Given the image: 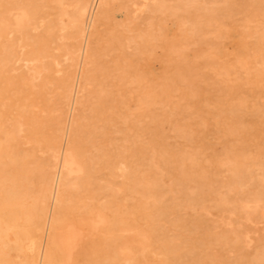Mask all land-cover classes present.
I'll list each match as a JSON object with an SVG mask.
<instances>
[{
    "label": "rangeland",
    "instance_id": "rangeland-1",
    "mask_svg": "<svg viewBox=\"0 0 264 264\" xmlns=\"http://www.w3.org/2000/svg\"><path fill=\"white\" fill-rule=\"evenodd\" d=\"M2 1V2H1ZM53 1L54 0H0V16H1V14H2V16L0 17V34H2V35H0V93H1V91H3L2 93H1V95H0V120L3 118V117H5V118H3V121H0V130H4L3 132L2 131H0V135L4 138V139H2L1 138V136H0V142L2 141V143H0V153L2 152V151H4L3 153H1L0 155H1V157H0V167L2 168V171H0V189L2 188L3 189V194L1 193L2 191V189L0 190V194H2V198H1V195H0V198H1V200H0V216H1V218H0V235H1V237H0V240L1 241H3V244H4V246H3V244H2V246H1V249H3L4 250V252H5V250H6V256L7 255H9L10 257L8 258V256L6 257V256H4V252H2L3 250H1L0 249V254L2 255V256H4V257H6V258H4V260H2V257L0 256V264H1V262L3 263V264H41V260L43 261L42 263H44V261H45V259H43V257L42 256H45V253H46V247H47V244L45 243V240L44 239H46V241H48V239H49V237L48 236H46V235H49V228H50V222L54 219L53 218V215H54V217H55V214H56V210L58 211L57 212V214H56V216H59V214H60V218L62 219V220H66L65 222H70V221H74L77 225H82L83 227H85L84 229H85V232H84V236H83V239L79 242V244H78V246H77V248L74 250V253H73V256H72V258L68 261L67 260V256L63 253V251L61 250H59V259L56 261V262H58L59 260H62V262H58L57 264H76V263H78V264H85L86 262H88V264H145V262L147 263H149V264H264V208H263V206H264V177L263 178H256L255 179V175L254 174H256L257 172H258V169L257 168H255V167H252L251 168V170H247V174L245 173V175H244V178L243 179H245L246 181H243L242 180V183L244 184H242V183H239L240 184V186L241 187H238L239 186V184L236 186V187H234V188H230L229 186H228V180H229V178H228V173L226 172V171H223V173L222 172H216L215 173V171H213L211 168H210V166H211V160H210V158H209V156H207V155H209V153H217V155H219V154H222V153H220L221 152V150L223 151V149H221L222 148V146H224V143H225V140L228 138V137H231L230 135H228V131H230L231 130V125H232V130L234 131L235 129L238 131L239 129H237L238 128V124H235L236 122H235V120H234V118L236 119L237 117H235V115H237V113L241 116V115H243V116H245L246 117V115H247V117H246V119H250V120H253L252 118L256 115V114H263L264 113V97H263V95H264V78H262V77H264V68H263V66H264V64H263V66L261 65L262 64V62H264V51L262 52L261 51V53L259 52V53H252V52H254L252 49H251V53L253 54L252 55V58H251V53H250V51L248 52V54L246 55V54H242L241 55V50H239V54L238 53H236V52H238V49H241L242 48V46L244 45V44H247V41H248V44H247V47H249V48H251L252 47V45H251V42H252V35H254V34H257V32L256 31H258L259 29V31H258V34L259 33H261V32H263V21H264V0H242V1H244V2H240L239 0H235V1H233L232 0V3H231V5L232 4H234V5H236V7H234L233 5L232 6H230L229 7V9L227 10V13H228V11H229V13L233 16H231L230 14H228L227 15V13H223V11H221V10H218L216 7L219 5L218 3H215L214 4V0H206V1H204V0H194V2H192L191 4H188V6H187V4H184L185 2V0L183 1V0H181V2L183 3V4H181L180 3V0H172V1H170V0H154L150 5H149V8H150V6H153V7H155V8H153L152 9V7L148 10V7L146 6L145 7V5H140L141 4V0H139L137 3L136 2H134V0H124V3H123V1L122 0H102V2H101V0H88L87 1V3H88V5L86 6V9H85V11L83 12V14L80 16L81 18H80V22H76L74 19H75V14L76 13H78V11H79V6H80V4H79V0H61V1H63V2H61L60 0H55V4L53 3ZM60 2L59 4H57L56 2ZM94 1H96V2H98V3H96V2H94ZM105 1V2H104ZM126 1H127V3H126ZM147 1V0H146ZM161 1V2H160ZM164 1V2H163ZM178 1V2H177ZM213 1V2H212ZM218 0H216V2H217ZM250 1V2H249ZM10 2V3H9ZM14 2H16L15 3V5L13 4ZM23 3V5H22V3ZM73 2V3H72ZM100 2H101V4H100ZM158 2V3H157ZM160 2V3H159ZM163 2V3H162ZM170 2H172V3H170ZM173 2H175L176 4H174ZM200 2V3H199ZM237 2V3H236ZM249 2V3H248ZM54 5H53V4ZM67 3L69 4V5H67ZM90 3H91V5H90ZM126 3V4H125ZM132 3V4H131ZM134 3V4H133ZM179 3V4H178ZM198 5H197V4ZM256 3V4H255ZM258 3V4H257ZM262 4V6H260L261 4ZM73 4V5H72ZM77 4H78V6H77ZM97 4V5H96ZM103 4V5H102ZM131 6H130V5ZM181 4V6L183 5V7L185 8V9H183L181 6V8L178 6V5H180ZM203 4H205V5H203ZM207 4V5H206ZM51 5V6H50ZM58 5L59 6H61V7H59V8H62V9H59L58 10ZM64 5V6H63ZM97 7H95V6ZM127 5H129L128 6V8L126 7ZM157 7H156V6ZM165 7H164V6ZM167 5V6H166ZM174 5H176V6H174ZM195 5H196V7H195ZM208 5H209V7H208ZM213 5V6H212ZM217 5V6H216ZM254 5H256V7L254 8ZM17 6H18V8H17ZM20 6V7H19ZM22 6V7H21ZM29 6V8H27ZM36 6H38V7H36ZM47 6H48V8H47ZM69 8V10H68V8ZM69 6H72V7H69ZM94 6V7H93ZM170 6H172V7H175V8H172V7H170ZM179 7V8H176V7ZM212 6V7H211ZM242 6V7H241ZM253 6V7H252ZM16 7V8H15ZM44 7V8H43ZM78 7V8H77ZM87 7L90 9H87ZM137 7V8H136ZM144 7V8H143ZM206 7V8H205ZM250 9H249V8ZM10 8V9H9ZM74 8H76V9H74ZM127 8V9H126ZM130 8H132L134 11H136V12H133L132 11V9H130ZM159 8V11L157 10ZM160 8H161V10H160ZM168 8V9H167ZM193 8H195V9H193ZM204 8V9H203ZM208 8V9H207ZM209 8H213V9H210V15L212 16V14H213V17H211L208 13H206V11H205V9H207V12L209 11ZM240 8V9H239ZM252 8H254L253 10H254V13H253V11H252ZM262 9V11L261 10H259V9ZM21 9V10H20ZM26 9V10H25ZM46 9H48V11L46 10ZM72 9V10H71ZM96 9H97V15H96ZM136 9V10H135ZM142 9H144V10H142ZM158 11H156V10ZM173 9L175 10V11H173ZM235 9V10H234ZM245 9H247V11H245ZM255 9H257V10H255ZM12 10H13V13H12ZM20 10V11H19ZM37 10V11H36ZM55 12H54V11ZM71 10V11H70ZM89 10V11H88ZM99 10V11H98ZM127 10V11H126ZM129 10V11H128ZM147 10V11H146ZM150 10H151V12L153 13H150ZM187 10H189V11H187ZM191 10V11H190ZM232 10V12H230ZM250 10H251V12H250ZM260 12H259V11ZM3 11H6V12H3ZM10 11V12H9ZM53 11V12H52ZM63 11V12H62ZM123 11H126V12H124L123 13ZM138 11H140L139 13H138ZM176 11H177V13H176ZM179 11V12H178ZM193 11V12H192ZM196 11V12H195ZM200 11V12H199ZM211 11H216V12H218L219 13V15L217 16L214 12L212 13ZM221 11V12H220ZM246 13H245V12ZM256 11V12H255ZM258 11V12H257ZM51 12V13H50ZM58 12L60 13V15L58 14ZM71 14H74V15H70V13ZM89 12H94V13H92L93 15H91V18H90V15H89ZM121 12V13H120ZM128 12V13H127ZM131 12V14H129ZM145 12H147V14H149L148 16H147V14L145 13ZM172 12V13H171ZM181 12V13H180ZM188 12V13H187ZM195 12V13H194ZM224 12H226V11H224ZM250 12V13H249ZM9 13V14H8ZM25 13L27 14V15H25ZM69 13V14H68ZM90 13V14H91ZM120 15V16H118V14ZM137 13V14H136ZM164 15H163V14ZM168 13H170L169 15H168ZM174 13V14H173ZM185 13V14H184ZM186 13L188 14L187 16H188V18L186 17ZM199 13V14H198ZM203 13H205V14H203ZM212 13V14H211ZM221 13H222V15H226V16H223V17H220V16H222L221 15ZM237 15H236V14ZM247 13H248V18H246L247 17ZM255 13H257V14H259V16L261 17H259V16H257ZM7 14V15H6ZM14 14V15H13ZM17 14H19V15H17ZM39 14V15H38ZM52 14H53V16H52ZM57 14V15H56ZM68 14V15H67ZM122 14H124V15H122ZM127 14H129V15H127ZM133 14L135 15L134 17H133ZM146 14V15H145ZM157 14V16H155ZM173 14V15H172ZM178 14V15H177ZM214 14H215V16L216 17H218V19L220 20H218V19H215L216 17L214 16ZM249 14H250V17H249ZM256 15L257 16V18H256V16H253V15ZM263 14V15H262ZM13 15V16H12ZM30 15V16H29ZM56 15V16H55ZM87 15H89V16H87ZM94 15H95V17H94ZM117 15V16H116ZM139 15V16H138ZM146 16L145 18H146V20H145V18H144V16ZM153 15V16H152ZM181 15L183 16V17H181ZM185 15V16H184ZM191 15V16H190ZM196 15V16H195ZM197 15H199V16H197ZM205 15V16H204ZM207 15V16H206ZM210 17H209V16ZM235 15H236V17H235ZM18 16V17H17ZM46 16H47V18H46ZM51 16H52V18H51ZM61 16V17H60ZM87 16V17H86ZM93 16V17H92ZM128 16V17H127ZM137 16V17H136ZM201 16V17H200ZM241 16H243L242 17V19H241V22H240V20H238V18L240 19L241 18ZM251 16H253V17H251ZM11 17V18H10ZM31 17V18H30ZM73 17V18H72ZM117 17H119V20H118V18ZM126 17V18H125ZM139 17V18H138ZM149 17H151V19L149 18ZM156 17V18H155ZM160 17H162V18H160ZM195 17V18H194ZM205 17L207 18L206 19V21H204L205 20ZM215 17V18H214ZM229 19H228V18ZM231 17V18H230ZM55 18H56V20H55ZM84 18V19H83ZM159 18H160V20H159ZM180 18H182V19H180ZM187 18V19H186ZM191 18V19H190ZM203 18V19H202ZM210 20H209V19ZM211 18H213V20L214 21H212V22H210L212 19ZM224 20H222V19ZM226 18H227V20H226ZM244 18H246L244 21H242ZM249 18H250V20H249ZM253 18H256V19H253ZM7 20V23L4 21V20ZM14 19V20H13ZM27 19V20H26ZM32 19H33V21H32ZM44 19H46V20H44ZM51 19H52V21H51ZM66 19V20H65ZM72 19V20H71ZM89 19H90V21H89ZM133 19V20H132ZM138 19H140V21L141 22H143V25L144 24H147V27L148 26H150L151 27V23H153L152 24V27L150 28V27H148L147 28V31H146V28H145V26L143 27V25L141 24V22L140 21H138V23H137V20ZM142 19V20H141ZM151 21H150V20ZM152 19H154V21L152 20ZM156 19H157V21H158V23L161 25V27H160V25L157 23V21H156ZM166 19V20H165ZM171 19H176L175 21L174 20H171ZM185 19H186V21H185ZM189 19H190V21H189ZM234 19V20H233ZM249 20V22H247L248 20ZM60 20V21H59ZM92 20V21H91ZM132 20V21H131ZM136 20V21H135ZM144 20V21H143ZM148 20V21H147ZM171 20V21H170ZM187 20L191 23H187L186 24V22H187ZM199 20V21H198ZM209 20V21H208ZM221 20L223 21V24L224 25H221L222 24V22H221ZM236 20H238V22L236 21ZM261 20H263L262 22H261ZM43 21V22H42ZM55 21H57V22H55ZM69 21H71V22H69ZM89 21V22H88ZM134 21V22H133ZM150 21V25H148L149 22ZM156 21V22H155ZM163 21H165V22H163ZM172 21H173V23H172ZM181 21V22H180ZM202 22L203 21V24H199L198 22ZM226 21V22H225ZM233 21V22H232ZM258 21H259V23H258ZM39 22H41V23H39ZM44 22H46V24L44 23ZM49 22H52V23H50L49 24ZM55 22V23H54ZM68 22H69V24H68ZM73 22V23H72ZM74 22H75V24H74ZM83 22H84V25H83ZM92 22V23H91ZM119 22H121V23H119ZM124 24H123V23ZM135 22H136V24H135ZM146 22V23H145ZM183 22V23H182ZM205 22L206 23H208V25L207 24H205ZM210 22V23H209ZM214 22H215V24H214ZM241 24H243V26L244 27H246L245 29L247 30L246 32L244 31L245 29L243 28V26L242 25H240V23ZM243 22V23H242ZM247 22V23H246ZM251 22H257V23H255V26H254V24L252 23L251 24ZM3 23V24H2ZM44 23V24H43ZM58 23V24H57ZM60 23H62L61 25H59ZM68 25H67V24ZM80 23H82L81 24V26H80ZM90 23V24H89ZM118 23V24H117ZM133 23H134V25H133ZM140 23V24H139ZM167 23H169V24H167ZM171 23V24H170ZM197 23V24H196ZM232 23V24H231ZM237 23H238V25H237ZM246 23V24H245ZM250 23V24H249ZM260 23H262V24H260ZM10 24V25H9ZM15 24V25H14ZM52 24H54V25H52ZM76 24H78V25H76ZM88 24V25H87ZM131 24L135 27H132L131 26ZM159 26H158V25ZM163 24V25H162ZM166 24V27H168V26H170L169 27V29H171V30H169L168 28H165V25ZM178 24H180V25H178ZM190 24V25H189ZM195 24V25H194ZM216 24H218V26L216 25ZM235 24V25H234ZM247 24H248V26H251L250 28L252 29V30H250V29H248L249 27L247 26ZM22 25V26H21ZM29 25V26H28ZM39 25V26H38ZM42 25V26H41ZM63 25V26H62ZM77 27H76V26ZM90 25V26H89ZM101 25V26H100ZM119 25V26H118ZM123 25V26H122ZM136 25V26H135ZM141 25V26H140ZM172 25H174V26H172ZM188 25L190 26V27H188ZM192 25V26H191ZM201 28H199L198 26ZM203 25V26H202ZM221 25V26H220ZM226 25V26H225ZM260 26V27H258V26ZM9 26H11V27H9ZM31 26V27H30ZM34 26V28L36 29V31H35V29L33 28L32 29V27ZM41 26V27H40ZM44 26V28H42ZM48 26V27H47ZM53 26V27H52ZM65 26V27H64ZM66 26H68V28L71 30H69L68 28L67 29H65L66 28ZM85 26V27H84ZM91 28H89V27ZM129 26V27H128ZM140 26V27H139ZM157 26V27H156ZM172 26V27H171ZM182 26V27H181ZM196 27L195 28V31H193V29L194 28H192V27ZM202 26V27H201ZM204 26H206V27H204ZM212 26H215V27H212ZM229 26V27H228ZM230 26H231V30H230ZM234 28H233V27ZM239 26V27H238ZM17 27V28H16ZM49 27H51L50 29H49ZM59 27H60V29H61V27L63 28V29H59ZM74 27H75V29L76 30H74ZM79 27H80V29H79ZM87 27H88V29H89V31H88V29H87ZM139 27V28H138ZM143 27V28H142ZM153 27H155V28H153ZM175 27V29H172V28H174ZM180 27V28H179ZM256 27H258V28H256ZM263 27V28H262ZM48 28V29H47ZM54 28V30H52ZM82 28V29H81ZM130 28V29H129ZM136 28H138V29H136ZM142 29V30H139V29ZM152 28H153V30H152ZM158 28H160V30L158 29ZM213 28V29H212ZM229 28V30H230V32L228 31V33H230L228 36H226L228 33H227V29ZM253 28L254 29H256V31H254L253 30ZM31 29H32V31H31ZM39 31H38V30ZM65 29V30H64ZM84 29V30H83ZM131 29H133L137 34L135 35L134 33H133V30H131ZM157 30V34H156V30ZM165 29V30H164ZM181 29V30H180ZM182 29H183V31H182ZM189 29H191V30H189ZM199 30V32L200 33H202V34H200L197 30ZM208 30V31H206V30ZM217 29H220V30H215ZM223 29V30H222ZM225 29V30H224ZM238 30L237 32H235V33H232L233 31H235V30ZM240 29V30H239ZM12 30V31H11ZM68 30V31H67ZM90 30H91V32H90ZM189 30V31H188ZM222 30V31H221ZM241 30L243 31V35L240 33L241 32ZM22 31V32H21ZM24 31V32H23ZM35 31V32H34ZM54 31V32H53ZM58 31V32H57ZM65 31V32H64ZM124 31H126V32H124ZM140 31V32H139ZM163 31V32H162ZM191 31V32H190ZM226 33H225V32ZM21 32V33H20ZM35 34H34V33ZM37 32V33H36ZM88 32H90V33H88ZM142 32H144V33H142ZM163 33V35H161V33ZM193 32H195V33H193ZM196 32H198V33H196ZM207 32V33H206ZM254 32V33H253ZM256 32V33H255ZM4 33L6 34V35H4ZM60 33L62 34L61 35V37H60ZM80 33V34H79ZM82 33V34H81ZM131 33V34H130ZM138 33H139V35H138ZM147 33V34H146ZM149 33V34H148ZM154 33V34H153ZM189 33H191V34H189ZM192 33H193V35H192ZM231 33H232V39L230 38V36H231ZM239 34L240 36L242 35L243 37H239V35H237V34ZM248 33V34H247ZM9 34V35H8ZM43 34H45V35H43ZM47 34H49V36L47 35ZM52 34V35H51ZM133 34V35H132ZM144 34L145 35H147V36H144ZM156 34V35H155ZM158 34H160V38H159V36H157ZM197 34V35H196ZM201 35V38H203V39H201V38H199V36ZM209 34V35H208ZM218 34H219V36H218ZM4 35V36H3ZM87 35V36H86ZM189 35V36H188ZM203 35V36H202ZM208 35V36H207ZM211 35V36H210ZM235 35H237L240 39H242V40H240L239 39V41H238V43L236 42L237 40V38L238 37H236ZM247 35V36H246ZM4 38H3V37ZM32 36H33V38H32ZM36 36H39L38 38H39V40H38V38H36ZM64 38H63V37ZM68 36V37H67ZM82 38H81V37ZM89 36V37H88ZM91 36V37H90ZM132 36H134V37H132ZM137 38H139V36H144V38L142 37V38H139V39H137ZM164 37V39H163V37ZM182 36V37H181ZM191 36L194 38V37H198V39H196V44H198V46L196 47V44L194 43L195 41V39H193V38H191ZM207 36V37H206ZM210 36V37H209ZM215 38H214V37ZM223 38H222V37ZM234 36H235V38H234ZM250 36V37H249ZM7 37V38H6ZM125 37H126V39H125ZM148 37V38H147ZM155 37V38H154ZM168 37H170V39L168 38ZM184 37H188V39L187 38H184ZM205 37H206V39H205ZM218 37H219V39H220V37H221V39L219 40L218 39ZM229 38L230 40H234V42L233 41H230L229 42V39L228 40H225L224 38ZM3 40H2V39ZM29 38V39H28ZM44 38V39H43ZM48 38H49V40H48ZM50 38H52V39H50ZM58 38V39H57ZM63 40H62V39ZM66 38V39H65ZM74 38V39H73ZM81 38V39H80ZM131 38V39H130ZM137 39V41H136V39ZM175 38V40L173 41V39ZM182 38H184V39H182ZM192 40H190V39ZM210 38V39H209ZM65 39V40H64ZM71 39H73V40H71ZM76 39V40H75ZM78 39V40H77ZM133 39H134V41H133ZM142 39V43H144V47L143 46H141L142 45V43L140 42V40ZM143 39H146V40H151V42H150V40H149V42L148 41H143ZM153 39H156V40H158V41H160V42H158L159 44L157 45V42H155V40L153 41ZM160 39H163V40H160ZM181 39H182V41H181ZM217 39V40H216ZM223 39V40H222ZM244 39V40H243ZM248 39V40H247ZM252 39V40H251ZM30 42H29V41ZM48 40V41H47ZM75 40V41H74ZM87 40V41H86ZM110 40V41H109ZM126 40V41H125ZM130 40H131V42H130ZM187 40V41H186ZM208 40H210V41H208ZM219 40V41H218ZM226 41V44H225V42L224 43H222L223 41ZM236 40V41H235ZM245 40H247V41H245ZM33 41V42H32ZM39 41V42H38ZM44 41H47V43L46 42H44ZM72 41V42H71ZM96 41V42H95ZM161 41H163V42H161ZM181 41V42H180ZM197 41L199 42V41H205V43L203 44V42H201V43H197ZM206 41H208V42H206ZM214 41H215V43H214ZM216 41H218V42H216ZM222 41V42H221ZM28 42H29V44L30 45H32V46H30L29 44H28ZM34 42H37V44L36 43H34ZM50 42H51V44H50ZM135 42V43H134ZM136 42L137 43H139V44H136ZM146 42V43H145ZM189 44H188V43ZM235 42H236V44H235ZM32 43V44H31ZM39 43H41L40 45H41V47H40V45H38ZM43 43V44H42ZM96 43H98V46H97V44ZM108 43H109V45H108ZM129 43V44H128ZM140 43H141V45H140ZM148 43V44H147ZM162 45H161V44ZM166 43H169V44H166ZM210 43H211V45H210ZM213 43V44H212ZM216 43H217V45H216ZM220 43L221 44H223V46L221 47V45H220ZM228 43H229V45H228ZM33 44H36V46H33ZM84 44H86V45H84ZM101 44V46H99ZM126 44V45H125ZM132 44V45H131ZM135 46H134V45ZM165 44V45H164ZM175 44V45H174ZM177 44V45H176ZM199 44L200 45H202V46H200L199 47ZM233 45V46H231V45ZM235 44V45H234ZM242 44V45H241ZM25 45L27 46V45H29L30 47H32V48H30L29 46H28V48L26 47V48H24L25 47ZM45 45V46H44ZM51 45V46H50ZM75 45V46H74ZM83 45V46H82ZM130 45V46H129ZM162 47H164L165 49L166 48H168L167 46H170V45H172V48L170 49V48H168L167 50L168 51H164L163 49L164 48H162ZM167 45V46H166ZM174 45V46H173ZM190 45L193 47H190ZM219 45V46H218ZM239 45H240V47H239ZM251 47H250V46ZM47 46V47H46ZM49 46H50V48H49ZM58 46H59V48H58ZM61 46V47H60ZM65 46V47H64ZM108 46V47H107ZM146 46V47H145ZM147 46H149V47H147ZM151 46V47H150ZM157 46H158V50H156L157 49ZM160 46V47H159ZM216 48H215V47ZM2 47H3V50H2ZM6 47V48H5ZM36 47L37 48H39V49H36ZM46 47V50L44 49ZM63 47V48H62ZM82 47V48H81ZM100 47H101V49H100ZM120 47V48H119ZM131 47H133V48H131ZM135 47V48H134ZM136 47H138V48H140V49H138V48H136ZM152 47L154 48V50L152 51V53H151V51H149V49L148 48H150V49H152ZM182 47H183V49H182ZM186 47H188L189 49L187 50V48ZM202 47V48H201ZM205 49H207L208 48V53L206 52L207 50H205ZM231 48V50H229L230 48ZM235 47V48H234ZM41 48V49H40ZM66 48V49H65ZM129 48V49H128ZM161 48H162V50H161ZM195 48H196V50H195ZM212 48V49H211ZM221 48V49H220ZM225 48V49H224ZM32 49H35V50H32ZM48 49V50H47ZM49 49H51V50H49ZM72 49V50H71ZM83 49H84V51H83ZM86 49V50H85ZM126 49V50H125ZM135 51H134V50ZM137 49V50H136ZM143 50V53L142 54H140L141 52H142V50ZM170 49V50H169ZM174 49H176L175 51H174ZM200 49V50H199ZM213 49L215 50V51H213ZM226 49H228L227 51H226ZM31 50H32V52H31ZM129 50V51H128ZM132 50V51H131ZM139 50H141V51H139ZM173 52H172V51ZM181 50H183V51H181ZM189 50H191V51H189ZM195 50V51H194ZM204 50H205V52H204ZM234 50V52L232 53V51ZM4 51V52H3ZM35 51V52H34ZM39 52V54H38V59L36 58V52ZM41 51V52H40ZM74 51V52H73ZM89 51V52H88ZM118 51H119V53L121 54H119L118 53ZM162 51V52H161ZM164 51V52H163ZM196 51H197V53H196ZM202 51H203V53H202ZM224 51V52H223ZM25 52L27 53V55H25ZM28 52H30L29 54H28ZM43 52H45V54L43 53ZM48 52H50L49 54H48ZM72 53V54H74V55H72V54H70V53ZM83 52V53H82ZM85 52H86V54H85ZM115 52V53H114ZM124 52H125V54H124ZM126 52H129V53H131L130 55H128L129 53H126ZM134 52H136V53H134ZM144 52L146 53V52H148V53H146V55L144 54ZM150 52V53H149ZM160 52V53H159ZM169 52V53H168ZM185 52V53H184ZM191 52V53H190ZM212 52V53H211ZM214 52V53H213ZM219 52H222V54H219ZM226 52V53H225ZM231 54H230V53ZM43 53V58H42V55H40V54H42ZM112 53V54H111ZM134 53V54H133ZM154 53H155V55H154ZM161 53H162V55H161ZM168 53V54H172V55H166V54ZM186 53H188V54H186ZM202 53L203 55H204V57H203V55L200 54ZM218 55H217V54ZM70 54V55H69ZM109 54V55H108ZM123 54V55H122ZM138 54V55H137ZM149 54H151V55H149ZM156 54H157V58H156ZM165 54V55H164ZM177 57V60H176V58L174 59V55ZM190 54V55H189ZM205 54H206V56H207V54L209 55L210 54V56L208 57H206L205 58ZM224 54V55H223ZM226 54H229V56H227ZM259 54H260V57H259ZM34 55V56H33ZM76 55V56H75ZM107 55H108V57H107ZM117 55H119V56H117ZM126 55V56H125ZM135 55H136V57H135ZM142 55H144V56H142ZM159 55V56H158ZM161 55V56H160ZM184 55V56H183ZM189 55V56H188ZM194 55V56H193ZM196 55V56H195ZM216 55V56H215ZM221 55V56H220ZM235 55V56H234ZM237 55V56H236ZM239 55V56H238ZM244 55V57L242 58L241 56H243ZM257 55V56H256ZM6 56H8V57H6ZM20 56V57H19ZM74 56V57H73ZM112 56V57H111ZM117 56V57H116ZM126 57V59H124L125 57ZM130 56V57H129ZM133 56V57H132ZM150 56V57H149ZM163 56H166L165 57V59H163V60H165V61H163L162 60V62H161V60H159V58L161 59V58H164ZM173 58H172V57ZM188 56V57H187ZM215 56V57H214ZM225 56H227L228 58H226ZM233 56V57H232ZM245 56H247V57H245ZM4 59H3V58ZM29 57V58H28ZM39 57H41V58H39ZM72 57V58H71ZM80 57H81V59H80ZM124 57V58H123ZM127 57H129L128 59H127ZM144 58L143 60L141 59V58ZM148 57V58H147ZM153 57V58H152ZM170 59H169V58ZM185 57V58H184ZM192 57H193V59H192ZM199 57H200V59H199ZM229 57H231V58H229ZM241 57V58H240ZM249 57V58H248ZM257 59V61H255L256 59ZM5 58L7 59V60H5ZM84 58V59H83ZM107 59V60H105V59ZM111 58H112V60H111ZM113 58H114V60H113ZM135 58V60L137 61H135V60H133ZM152 58V59H151ZM156 58V60L154 61V59ZM166 58H167V60H166ZM189 58V60L190 61H188L187 59ZM195 58V59H194ZM209 58H212V59H209ZM218 60H217V59ZM224 58V59H223ZM225 58H226V60L228 61V64H227V61L225 60ZM236 58V59H235ZM240 58V59H239ZM251 58V59H250ZM258 58H260L261 60L263 59V61H261L260 59H258ZM34 59V60H33ZM110 59V60H109ZM141 59V62L142 63H140V61L139 60ZM184 59V60H183ZM201 60L202 61V63L199 61V63L201 64H198V61L196 62V60ZM206 61H205V60ZM234 59H235V61L237 60V61H239L240 62V64H242L243 65V67L246 69V70H244V68L242 67V65H241V67H240V65L237 63V62H235L234 61ZM243 59V60H242ZM246 59H249L248 61L246 60ZM253 59V60H252ZM4 60V61H3ZM9 60V61H8ZM73 60V61H72ZM127 62H126V61ZM133 60V61H132ZM145 60V61H144ZM158 60H159V64H154V62H157L158 63ZM173 61L174 62V64H173V62H171V61ZM223 60V61H222ZM7 61V62H6ZM124 61V62H123ZM148 63H147V62ZM179 61V62H178ZM186 61H187V63H186ZM220 61V62H219ZM226 61V63H223V62H225ZM229 61H230V64H229ZM243 61H244V64H243ZM246 61V62H245ZM257 63H259V61H260V66L258 65L257 66V64L255 65V62ZM14 62V63H13ZM71 62V63H70ZM84 62V63H83ZM86 62V63H85ZM136 62V63H135ZM165 62V63H164ZM213 62H215V63H213ZM231 62H234V65H232L233 63H231ZM126 65H125V64ZM131 63V64H130ZM133 63V64H132ZM135 63V64H134ZM139 63H140V65L142 64L143 65V63H144V66L142 67V65L140 66L139 65ZM150 63H151V66H150ZM155 65H153V64ZM160 63H161V65H162V63H164V64H166V65H162V66H160ZM171 65H170V64ZM189 63H191V66L189 65ZM194 63H197V64H195V67H196V65H197V67H200V66H203L202 68H201V70L203 71H201L200 70V68H197L196 67V69L194 70ZM208 63H209V65H208ZM220 63H222V65L220 64ZM72 64V65H71ZM85 64H87V65H85ZM148 64V65H147ZM223 64H225V66H223ZM248 64V65H247ZM254 64V65H253ZM5 66V67H3V66ZM70 65V66H69ZM74 65V66H73ZM129 65H131V66H129ZM133 65V66H132ZM168 65V66H167ZM172 65H173V68H172ZM185 66V67H187V69H189V70H187L185 67H182V66ZM193 65V66H192ZM199 65V66H198ZM208 65V66H207ZM226 65H227V68H226ZM2 66V67H1ZM110 66V67H109ZM147 66H150L149 67V69H148V67L146 68ZM158 66H160V67H158ZM166 66V67H165ZM181 66V67H180ZM205 66H207V67H205ZM220 66H223V68L222 67H220ZM238 66V67H237ZM251 66V67H250ZM11 67V68H10ZM73 67V68H72ZM130 67H131V69H130ZM135 67L136 68H139V70L137 69V72H134V70L133 69H135ZM143 69H142V68ZM144 67H145V69H144ZM192 67H193V69H192ZM214 67H217V68H214ZM220 67V68H219ZM232 67L234 68V69H232ZM239 67H240V69H239ZM246 67H248V68H246ZM259 70H255L256 68ZM72 68V69H71ZM81 68V69H80ZM160 68H162V70H160ZM163 68H166V73L167 74H165L164 72V70H163ZM168 68V69H167ZM179 68H181V69H179ZM261 68H262V73H261ZM5 69H6V71H5ZM75 69V70H74ZM118 69H120L119 71H118ZM128 71H127V70ZM161 71H159V70ZM170 69V70H169ZM186 69V70H185ZM206 69V70H205ZM223 71H222V70ZM229 69V70H228ZM237 69V70H236ZM4 70V71H3ZM78 70V71H77ZM79 70H80V74H79ZM83 70V71H82ZM132 70L133 71V75H132V71H131V73H129L130 71ZM136 70V69H135ZM141 70V72H138V71H140ZM147 70V71H146ZM151 70V71H150ZM192 70V71H191ZM198 70V71H197ZM233 70V71H232ZM248 70V71H247ZM251 70H252V72L254 71V74L251 72ZM73 71V72H72ZM76 71V72H75ZM157 71V72H156ZM169 71H170V73H172L171 71H174L171 75H173V76H171L170 77V73H169ZM188 71V72H187ZM195 71V72H194ZM230 71H232L233 72V74H232V72H230ZM241 73H240V72ZM243 71V72H242ZM248 73H247V72ZM258 71V72H257ZM118 72V73H117ZM147 72L148 73V79L147 80H149L150 78V80L148 81L149 83V85L150 86H152V87H147L148 86V84H147V80H146V78H147V76H145L144 74ZM153 72H154V74H153ZM180 72H181V74H183V75H180ZM183 72H185V73H183ZM205 72H207V73H205ZM213 72H215V73H213ZM256 72V73H255ZM5 73V74H4ZM120 73H121V75H120ZM124 73V74H123ZM126 73V74H125ZM138 73L140 74V75H138ZM143 73V74H142ZM147 73H146V75H147ZM152 73V74H151ZM159 73H161V75L163 76V77H161L160 75H159ZM174 73H175V75H174ZM187 73H193V74H191L192 75V77H190L191 75H189V74H187ZM197 73H199L200 75H198ZM203 73V74H202ZM220 73V74H219ZM226 73V76L225 75H223V74H225ZM228 73H229V75H228ZM235 73V74H234ZM243 73V74H242ZM247 73V74H246ZM252 73V74H251ZM257 73H259L258 75L260 76H258L257 75ZM66 74V75H65ZM70 75V77H73V79L72 78H70L69 77V75ZM130 74V75H129ZM184 74H185V76H184ZM195 74V75H194ZM201 74H202V76H201ZM215 74V76H213ZM218 74V75H217ZM230 74H232V76L233 77H231V75ZM248 74H250V76L251 77H255L256 79H258V80H253V78H252V80L253 81H251V84H249V80H251V78H250V76L248 75ZM263 74V75H262ZM8 77H7V76ZM78 75L80 76V77H78ZM122 75H124V77L121 79V77H122ZM127 75L129 76V78H130V82L132 83V81L133 82H135L134 83V85H133V83H132V86H131V83L129 82V79H128V77H127ZM139 77H142V76H144V77H142V78H144L145 79V81L141 78L140 80H142V81H144V84H143V82L142 81H140L139 82V79L137 78V76ZM142 75V76H141ZM149 75H151L152 77H150ZM156 75V78L157 77H159V78H155L154 76ZM195 77H194V76ZM209 75V76H208ZM223 75V76H222ZM240 75H241V77H242V79H241V77H240ZM249 77H248V76ZM255 75H257L258 77H256ZM125 76H126V78H125ZM132 78H131V77ZM133 76H134V78H133ZM166 76H167V78H166ZM169 76V77H168ZM185 78H184V77ZM189 77L190 79H188L187 77ZM199 77V79L197 78V77ZM202 78H201V77ZM211 76H213V77H215L214 79H215V81H214V79H213V77H211ZM238 76V77H237ZM5 77V78H4ZM63 77H65L64 79H63ZM113 77V78H112ZM116 77V78H115ZM118 77V78H117ZM139 77V78H140ZM146 77V78H145ZM221 77V78H220ZM223 77H227L226 78V80H223ZM231 77V78H230ZM75 78H78V80H80V81H78L77 79L75 80ZM125 78V82H124V79ZM159 82H157L155 79ZM162 78L164 79L165 78V80H167L166 82L165 81H163L162 80ZM205 79V81H203L204 79ZM216 78H217V80H218V78H219V82H221L220 84H221V88H224V89H221L219 86H218V84L219 83H217L216 82ZM231 80L232 78L234 79H232L231 81L229 80V79ZM235 78H238V79H236L235 80ZM248 78V79H247ZM53 79V80H52ZM67 79H69V80H67ZM71 79V80H70ZM117 79V80H116ZM118 79H120V80H122L121 82H119L118 81ZM135 79H137L136 81H135ZM159 79H161L163 82L161 83V80H159ZM185 79H187V80H185ZM196 79H198L197 81H199L198 83L195 81ZM212 79V80H211ZM241 79V80H240ZM244 79H246V82H245V80ZM64 80V82L68 85H64L63 83H62V81ZM116 80V81H115ZM152 80H155V81H152ZM169 80H170V82H169ZM206 80H207V82H206ZM229 82H228V81ZM238 80V81H237ZM260 80H262V81H260ZM23 81V82H22ZM30 81L32 82V84L30 83ZM67 81V82H66ZM77 83H79V84H77ZM84 81H86L85 83H84ZM174 81V82H173ZM179 83H178V82ZM200 81H202V82H200ZM225 81H227V83L225 82ZM232 81H237V83H240V82H242V84L240 83V84H238V85H240V86H237V84L236 83H234V84H231V83H233ZM256 81V83H255V85H254V83L253 82H255ZM258 81H260V83L258 82ZM47 82H49V83H47ZM70 82H71V84H70ZM82 82V83H81ZM87 82H88V85H87ZM117 82V83H116ZM122 82H124V83H122ZM129 82V83H128ZM137 82H139V83H137ZM150 82H151V84H150ZM152 82H154V83H152ZM177 82V84H175ZM245 82V86H244V83ZM262 82V83H261ZM99 83H100V85H99ZM107 83V84H106ZM116 83V84H115ZM120 83H122V86H123V88L124 89H122L121 87L122 86H120V85H117V84H120ZM142 85H141V84ZM163 83H164V87H163ZM181 83V84H180ZM192 83V84H191ZM199 83H202V84H199ZM206 83H208V84H206ZM104 84V85H103ZM113 84H114V86L115 85H117L118 86V88H117V86H115L117 89H121V90H118L117 91V89L115 88V89H113L114 87H112L113 86ZM124 84V85H123ZM125 84H128L129 86H127V85H125ZM159 84V85H158ZM161 84V85H160ZM168 84V88L166 87V85ZM173 84V86H171ZM175 84V85H174ZM182 84H184L183 85V87L181 86ZM203 84H205V85H203ZM215 84V85H214ZM246 84L248 85L249 84V86H247L246 87ZM259 84H260V86H259ZM59 85H60V87L62 88L63 87V90L65 89V91H63L60 87H59ZM70 85V86H69ZM73 85V86H72ZM75 85V86H74ZM76 85H78V86H76ZM84 85V86H83ZM85 85H86V88H85ZM157 85V86H156ZM177 85V87H175ZM192 85V86H191ZM200 85V86H199ZM203 85V86H202ZM207 85V86H206ZM250 85H251V87H255L256 85H257V87H255L254 89L253 88H250ZM9 86V87H8ZM57 86L59 87V89L57 88ZM68 88H67V87ZM96 86H98V88L101 86V88H102V86H103V88L101 89L100 88V91H98L97 89V87ZM131 86V87H130ZM139 86V87H138ZM189 86V87H188ZM196 86H198V87H196ZM202 86V87H201ZM204 86H205V88H204ZM214 86V87H213ZM216 86H217V88H216ZM227 86V87H226ZM231 87V89H230V87ZM243 86V87H242ZM12 87H13V89H12ZM75 87H76V89H75ZM84 87V88H83ZM107 87V88H106ZM109 87V88H108ZM112 87V88H111ZM125 87H128L127 89L125 88ZM135 87H137V88H135ZM142 87V88H141ZM154 87H156V88H154ZM161 87H163L164 89H162ZM174 89H173V88ZM181 87V88H180ZM212 87V88H211ZM229 87V88H228ZM236 87V88H235ZM239 87V88H238ZM248 88V90L246 89V88ZM260 87V88H259ZM104 88H105V93H104ZM129 88H134L132 91L130 90L129 91ZM139 88V89H138ZM145 88H147V89H145ZM158 88H159V90H158ZM178 88V89H177ZM185 88V89H184ZM214 88H216V89H214ZM232 88H233V92H232ZM234 88H235V90H234ZM263 89V91H262V89ZM78 89V90H77ZM82 89V90H81ZM94 89V90H93ZM107 89V90H106ZM110 89V90H109ZM126 89V90H125ZM136 89V90H135ZM161 89V90H160ZM165 89H168V90H165ZM170 89H172L171 91L174 93H170ZM180 89H181V91H180ZM188 89H190V90H188ZM192 89H193V91H195V92H193L192 91ZM206 90V92L204 91V90ZM211 89V90H210ZM218 89H221V90H218ZM228 89V90H227ZM243 89V90H242ZM253 89V90H252ZM261 89V90H260ZM9 90V91H8ZM61 90V91H60ZM75 90V91H74ZM103 92H102V91ZM114 90V92L115 93H113L114 94V96H112V94L110 95V91H111V93H112V91ZM123 90V91H122ZM128 90V92H125V91H127ZM154 91V93H152V91ZM177 90V91H176ZM201 90V91H200ZM209 92H208V91ZM217 90V91H216ZM224 90H225V92H224ZM240 90V91H239ZM245 90V91H244ZM247 90V91H246ZM256 90V91H255ZM98 91V92H97ZM106 91H108L109 92V94H108V92H106ZM138 91V92H137ZM157 91V92H156ZM158 91L160 92V93H158ZM168 91V92H167ZM174 91H176V92H174ZM187 91H188V93H187ZM198 91V92H197ZM235 91V92H234ZM239 91V92H238ZM259 91V92H258ZM4 92H6V93H4ZM67 92H69V93H67ZM73 92L74 93H76V95L74 94L73 95ZM81 92H82V94H81ZM84 92V93H83ZM96 92V93H95ZM99 92H101V93H99ZM119 92V93H118ZM124 92H125V94L126 93H128V94H130V95H128V94H124ZM133 92V93H132ZM158 94V95H156V93ZM169 93V94H167V93ZM211 92V93H210ZM215 92V94H213ZM219 92V93H218ZM241 92V94H238V93H240ZM242 92H244V93H242ZM4 93V94H3ZM8 93V94H7ZM58 95H57V94ZM67 95H66V94ZM107 94V95H102V97H103V100H105L106 99V96H108L109 95V98H108V100H105V102L102 100V97L100 96L101 94ZM119 95H118V94ZM148 93H149V95H148ZM162 93H163V95H162ZM165 93V94H164ZM180 93V94H179ZM203 93V94H202ZM209 95H208V94ZM228 94L227 96H226V94ZM246 93H247V95H246ZM251 93V95H252V97L254 98H252L251 97V95H248V94H250ZM80 96H79V95ZM89 94H90V96H89ZM93 94V95H92ZM100 94V95H99ZM118 96H117V95ZM131 94H132V96H131ZM134 94H135V96H134ZM153 94V95H152ZM167 94V95H166ZM180 95V96H178L177 97V95ZM187 94H189V95H187ZM198 94V97L196 96ZM213 94V95H212ZM219 94V95H218ZM223 94L225 95V96H223ZM231 94V95H230ZM235 94V95H234ZM238 94V95H237ZM258 94V95H257ZM75 96L74 98H71V97H73V96ZM82 95V96H81ZM95 95L97 96V97H95ZM123 97V98H121V96ZM154 95H156V97L154 96ZM163 97H162V96ZM164 95H166V96H164ZM173 95L175 96V97H173ZM183 95V96H182ZM204 95V96H203ZM221 95H222V97H221ZM233 95H234V97H233ZM255 95V96H254ZM67 96H69V97H67ZM115 96L117 97V98H115ZM126 96V98H124ZM127 96H129L128 98H127ZM134 96V97H133ZM136 96H137V98H138V100H139V102H138V100L136 99ZM138 96H140V98L138 97ZM153 96V98H151ZM159 96H161V97H159ZM173 97V100H171L170 98L171 97ZM182 96V97H181ZM193 96V97H192ZM216 96V97H215ZM220 96V97H219ZM257 96V97H256ZM64 97V98H63ZM77 97V98H76ZM93 97V98H92ZM110 97H112V98H110ZM130 97H133L131 100V102H130ZM168 97V98H167ZM177 97V98H176ZM192 97V98H191ZM197 97V98H196ZM204 97V98H203ZM209 97V98H208ZM232 97V98H231ZM238 97V98H237ZM247 99H246V98ZM249 97H250V100H249ZM255 97H256V101H255ZM92 98V99H91ZM96 98V99H95ZM98 98V99H97ZM101 98V99H100ZM154 98H156L155 100H154ZM189 98V99H188ZM193 99V100H191V99ZM205 98L207 99L206 100V102H205ZM221 98V99H220ZM224 98V99H223ZM243 98V99H242ZM244 98H245V100H244ZM252 98V99H251ZM260 98V99H259ZM69 99V100H68ZM73 99H76L75 101L73 100ZM117 101H116V100ZM124 99V100H123ZM167 99V100H166ZM175 99H176V101L177 102H175ZM196 99H198L197 100V105H195L194 106V101L196 102ZM201 99V100H200ZM208 99H209V101H208ZM230 99V100H229ZM5 100V101H4ZM8 100H10V101H8ZM40 100V101H39ZM46 100V101H45ZM62 100H64V101H62ZM71 100H72V102H71ZM93 100L95 101L94 103H93ZM129 100V101H128ZM161 100V101H160ZM166 100V101H165ZM170 100V101H169ZM180 100V102H178ZM187 100V101H186ZM193 101V103H191V105H188L190 102L189 101ZM218 100V101H217ZM223 100V101H222ZM225 100H226V102L227 103H225ZM233 102H232V101ZM236 100V101H235ZM237 100H238V103H237ZM241 102H240V101ZM244 100V101H243ZM251 100H253L254 101V103L255 104H257V106H258V104L260 105V106H258V107H254V104L252 105V109H250L251 108V104L253 103V101H251ZM263 100V101H262ZM3 101V102H2ZM70 101V102H69ZM74 101V102H73ZM97 101V102H96ZM99 101H101L100 102V105H99ZM108 101V102H107ZM116 103H115V102ZM121 101H123V102H121ZM135 102V105H134V102ZM167 101H169V103L167 102ZM172 101V102H171ZM203 101V102H202ZM231 101V102H230ZM249 102V104H248V102ZM262 101V102H261ZM2 102V103H1ZM5 102V103H4ZM52 102V103H51ZM66 102H67V104H66ZM69 102V103H68ZM104 104H103V103ZM111 102L112 103H115V104H111ZM125 102H128V103H126V105L124 106V104H125ZM133 102V103H132ZM137 102V103H136ZM150 102V103H149ZM162 104H161V103ZM186 102V103H185ZM189 102V103H188ZM200 102H201V104H203V105H201L200 104ZM222 102V103H221ZM235 102H236V104H235ZM23 103V104H22ZM45 103V104H44ZM50 103V104H49ZM57 103V104H56ZM63 103H65V104H63ZM95 103H97V104H95ZM108 103V104H107ZM117 103L119 104V105H117ZM123 103V104H122ZM153 103V104H152ZM160 103V104H159ZM166 103V104H165ZM168 103V104H167ZM173 104V106H172V104ZM178 103V105L180 104V106H179V108H184V109H182V110H184V112L186 113V111H190L194 116H192L191 115V113L190 112H187L186 114H188L187 116V120H190L189 121V123H191V125L189 126V123H188V121L186 120L184 123H183V126H182V122L184 121V120H182L183 118H185L186 117V115L184 114L183 115V113H182V111L178 108V105H176ZM183 103V104H182ZM240 103V104H239ZM5 104V106L3 107V106H1V105H4ZM72 104H75V105H72ZM101 104H103V106L101 105ZM121 104H122V106L123 107H119V106H121ZM129 104L131 105V107H127V106H129ZM164 104H165V107H164ZM169 104H171V105H169ZM209 104V105H208ZM225 106H224V105ZM227 104V105H226ZM232 106H231V105ZM248 107V109H247V107H245V105ZM261 104H262V106H261ZM66 105V106H65ZM72 106V108L71 107H69V106ZM99 105V106H98ZM106 105V106H105ZM111 107H110V106ZM114 105V106H113ZM139 105V106H138ZM162 105H163V107L165 108H162ZM166 105H168L167 107H166ZM211 105V106H210ZM241 105H243L244 107H240ZM68 106V107H67ZM98 106V107H97ZM107 106H108V108H107ZM113 106V107H112ZM134 106V107H133ZM172 106V107H171ZM177 106V108H175V107ZM198 106L200 107V108H198ZM202 106H203V108H205V109H203L202 108ZM210 106V107H209ZM223 106V107H222ZM229 106H230V109L232 108L233 109V111H232V109L231 110H229ZM239 106V107H238ZM256 106V105H255ZM67 107V108H66ZM78 107V108H77ZM99 107L101 108V109H99ZM114 107H116V108H114ZM134 108V110L132 111V113L131 112H129V111H131L132 109L131 108ZM149 107H151L152 109H150ZM162 109H161V108ZM168 107H169V109H171V110H173V109H175V111H179L178 113V118H179V120H180V122H178L179 124H181V127H182V130L181 131H183V132H181L182 133V137L180 136L181 134L178 132H176V131H174L173 130V128L171 127V125H172V123H170V124H168L169 122H171V120L170 119H165V120H163V123H162V129L164 130L163 132H164V134H167L166 135V137L169 139V137H171V139H169V141L171 140V142L172 143H169V141H167V138L165 139V141H164V144L162 145L163 147H154L153 146V144H152V141L150 140L151 138H150V136H151V132L154 130V122L153 121H150L152 118V116L151 115H155V114H157V113H160L161 111L163 112V109H164V111L165 110H168ZM209 107V108H208ZM234 107V108H233ZM255 109H254V108ZM3 108H6V109H3ZM55 108H57V109H55ZM63 108V109H62ZM93 108H95L96 109V111L97 112H95L94 113V111L95 110H92ZM97 108H98V110H97ZM102 108H103V110H102ZM105 108V109H104ZM107 108V109H106ZM111 108H113V109H111ZM124 108V109H123ZM128 109V112H127V109ZM144 108V109H143ZM146 108V109H145ZM147 108H149V109H147ZM154 108V109H153ZM202 108V109H201ZM206 108H207V110H206ZM215 108V109H214ZM261 108V109H260ZM3 109V110H2ZM9 109V110H8ZM16 109H18V110H16ZM25 109V110H24ZM40 111H38V110ZM60 109H62V110H60ZM66 109H68V110H66ZM70 109V110H69ZM77 109V110H76ZM108 109H110L109 111H108ZM114 109H115V111H114ZM122 109H123V111H122ZM136 109V110H135ZM139 109V110H138ZM193 109H195L194 111L195 112H192L193 111ZM201 109V110H200ZM228 109V110H227ZM240 109V111H237V112H235L234 110H239ZM241 109L244 111V109H245V115H244V112H241ZM250 109V110H249ZM22 110V111H21ZM61 113H59L58 111ZM117 110V111H116ZM120 110V111H119ZM137 110L139 111V112H137ZM151 110H152V112H151ZM157 110H159V111H157ZM192 110V111H191ZM203 110H205V111H207V112H203ZM211 111L212 112V114L214 115L215 113V116L216 117H218L217 119L220 121V126H213V124L212 123H210V125L208 124V123H206V121H207V119H208V117L210 116V114H208V111ZM216 110V111H215ZM218 110V111H217ZM221 110V111H220ZM227 110V111H226ZM248 112H247V111ZM252 110V111H251ZM4 111H6V112H8L9 113V115L6 113V112H4ZM13 111H15V112H18V113H15V112H13ZM43 111H45L46 112V114H43V113H45V112H43ZM68 111H70L69 113H71L70 115H69V113H67ZM101 111V113H102V111L103 112H107V114L106 113H102V114H100L99 112ZM122 111V112H121ZM230 111V112H229ZM260 111V112H259ZM262 111H263V113H262ZM91 114H89V113ZM112 112V113H111ZM127 114H126V113ZM136 112V113H135ZM147 112V113H146ZM150 112L152 113V114H150ZM227 112V113H226ZM234 112V113H233ZM251 113V115L252 116H250V113ZM254 112H255V114H254ZM6 113V114H5ZM21 113V114H20ZM24 113V114H23ZM58 113V114H57ZM78 113V114H77ZM93 113V114H92ZM98 113V114H97ZM119 113V114H118ZM182 113V114H181ZM189 113H190V116H189ZM200 113V114H199ZM203 113H206L207 115H208V117H207V115L205 116L207 119H205V118H203L202 116H204V114ZM223 113H225V115L223 114ZM228 113H232V116L230 115V114H228ZM242 113V114H241ZM253 113V114H252ZM4 114V115H3ZM14 114V115H13ZM60 114V115H59ZM97 114V116H95ZM112 115V117H111V115ZM121 114H122V116H121ZM149 114H150V117H149ZM196 114V115H195ZM67 115V116H66ZM95 117H94V116ZM104 115H106L105 117H107V118H105L104 117ZM108 115L110 116V118H108ZM118 117H117V116ZM126 115V116H125ZM141 115V116H140ZM148 115V116H147ZM181 115H182V117H181ZM230 115V116H229ZM234 115V116H233ZM264 115V114H263ZM3 116V117H2ZM8 118H7V117ZM19 116V117H18ZM84 116H86V117H84ZM90 116V117H89ZM99 116V117H98ZM120 116V117H119ZM148 118H147V117ZM184 116V117H183ZM194 117V118H192V117ZM250 116V117H249ZM13 118L12 120H11V118ZM23 117V118H22ZM36 117V118H35ZM69 117V118H68ZM100 117H101V119H102V117H103V119L105 120L106 119V121H104V122H107V124H105L102 120V122L104 123H101V121L99 122V119H100ZM114 117V118H113ZM143 118L142 120H140L141 118ZM145 117V118H144ZM199 117V118H198ZM223 117V118H222ZM226 117V118H225ZM231 117H233L232 118V120L230 119ZM17 120H16V119ZM60 118V119H59ZM85 118V119H84ZM91 118H92V120H91ZM95 118V119H94ZM112 118H113V120H112ZM135 118V119H134ZM140 118V119H139ZM150 118V119H149ZM189 118V119H188ZM192 120H194V121H192ZM196 118H198V119H196ZM5 119V120H4ZM8 119H10V122L11 123H8V122H6V121H9ZM67 119L68 120H70L69 122L67 121ZM89 119V120H88ZM129 119V120H128ZM146 119V120H145ZM201 119V120H200ZM202 119H204V120H206V121H202ZM15 120V121H14ZM19 120H20V122H19ZM66 120V121H65ZM88 120V121H87ZM96 120V121H95ZM131 120V121H130ZM139 120H140V122H139ZM146 121V122H148L147 120H149L151 123H153L152 125H151V123L150 122H148V123H146V122H144V121ZM166 120H169V122H167ZM178 120V121H179ZM182 120V121H181ZM197 120H199V121H197ZM249 120V121H250ZM128 122V127L127 126H125V124ZM144 122V124H143V122ZM166 121V122H165ZM201 121V122H200ZM233 123H232V122ZM248 121V122H249ZM3 122V123H2ZM17 124H16V123ZM69 123V125L67 124V123ZM74 122V123H73ZM85 122V123H84ZM126 122V123H125ZM136 122V123H135ZM192 122L195 124H192ZM198 122V123H197ZM205 122L206 124H203V123ZM13 123V124H12ZM66 123V124H65ZM79 123V124H78ZM111 124V126L109 127V125ZM119 123V124H118ZM187 123H188V126H187ZM202 123V124H201ZM228 123V125H226ZM19 124V125H18ZM89 124V125H88ZM92 124H93V126H92ZM98 124H100L99 126H98ZM102 124V125H101ZM133 126H132V125ZM139 124H141V125H139ZM143 124V125H142ZM148 124V125H147ZM200 124V125H199ZM231 124V125H230ZM6 125V126H5ZM13 125V126H12ZM23 125V126H22ZM25 125V126H24ZM67 126V127H64V126ZM77 125H79V127L80 128H82V129H80V130H78L79 129V127L77 126ZM85 125V126H84ZM90 125L92 126V127H94V129H96V132L94 131V130H92L93 128L92 127H90ZM105 125V126H104ZM106 125H107V127H106ZM135 125H138V127L137 126H135ZM150 125V126H149ZM169 125H170V127L172 128H170L169 127ZM186 125V126H185ZM203 125H204V127H203ZM205 125H206V128H205ZM229 125H230V128H228L229 127ZM10 126V127H9ZM71 128H70V127ZM74 126V127H73ZM85 128H84V127ZM97 126V128H95ZM102 126V127H101ZM148 126V127H147ZM193 126H194V128H193ZM202 128H201V127ZM212 126V127H211ZM6 127V128H5ZM9 127V128H8ZM77 127V128H76ZM89 127H90V129H89ZM106 129H105V128ZM137 127V128H136ZM141 127V128H140ZM151 128V129H148V128ZM184 127V128H183ZM185 127H186V129L188 130H186L185 129ZM188 127V128H187ZM191 127V128H190ZM200 127V129H198L197 130V128H199ZM236 127V128H235ZM12 128V130L11 131H9L10 129ZM16 128V129H15ZM52 130H51V129ZM65 128H67V131H65L66 129ZM86 128H87V131H86ZM92 128V129H91ZM100 128H102V131H103V133H102V131L100 130ZM109 128V129H108ZM153 128V129H152ZM190 128V129H189ZM193 128V129H192ZM196 128V129H195ZM204 128V129H203ZM235 128V129H234ZM6 129V130H5ZM9 129V130H8ZM22 129V130H21ZM44 129V130H43ZM64 129V130H63ZM84 129V130H83ZM89 129V130H88ZM104 129V130H103ZM108 129V130H107ZM120 129V130H119ZM133 129V130H132ZM169 129H171V130H173L172 131V133H173V135H170L171 133H170V131L171 130H169ZM184 129V130H183ZM203 131H202V130ZM209 129V130H208ZM30 130H32V131H30ZM49 130H50V132H49ZM61 130H63V131H61ZM78 130V131H77ZM90 130H92L91 132H90ZM99 130V131H98ZM145 130V131H144ZM166 130L169 132H167L166 133ZM199 130H200V132H199ZM206 130V131H205ZM208 130V131H207ZM234 131V132H236L237 133V131ZM5 131H7V133L5 132ZM16 131V132H15ZM23 131V132H22ZM39 131V132H38ZM55 131V132H54ZM57 131H59V132H57ZM70 131V132H69ZM79 131H85V132H88V134L87 133H81V132H79ZM100 132V134L101 135H99V136H97L99 133L98 132ZM104 131H105V133H104ZM110 131H111V133H110ZM125 131V132H124ZM135 131V132H134ZM187 133H186V132ZM9 132V133H8ZM13 132V133H12ZM21 132V133H20ZM33 133V134H35L36 136L34 137L33 135H30L31 133ZM63 132H64V135H63ZM67 132V133H66ZM95 132V133H94ZM118 132H120L119 134L116 133ZM141 132H144V133H141ZM176 132V134H174ZM190 132V133H189ZM194 132V133H193ZM199 132V133H198ZM203 132V133H202ZM208 132H209V134H208ZM13 135H12V134ZM30 133V134H29ZM37 133H40V134H37ZM59 133L61 134L60 136H59ZM66 133V134H65ZM71 133V134H70ZM81 133V134H80ZM92 133H93V135H92ZM124 133V134H123ZM125 133H127L128 135L126 136V134ZM184 133V134H183ZM189 133V134H188ZM198 135H197V134ZM10 134L12 135V136H10ZM67 134H68V136H67ZM83 134V136H81ZM89 134H91L92 135V137H91V135H89ZM103 134H104V136H103ZM109 135L110 134V136H106V135ZM115 134V135H114ZM142 134V135H141ZM185 134H187V136H185ZM195 134V135H194ZM203 134H205V135H203ZM239 133H237V135H238ZM8 135H9V137H8ZM30 135V136H29ZM40 135H42V136H40ZM48 135V136H47ZM63 135V136H62ZM85 135H87L86 136V138L84 137ZM130 135V136H129ZM138 135V136H137ZM146 136V137H148V139L150 140V143L148 142L147 143V138H145L144 136ZM179 136L177 139H180L181 140V138L182 139H184V142H183V140H177V139H175L176 137L175 136ZM210 135V136H209ZM5 136H7L6 138H5ZM15 136V137H14ZM58 136V137H57ZM98 137L97 139L98 140H103L102 141V143L100 142V141H98L97 139H96V137ZM106 136V137H105ZM113 136V137H112ZM142 136V137H141ZM200 136H202L201 137V139H199L200 138ZM209 136V137H208ZM222 136V137H221ZM225 136V137H224ZM233 136H234V134H233ZM18 137V138H17ZM21 137V138H20ZM64 137H66V138H64ZM89 137H91L90 138V140H89ZM101 137V138H100ZM105 137V138H104ZM108 137V138H107ZM109 137H112L111 138V140L109 141L108 139H109ZM135 137H136V139H135ZM173 137V138H172ZM188 137V138H187ZM197 137V139H193V138H196ZM203 137H205V138H203ZM238 137H239V135H238ZM13 138V139H12ZM16 138L18 139L17 141H16ZM20 138V139H19ZM43 138H45V139H43ZM95 138V139H94ZM102 138H104V139H102ZM124 138H126V139H124ZM133 138V139H132ZM191 140H190V139ZM206 138H207V140H206ZM225 138V139H224ZM2 139V140H1ZM8 139H11V140H9L8 141ZM21 139H22V141H21ZM43 139V140H42ZM63 139H65V140H63ZM71 141H70V140ZM81 139H82V141L83 142H81L80 143V141H81ZM138 139V140H137ZM173 139H175V140H173ZM199 139V140H198ZM204 139V140H203ZM232 139V138H231ZM258 139V141L256 140V139H252L251 141H257L256 143L257 144H255L254 142H251L250 141V145H249V150L250 151H255V149H257V147H262L263 148V153H264V134L262 135V137H260V138H257ZM3 140H4V142H3ZM5 140H6V143H5ZM34 140H36L35 141V143H34ZM37 140L39 141V142H37ZM69 140V141H68ZM73 140V141H72ZM107 140V141H106ZM177 140V141H176ZM188 142H190L191 144L190 145H192L193 147H195V148H193V147H191L192 148V151H190V149H187V148H189L190 147V145H188L189 143H186L187 141ZM190 140V141H189ZM196 140H198V141H196ZM201 140V141H200ZM45 141H46V143L48 144V146H46V144H45ZM64 141V142H63ZM87 141H88V143H87ZM97 143H96V142ZM117 141H118V143H117ZM125 141V142H124ZM129 141V142H128ZM132 141H134V142H132ZM145 141H146V143H145ZM174 141V142H173ZM54 142V143H53ZM58 142V143H57ZM66 142V143H65ZM106 142V143H105ZM131 142V143H130ZM166 142L168 143V144H166ZM193 142V143H192ZM194 142H198V144L196 145ZM200 142H203V143H201L200 144ZM259 142H263L262 143V145H260V143ZM6 144V146H5V144ZM8 143V144H7ZM18 143V144H17ZM21 143V144H20ZM62 143H65V144H62ZM72 143V144H71ZM74 143V144H73ZM77 143H78V145H79V147H78V145H77ZM86 143V144H85ZM106 145H104V144ZM108 143V144H107ZM112 145H111V144ZM129 144V145H127V144ZM174 143H176V145L174 144ZM182 143V144H181ZM205 143V144H204ZM210 143L212 144V145H210ZM252 143V144H251ZM253 143L257 146H255L254 145V148L255 149H253L252 150V145H253ZM24 144V145H23ZM54 144H55V146H54ZM58 144H59V146H58ZM68 144V147L67 146H64V145H67ZM116 144V145H115ZM125 144V145H124ZM179 144V146L181 145V148L182 147H184L185 146V144H186V146L184 147L185 148V150L183 149H179L178 147H177V145ZM184 144V145H183ZM195 146H194V145ZM203 144H204V146H203ZM222 144V145H221ZM32 145V146H31ZM40 145V146H39ZM44 147H42V146ZM75 145H77V146H75ZM81 145H83V146H81ZM92 145V146H91ZM101 145V146H100ZM110 145V146H109ZM115 145V146H114ZM118 145V146H117ZM121 145V146H120ZM127 145V146H126ZM172 145V146H171ZM205 145H210V146H205ZM23 146V147H22ZM71 146H73L74 147V149L71 147ZM89 146H90V148H89ZM105 146V147H104ZM124 147V148H121V147ZM135 146V147H134ZM146 146V147H145ZM168 146H169V148H168ZM175 146V147H174ZM200 146H202V149H205L206 148V150H202V152L200 151ZM214 148H213V147ZM48 147V148H47ZM52 147V148H51ZM60 147V148H59ZM64 147H67V148H65V149H63ZM71 147V148H70ZM77 147L79 148V149H81V150H77L76 151V149H77ZM98 147H100V148H102L103 149V151L99 148V150H98ZM108 147H112V148H108ZM115 147H117V148H115ZM143 147V148H142ZM145 147V148H144ZM172 147V148H171ZM199 147V148H198ZM211 147V148H210ZM4 148V149H3ZM18 148V149H17ZM33 148V149H32ZM36 148H37V150H39V148H41V149H45V150H40V151H37L36 150ZM51 148V149H50ZM95 148V149H94ZM135 148V149H134ZM173 148H175V149H173ZM176 148H178L177 150H179V151H177L176 150ZM213 148V151L211 150ZM3 149V150H2ZM27 149V150H26ZM54 149V150H53ZM117 149V150H116ZM119 149V150H118ZM120 149H124V150H120ZM127 149V150H126ZM130 149H133V151L131 150L130 151ZM195 149V150H194ZM215 149L217 150V151H215ZM63 150H64V152H63ZM85 150L88 152V153H86L85 152ZM91 150H97L96 152H94V151H91ZM101 150V151H100ZM105 150H107V151H105ZM129 150V151H128ZM142 150V151H141ZM153 151V152H150V151ZM210 150V151H209ZM220 152H219V151ZM15 151H17V152H15ZM20 151V152H19ZM28 152V153H26V152ZM35 151L37 152V153H35ZM45 151V152H44ZM61 151V152H60ZM68 151V152H67ZM76 151V152H75ZM100 153H99V152ZM118 151H122V152H118ZM185 151H187V153L185 152ZM200 151V152H199ZM13 152H15V153H13ZM35 153V156L33 157L32 155V153ZM50 154V156L48 155V153ZM67 152V153H66ZM79 152V153H78ZM113 152H114V154H117L118 156H117V159H118V157H119V159H120V161H118V160H116V155H115V157H114V154H113ZM115 152H117V153H115ZM127 152H128V154H127ZM130 152V153H129ZM134 152V153H133ZM143 152V153H142ZM184 152V153H183ZM207 152H209L208 154H207ZM17 153V154H16ZM42 153V154H41ZM47 153V154H46ZM61 153V154H60ZM62 153L64 154V155H62ZM78 153V154H77ZM81 153V154H80ZM91 153L94 155L93 157L91 156ZM98 153V154H97ZM123 153V156L125 157V159H123V156H121V154ZM180 153H181V159L179 158V155H180ZM192 153V154H191ZM201 153V154H200ZM207 155H206V154ZM219 153V154H218ZM261 154V156L259 157L260 158V160H261V162L262 163H264V154ZM25 154V155H24ZM39 154H41V155H39ZM44 154V155H43ZM68 154H71V155H73V156H75V154H76V157H77V159L81 162L82 161V163L84 164V167H85V172L84 171H82V172H79V173H74L73 175L71 174H68L67 172H66V170L62 167V161L61 160H63V158L65 157V156H67ZM89 154V156H86V155H88ZM96 154V155H95ZM113 154V155H112ZM120 154V155H119ZM135 155V157H133L134 155ZM138 154H140L141 155V157H140V155L138 156ZM142 154H144L143 156H142ZM177 154H179V155H177ZM194 154V155H193ZM200 154V155H199ZM3 155H6V156H3ZM23 155V156H22ZM26 155H28V156H26ZM31 155V156H30ZM47 155H48V158H47ZM60 155H62L63 156V158L60 156ZM98 155V156H97ZM133 155V156H132ZM136 155L138 156V157H136ZM147 155V156H146ZM151 155V156H150ZM186 155V156H185ZM197 155H199V156H197ZM203 155H205V156H203ZM22 156V157H21ZM80 156V157H79ZM97 156V159H95L94 157H96ZM129 156V157H128ZM146 156V157H145ZM178 156V159H176V157ZM189 156V157H188ZM196 156V157H195ZM203 156V157H202ZM40 157V158H39ZM43 157V158H42ZM79 157V158H78ZM91 157L93 158V159H91ZM99 157V158H98ZM110 159H109V158ZM112 157V158H111ZM132 157L134 158V160L136 161V163H138L137 165H140V166H137L136 165V163H135V161L134 160H132ZM140 157V158H139ZM186 157H188V158H186ZM193 157V158H192ZM198 157H199V159H198ZM200 157H202V158H200ZM38 158V159H37ZM51 158V159H50ZM57 158V159H56ZM89 158V159H88ZM108 158V159H107ZM138 158H139V160H138ZM186 158V160H184ZM3 159V160H2ZM60 159V160H59ZM88 159V160H87ZM92 161H91V160ZM112 159H114V161L111 163V161H112ZM123 159V161H121ZM126 159H130V160H132V161H127V163L126 164H123V165H125L126 166V168H128V166L127 165H129V163L130 162H132V164L133 163H135V165H136V167H135V165H133L132 166V164L130 163V165H131V167L133 168H130V165H129V168L128 169H126L125 168V166H123L122 165V163H125L124 161H126ZM138 160V162H137V160ZM168 159V160H167ZM201 159V160H200ZM47 160H48V162L49 163H47ZM52 160V162H50ZM58 160H59V162L61 163V164H59L58 163ZM109 160H111V161H109ZM116 160V161H115ZM159 160H161V161H159ZM172 160V161H171ZM180 160H181V162H180ZM203 160H204V162H203ZM206 160V161H205ZM6 161V162H5ZM29 161V162H28ZM85 161H88V162H85ZM96 161V162H95ZM99 161V162H98ZM158 161V165L157 166H155ZM189 161H191V162H189ZM201 161V162H200ZM32 162H34V163H32ZM40 162V163H39ZM44 162V163H43ZM90 162V163H89ZM92 162H93V164L95 165V164H97V166L95 165H93L92 164ZM121 163V164H119V163ZM139 162H140V164H139ZM170 162V163H169ZM172 162H173V165H175V166H172ZM179 162H180V165L183 163V165H181V167H180V165H179ZM187 162L189 163V165L187 164ZM200 162V163H199ZM206 162V163H205ZM30 163H32V164H30ZM46 163V164H45ZM111 163V164H110ZM166 163V164H165ZM31 165V166H29V165ZM42 164V166H44L43 168H42V166H40V165ZM51 165V167L50 166H48V165ZM86 164L88 165V169H92L90 172L92 173L93 172V174H91L90 172H89V170H87L86 168H87V166H86ZM108 164V165H107ZM117 164V166H114V165H116ZM167 164H169V165H167ZM185 164H186V166L188 167V169H187V167L185 166ZM191 164V165H190ZM204 164H206L205 165V168H204ZM57 165V166H56ZM61 165V166H60ZM93 165V166H92ZM121 165V169H122V167H124L125 169H120L118 166H120ZM142 165V166H141ZM164 165H166V167H163ZM170 165H171V167H170ZM177 165V166H176ZM197 165V170H196V168H194L195 166ZM264 165V164H263ZM91 166V167H90ZM168 166V167H167ZM179 166V168L177 169V167ZM190 166H192V167H190ZM204 168H202V167ZM37 167H39V168H37ZM56 167H58V168H56ZM109 167V168H108ZM115 167H118L117 169H114ZM160 167V168H159ZM172 167H174V168H172ZM208 167V168H207ZM34 168V169H33ZM42 168V170H40ZM95 168V169H94ZM101 170H100V169ZM106 168V169H105ZM162 168V169H161ZM167 168H168V170H167ZM181 168V169H180ZM183 168H186L188 171H185ZM199 168H201V169H199ZM210 168V169H209ZM11 169H13L11 172H10V170ZM29 169V170H28ZM56 169H58V170H56ZM108 169V170H107ZM130 169V170H129ZM136 169V171H134ZM170 169H172V170H170ZM176 169H177V171H176ZM190 169V170H189ZM206 169V170H205ZM252 169L253 170H255V173L254 172H252L253 174H251V171H252ZM15 170V171H14ZM46 170V171H45ZM60 170V171H59ZM86 170H87V174H85L86 173ZM97 170H98V172H97ZM111 170H113V172L111 173V174H108V173H110L111 172ZM121 170V171H120ZM131 170H132V172H131ZM163 170V171H162ZM181 170V171H180ZM182 170H184V171H182ZM209 170H211V171H209ZM6 171V172H5ZM7 171H8V173H7ZM19 171V172H18ZM37 171V172H36ZM46 173H45V172ZM52 171V172H51ZM53 171H55V174H54V172ZM56 171H58L60 174H57L58 172H56ZM63 171H64V173H63ZM109 171V172H108ZM115 171V172H114ZM119 171H120V173H119ZM123 171V172H122ZM125 171V172H124ZM126 171H127V173H126ZM161 171H162V173H161ZM166 171L167 172H170V173H166ZM197 171V172H196ZM213 171V172H212ZM18 172V173H17ZM28 172V173H27ZM32 172V173H31ZM98 174H97V173ZM129 172H130V174H129ZM133 172H135V173H133ZM145 172H147V173H145ZM174 172H176V174L174 173ZM180 172H184V174L186 173V177H184V176H182V174L180 173ZM209 172H211V175H210V173ZM2 173H4V174H6V176L3 174V176H2ZM15 173V174H14ZM16 173H17V175H19V177H16L17 175H16ZM21 173V174H20ZM37 173L40 175H37ZM45 174V176H44V174ZM108 174V175H110L109 176V178L111 179V175L113 176L112 177V179L113 178H115L114 180H113V182L116 180V182H114L115 183V185H114V183H112V180H110L109 181V178L107 177V175L106 174ZM132 173V174H131ZM139 175H138V174ZM146 175H149V177L148 176H146ZM153 173V174H152ZM178 173H180L181 175V178H179L180 176L179 175H177ZM205 173V174H204ZM206 173H207V176H205L206 175ZM220 173H222V174H220ZM226 173V175H224ZM13 174H14V176H13ZM22 174H25V176H23ZM28 174V175H27ZM117 174V175H116ZM122 174V175H121ZM124 174L126 175V176H124ZM152 174V175H151ZM160 174H162V175H160ZM170 174H173V175H171L172 176V178H171V176H170ZM183 174V175H184ZM190 174V175H189ZM217 174H219V175H217ZM22 175V176H21ZM27 175V176H26ZM31 175V176H30ZM33 175L36 177V178H34L33 177ZM60 175V176H59ZM70 175V176H69ZM89 175V177H87ZM98 175V176H97ZM100 175V176H99ZM129 175V176H128ZM131 175V176H130ZM137 177L138 178V180H137V178L135 179V177ZM252 175V176H251ZM50 176H52V178L53 179H51V177ZM73 176V177H72ZM83 176L85 177V178H83ZM105 176H106V178H105ZM115 176V177H114ZM118 176V177H117ZM133 176V177H132ZM146 177V178H144V177ZM161 176V177H160ZM167 176V177H166ZM190 176V177H189ZM210 176H212L211 178H210ZM221 176L223 177V178H221ZM247 178H246V177ZM12 177H15L14 179L12 178ZM23 177V178H22ZM26 177H28V178H26ZM31 179H30V178ZM41 177V178H40ZM48 177H50V181H49V179H48ZM55 177H57V178H55ZM72 177V178H71ZM75 177V178H74ZM97 177V178H96ZM100 177V179H98ZM103 177V178H102ZM130 177H131V179L133 178V180L134 181H138L136 184L135 183H133V181L130 179ZM143 177V178H142ZM151 177V178H150ZM179 179H181V182H180V180H178V178ZM208 177V178H207ZM216 178V180L215 179H213V178ZM226 179H225V178ZM249 177V178H248ZM3 178H5V179H3ZM7 178V179H6ZM39 178V179H38ZM63 179V180H60V179ZM67 178V179H66ZM72 179V180H70V179ZM81 180H80V179ZM95 179V180H98V181H93L92 179ZM108 178V179H107ZM118 178V179H117ZM123 178V179H122ZM140 178V179H139ZM148 178H149V180H148ZM162 178H164V179H162ZM167 178V179H166ZM169 178V179H168ZM196 178H199V179H196ZM221 178V179H220ZM3 179V180H2ZM16 179V180H15ZM27 179V180H26ZM32 179H34V181L32 180ZM83 179L85 180L86 179V182L85 181H83ZM108 181V182H105L106 180ZM120 179V180H119ZM125 179H126V181L128 180V182L126 183V181H125ZM159 179V180H158ZM167 181H166V180ZM191 181H190V180ZM204 179V180H203ZM207 179H210V180H207ZM212 179L214 180V181H212ZM222 179H225V180H222ZM250 179V181H248ZM257 179L259 180V182L260 183H262L263 182V184H260L259 182H257ZM263 179V180H262ZM1 180L3 181V182H1ZM19 180V181H18ZM26 180V181H25ZM43 180V181H42ZM47 180L49 181V182H47ZM55 180H59V182H56ZM70 180V181H69ZM78 180V181H77ZM88 180V181H87ZM100 180V181H99ZM103 180H104V182H103ZM143 180H148V182H143ZM154 180V181H153ZM185 180V181H184ZM200 182H199V181ZM217 180H219L220 181V183H219V181H217ZM262 182H261V181ZM68 183H67V182ZM81 181V182H80ZM101 181H102V183H101ZM130 181H132V183H133V185H131L132 183L130 182ZM180 182V184H179V182ZM186 181H189L190 182V185H189V183L188 182H186ZM197 181V182H196ZM204 183H203V182ZM215 181L217 182V183H215ZM222 181V182H221ZM223 181H225V182H227L226 184H225V186H224V184H223ZM248 181V182H247ZM253 181H254V183H253ZM256 181V182H255ZM28 182V183H27ZM51 182V183H50ZM54 182V183H53ZM60 182H62L61 184H59ZM63 182L65 183V185L63 184ZM97 182V183H96ZM130 182V184H128ZM142 182V183H141ZM169 182V183H168ZM185 182V183H184ZM193 182V183H192ZM202 182V183H201ZM208 184H207V183ZM209 182H210V184H209ZM214 182V184H212ZM252 182V183H251ZM11 183H12V186H9V185H11ZM17 183V184H16ZM21 183V184H20ZM38 183H39V185H38ZM40 183H42V185H41V188H40ZM56 183H58V184H56ZM77 183H78V185H79V187H80V189H79V187H78V185H77ZM84 183V184H83ZM99 183V184H98ZM144 183V184H143ZM145 183H147V185L146 186H149L150 188H153L154 187V189H149V191L147 190L148 188L145 186ZM149 183H151L150 185H149ZM162 183V184H161ZM170 183H171V185H170ZM191 183H192V185H191ZM200 183V184H199ZM206 183V184H205ZM255 183H257V184H255ZM259 183V184H258ZM15 186H14V185ZM20 184V185H19ZM34 184V185H33ZM53 184H55L54 186H52ZM102 184V185H101ZM134 184H135V187H138V189H135V187L133 188V186H134ZM142 184H143V186H142ZM153 184L155 185V186H153ZM165 184V185H164ZM179 184V185H178ZM184 184V185H183ZM186 184V185H185ZM217 184V185H216ZM219 184V185H218ZM223 184V185H222ZM245 184H247V185H245ZM251 184V185H250ZM7 185V186H6ZM17 185H19V186H17ZM23 186V188H22V186ZM30 185V186H29ZM74 185V186H73ZM85 185V186H84ZM95 185H97L96 187H95ZM98 185H99V187H98ZM112 185H113V187H112ZM128 187H127V186ZM152 185V186H151ZM181 185H183V187H185V188H180L179 186H181ZM193 185H195V186H193ZM217 187H216V186ZM222 185V186H221ZM248 185H250L249 187H248ZM255 187H254V186ZM2 186V187H1ZM17 186V188L19 187V191L21 192V195H20V193H16V192H18V190H17V188H14V187H16ZM29 186V187H28ZM37 186V187H36ZM49 186V187H48ZM62 186V187H61ZM82 186V187H81ZM166 186V187H165ZM175 186H177V188L175 187ZM216 187V189L218 188L219 190H222V191H220V192H224L225 194H223V193H219V190L217 191L216 189H215V191H214V188ZM253 186V187H252ZM263 186V187H262ZM11 187H12V189H11ZM25 187V188H24ZM34 187H35V190H34ZM56 187V188H55ZM69 187V189H67ZM84 187V188H83ZM108 187H109V189H108ZM116 187V188H115ZM141 187V188H140ZM147 188V189H145L144 190V188ZM160 187H161V190H160ZM169 187V188H168ZM173 187H175V189H171V188H173ZM182 187V186H181ZM196 187V188H195ZM225 187V188H224ZM252 187V188H251ZM259 187V188H258ZM261 187V188H260ZM5 188L7 189V191L5 190ZM27 188V189H26ZM31 188V189H30ZM37 188V189H36ZM40 188V189H39ZM49 188H50V190H49ZM92 188V189H91ZM102 188V189H101ZM108 189V191L107 190H104V189ZM120 188V189H119ZM128 188H129V190L131 189V191H130V193H129V190H128ZM222 188V189H221ZM227 188V189H226ZM22 189H23V192H22ZM39 189V190H38ZM65 189V190H64ZM73 191H72V190ZM94 189L97 191L98 189L100 190V191H102L103 192V190H104V192H106V194L105 193H103L102 194V192H95L94 193ZM134 189V190H133ZM180 189H184V194L185 195H183L182 193H180V192H182V190H179ZM197 189V190H196ZM200 189V190H199ZM205 189H207V190H205ZM226 191H224V190ZM247 189V190H246ZM258 189H260L258 192H257V190ZM10 190H12V193L11 194H14V195H11V197H9L10 195H9V192H11ZM15 190V191H14ZM28 190V191H27ZM56 191V192H54V191ZM63 190V191H62ZM70 190L72 191V192H70ZM83 190H86V191H84L83 192ZM88 190V191H87ZM91 190H93V192L91 191ZM128 190V192H126ZM132 190H133V192H132ZM136 190V191H135ZM140 190V191H139ZM143 190V191H142ZM151 190V191H150ZM155 190H156V193H155ZM166 190H169L168 192L166 191ZM195 190H196V192H195ZM199 190V191H198ZM206 192H205V191ZM244 190V191H243ZM5 191H6V193H5ZM40 191H42V192H40ZM51 191V192H50ZM60 191H62V192H60ZM68 191V192H67ZM118 191V192H117ZM125 191V192H124ZM154 191V192H153ZM160 192V193H158V192ZM173 191V192H172ZM201 191V192H200ZM205 193H204V192ZM214 193H213V192ZM229 191V192H228ZM232 191V192H231ZM236 191V192H235ZM241 192L240 193V195H239V193H237V192ZM255 191H256V193H255ZM8 192V193H7ZM30 192V193H29ZM43 192H44V194H43ZM58 193V194H54V193ZM79 192V193H78ZM81 192V193H80ZM86 192V193H85ZM88 192V193H87ZM91 192V193H90ZM161 192H162V195H160L159 196V194H161ZM167 192V193H166ZM215 192H217V193H215ZM248 192H249V194H248ZM29 193V196L27 195ZM37 193V195H34V194H36ZM50 193V194H49ZM69 193V194H68ZM73 193H74V195H73ZM84 193V195H82V197H80V195L81 194H83ZM94 193V194H93ZM98 193V194H97ZM99 193H101V194H99ZM109 195H108V194ZM121 195H120V194ZM124 193H128V196H127V194L124 196V197H122L123 195H124ZM138 194V195H136V194ZM141 193V194H140ZM144 193V195L143 196H148V197H145V198H147V199H144L143 198V196H142V194ZM148 193H150V194H148ZM163 193H165V194H163ZM197 194V195H195V194ZM201 194V195H199V194ZM211 193H212V195H211ZM228 193H230V194H228ZM235 195H234V194ZM261 193V195L259 196L258 194H260ZM262 193H263V195H262ZM7 195V197H6V195ZM26 194V195H25ZM31 194V195H30ZM41 194V195H40ZM60 194V196H58ZM89 194V195H88ZM91 194V195H90ZM96 194V195H95ZM113 194V195H112ZM123 194V195H122ZM129 194H131V197H130V195ZM132 194H133V196H132ZM134 194L137 196V201L135 200H133L132 199V197L133 198H136V196L134 197ZM157 194V195H156ZM170 194V195H169ZM176 194V195H175ZM179 194L182 196V199L179 197V200H177L178 199V196H179ZM216 194H217V196H216ZM237 194L239 195V196H237ZM242 194V195H241ZM9 195V196H8ZM15 195H19L18 196V200L16 199V201H15V198L17 197V196H15ZM25 195V196H24ZM33 195V196H32ZM49 195H50V197H49ZM56 196V198H54L55 196ZM95 195V196H94ZM99 195H101V197L99 196ZM154 195V196H153ZM164 195V196H163ZM167 195V196H166ZM192 195H194V197L192 196ZM225 195H227V196H225ZM230 195V196H229ZM232 195H234L233 197H232ZM28 196V197H27ZM85 196V197H84ZM104 196V197H103ZM118 196V197H117ZM159 196V197H158ZM185 196V198H183ZM208 198H207V197ZM222 196H225L224 198L222 197ZM243 198H242V197ZM246 196V197H245ZM252 196V197H251ZM5 197H6V199H5ZM43 197V198H42ZM93 197V198H92ZM97 197L98 198H100V200L98 199V201H97ZM116 197H117V199L119 200H116ZM126 197H128V199L126 198ZM131 198V200H129L130 198ZM157 197V198H156ZM160 197H161V199H160ZM174 197H177L176 199L174 198ZM190 197H191V199H192V203H191V201L189 200L190 199ZM200 197H203V198H200ZM217 197V198H216ZM221 197H222V199H221ZM227 197L229 198V199H227ZM232 197V198H231ZM239 197H241V198H239ZM249 197H251V198H253L252 200H251V198H249ZM260 197V198H259ZM262 197V198H261ZM8 198H10V199H8ZM14 198V199H13ZM24 198V199H23ZM29 198H30V200H29ZM53 198V199H52ZM77 198L80 200H77ZM82 198H84V199H82ZM123 198V199H122ZM140 198V199H139ZM143 200H142V199ZM148 198H149V200H148ZM189 198V199H188ZM258 198H259V200H258ZM5 199V200H4ZM31 199H33V200H31ZM60 199H62L61 201H63V202H61V201H59ZM66 199V200H65ZM68 199H70V200H68ZM81 199H82V202H81ZM85 199H87V201L88 202H90V203H87L86 202V200ZM106 199H110V200H107L106 201ZM151 199V200H150ZM155 199V201H152V200H154ZM167 200V201H169L168 199H170V201H169V203H167L165 200ZM181 199V200H180ZM183 199H188V202H182V203H180ZM197 199H199L200 201H199V203H198V200ZM205 199H207L206 201H205ZM212 199H213V201H212ZM219 199V200H218ZM226 199V200H225ZM231 199V200H230ZM238 199L239 200H241V201H238ZM247 199H248V201L249 202H247ZM55 200V201H54ZM68 200V201H67ZM93 200V202H91ZM96 200V201H95ZM103 200H105V202H103ZM122 200V201H121ZM124 200H129V201H125V204H124ZM139 200V201H138ZM140 200H142L141 202H140ZM145 200H147V201H145ZM160 200V201H159ZM174 200H176V201H174ZM221 200V201H220ZM230 200V201H229ZM244 200V201H243ZM5 201H9L10 203V205H8V203L7 202H5ZM17 202L16 204H15V202ZM19 201L21 202L20 203V205H19ZM33 201H36V202H33ZM50 201V202H49ZM67 201V202H66ZM69 201H72V202H70V203H68ZM111 201V202H110ZM116 201V202H115ZM118 201V202H117ZM162 201H163V203H162ZM218 201V202H217ZM219 201H220V205H218L219 204ZM228 201V202H227ZM253 201V202H252ZM23 202V203H22ZM42 202V203H41ZM55 204H54V203ZM57 202V203H56ZM64 202H65V204H64ZM103 203V204H101L100 205V203ZM110 202V203H109ZM130 202L132 203V205L130 204ZM142 202H144V203H142ZM167 204H169L168 206H169V209H171L172 210V212L169 214V212H170V210L169 209H166L168 206H166V208L164 207L165 205H167ZM206 202V203H205ZM212 202V203H211ZM231 202H232V204H231ZM236 202H239L238 203V205H240V206H238V208H237V203ZM250 202H252V203H250ZM2 203V204H1ZM7 203V204H6ZM36 203V204H35ZM61 203V204H60ZM78 203V204H77ZM110 206H108L107 204ZM135 203H136V205H135ZM157 203V204H156ZM161 203V204H160ZM171 203V204H170ZM172 203L173 204H177V206L176 205H173L172 206ZM222 203V204H221ZM226 203H228V204H226ZM243 203H247V204H250V206H251V210H253L254 209V207H255V205H257L258 207H259V205H260V209H258L257 208V210H255L254 212H252V213H250V214H248V215H243L244 213L243 212H241V205L243 204ZM12 204V205H11ZM18 204V205H17ZM22 204V205H21ZM30 206H29V205ZM43 206H42V205ZM49 204V205H48ZM63 204V205H62ZM83 204V206H81ZM95 204V205H94ZM105 204V205H104ZM181 204H182V206H184L183 208H182V206H181ZM196 204V205H195ZM235 204V205H234ZM253 204V205H252ZM5 205V206H4ZM28 205V206H27ZM37 205V206H36ZM39 205V206H38ZM47 205V206H46ZM60 205H62V207H60ZM67 205V206H66ZM70 205H72V206H70ZM78 205H80V207H78ZM86 205V207H84ZM91 205V206H90ZM137 205H138V207H137ZM141 205V206H140ZM143 205H145V206H143ZM209 206L208 208H206L207 206ZM213 205V206H212ZM225 205H230V206H228V207H226ZM2 206V207H1ZM9 206V207H8ZM14 206H18L17 208H13ZM20 206V207H19ZM35 206H36V208H37V211L39 212H36L35 210H36V208H35ZM48 206H50V208L48 207ZM54 206V207H53ZM56 206V207H55ZM64 206V207H63ZM66 206V207H65ZM88 206V207H87ZM99 206H101V207H99ZM105 206V207H104ZM107 206V207H106ZM130 206V210L129 209H127V210H125L126 208H128ZM137 207V209H136V207ZM158 206H161L162 207V209H161V207H158ZM196 206V207H195ZM210 206H212V207H210ZM214 206L216 207L215 208V210L217 211V215H216V211H215V213H213V210H214ZM219 206V207H218ZM225 206V207H224ZM234 206V207H233ZM253 206V207H252ZM6 207H7V210H6ZM13 209H12V208ZM31 209H30V208ZM58 207V208H57ZM82 207V208H81ZM112 207V208H111ZM144 207H146V208H144ZM176 209H175V208ZM200 207V208H199ZM240 207V208H239ZM1 208H3L2 209V211H1ZM26 208H28V210L26 209ZM33 208H35V210L33 209ZM69 210H68V209ZM88 210H87V209ZM93 208V209H92ZM103 208V209H102ZM122 208V209H121ZM140 208H143L142 210L140 209ZM181 208V211L179 212V210L178 209H180ZM192 208H194V210L192 209ZM217 208H218V210H217ZM226 208H228V209H226ZM18 209H19V213H21V214H19L18 213ZM23 209H25L26 210V212H25V210H23ZM47 211H46V210ZM61 209V210H60ZM68 211H67V210ZM74 209H76V210H74ZM79 209H81V210H79ZM99 209H102V214L104 215V217H105V223L103 224V226L102 227H100V229L99 230H92V231H90L89 229H88V225H87V222L89 221V219H90V216H92L93 214H95L97 211H99ZM133 211H137V212H139V213H137V212H132V210ZM152 209H153V211H152ZM221 209V210H220ZM224 209V210H223ZM225 209H226V211H225ZM230 209H231V211H230ZM233 209H236L235 210V212H234V210ZM5 210L8 212L9 211V213L10 214H8V216H11L10 218H8L7 217V212H5ZM32 210V211H31ZM50 210V211H49ZM72 210H73V212H72ZM78 210V211H77ZM90 210V211H89ZM107 210V211H106ZM112 210H113V212H112ZM121 210H123L124 212H126V215L124 214V212H122ZM129 210V211H128ZM140 210H141V212H140ZM150 210H151V212H150ZM162 210H166V211H168L167 213L169 214H167V213H165V215L167 216H165L164 215V213H161V211ZM178 210V211H177ZM192 210L194 211V214H193V212H192ZM4 211V212H3ZM12 211V212H11ZM28 211H30V213H28ZM55 213H54V212ZM77 211V212H76ZM80 211V212H79ZM87 211H88V213H89V215L90 216H88V213H87ZM110 211H111V213H110ZM117 211H119V213H120V215H119V213L117 212ZM145 211H147V212H149V213H147V212H145V214L147 213V215L145 216V214H142V213H144ZM207 211H209V212H207ZM218 211H219V213H218ZM230 211V212H229ZM16 212V213H15ZM25 214H24V213ZM31 212H33V213H31ZM34 212H35V215H34ZM40 212H41V216L39 215V217L40 218H38V214H40ZM64 212V213H63ZM67 212V215L65 214ZM70 212H72V213H75L76 214V216H74L73 217V215H75V214H73L72 215V213H70ZM129 212V213H128ZM154 212V213H153ZM157 212H160V214L158 215V213ZM175 212H177L176 214H174ZM184 214H183V213ZM185 212H187V213H185ZM191 212V213H190ZM202 212L204 213V215H202ZM229 212V213H228ZM258 212V213H257ZM259 212H260V214H259ZM2 213H4L3 214V216L5 217H3L2 216ZM27 213V214H26ZM37 213V214H36ZM52 213H54V214H52ZM81 214L82 216L80 217V215H78V214ZM110 213V214H109ZM157 213V214H156ZM179 213V214H178ZM242 213V214H241ZM13 214V215H12ZM29 214V215H28ZM33 214V215H32ZM43 214V215H42ZM64 216H63V215ZM136 214V215H135ZM139 214V215H138ZM142 214V215H141ZM152 214V215H151ZM158 216V217H155L156 215ZM183 214V215H182ZM185 214H187V215H185ZM190 214V216H188ZM199 214H200V216H199ZM210 214H213V215H210ZM219 214V215H218ZM231 214V215H230ZM19 215V216H18ZM26 215V216H25ZM30 215H32V217H35L36 216V218H32ZM46 215H48L47 217H46ZM69 215V216H68ZM115 215H116V217L118 218V220H117V218H115ZM120 216V218L118 217V216ZM122 215V216H121ZM128 215V216H127ZM155 215V216H154ZM160 215H162V217H164L163 219H161V217H160ZM176 215H177V217H176ZM179 215V216H178ZM258 215H260V216H258ZM14 216H17L16 218L14 217ZM44 218H43V217ZM68 216V217H67ZM71 216V217H70ZM110 216V217H109ZM125 216V217H124ZM127 216V217H126ZM137 218H141V219H139V220H137V221H142V219H143V221H142V223L140 222V224H139V222H137L136 221V217ZM147 216H149V217H147ZM154 216V217H153ZM20 217V218H19ZM24 217V218H23ZM27 217V218H26ZM42 217V218H41ZM84 217V218H83ZM113 217V218H112ZM147 217V221H146V218ZM26 218V219H25ZM149 218H151L152 220H153V223H155L156 221L155 220H157V218H158V222H156L155 224H153V223H151V221H149ZM166 218H168V219H166ZM28 220V221H23V220ZM38 219H42V221L43 222H41L40 223V221H37ZM44 219V220H43ZM46 219V220H45ZM75 219V220H74ZM112 219V220H111ZM114 219H115V221H114ZM120 219H121V221H120ZM161 219V221H159ZM170 219H174L175 221L176 220H178L177 222H175L174 220L172 221V220H170ZM186 219H188V220H186ZM6 220V221H5ZM10 220V221H9ZM13 220H15V222H17V223H15ZM17 220V221H16ZM20 220V221H19ZM29 220L31 221V222H29ZM48 220V221H47ZM130 220V221H129ZM166 221V223L167 224H165V221ZM170 220V221H169ZM185 220V223H187V224H184V222H182V221H184ZM120 221V223L122 224V223H124L125 224V226L122 224V226H124V227H122L121 226V224H120V227L119 228H116L117 226H119V224H118V222ZM147 223H146V222ZM164 223H163V222ZM5 224H4V223ZM22 222H24V223H22ZM26 222V223H25ZM36 222H39L38 224L36 223ZM111 222H115L116 224L115 225H117V226H115L113 223V226H115L114 228L116 229V231H115V229L113 228V232H112V229H111V233L109 232V229L110 228H112L113 226H112V224H111ZM127 222H129V223H127ZM143 222H145V223H143ZM172 222H175V223H177V224H174V223H172ZM10 225H9V224ZM32 223V224H31ZM35 223V224H34ZM79 223V224H78ZM110 223V224H109ZM163 223V224H162ZM181 223V224H180ZM11 224L13 225V227H15V228H17L18 230H16L15 228H14V231H13V227L11 226ZM23 224H26V226H27V224H29L27 227L29 228V229H27L26 228V226H24ZM30 224H31V226H30ZM39 224H41V227H39L40 225ZM126 224H130V225H132V226H130V225H126ZM144 224V225H143ZM161 226L160 228H159V232H156V231H158V230H156V227H157V229H158V227H159V225ZM6 225V226H5ZM17 225H19V226H17ZM45 225V226H44ZM151 225V226H150ZM156 225V226H155ZM164 225V226H163ZM9 226H11V227H9ZM22 226V227H21ZM34 226H36V227H39V228H36V227H34ZM112 226V227H111ZM127 226H129V227H127ZM147 226V227H146ZM148 226H150L149 228H148ZM155 226V227H154ZM163 226V227H162ZM48 227V228H47ZM134 227V228H133ZM145 228L146 227V229H148V231L150 230L151 232L150 233H148V232H144V234H140V235H135L136 233H137V228ZM6 228V229H5ZM34 228H36L35 230H33ZM41 228V229H40ZM128 228V229H127ZM3 229V230H2ZM20 229L21 230H23V231H21V232H19L20 231ZM26 229V230H25ZM132 229V230H131ZM161 229V230H160ZM2 230V231H1ZM5 230V231H4ZM28 230H30V231H28ZM34 231V232H32V231ZM37 230H39V232L37 231ZM40 230H41V233H40ZM46 230V231H45ZM48 230V231H47ZM156 230V231H155ZM17 233H16V232ZM45 233H44V232ZM96 231V232H95ZM102 231H104V232H102ZM155 231V232H154ZM3 232H4V234H3ZM11 232H14V233H11ZM21 234V235H19V233ZM22 232H25L24 234H22ZM35 232L38 234H35ZM125 232V233H124ZM128 232V233H127ZM154 232V233H153ZM17 234V238H16V234ZM30 233H32L33 235L32 236H30ZM127 233V235H125ZM2 234H3V236H2ZM13 234L15 235V236H13ZM35 234V235H34ZM116 234V235H115ZM121 234H122V236H121ZM132 234V235H131ZM154 234H156L157 236L158 235H160V236H158L157 238H156V236L154 235ZM27 235V236H26ZM37 235V237H35ZM100 235H101V237H102V235H103V237H102V240H100L101 238H100ZM9 236L11 237V238H9ZM18 236H20V237H18ZM21 236H24V237H21ZM27 238H26V237ZM30 236V237H29ZM42 236V237H41ZM43 236H44V238H43ZM89 236L90 237H92V238H90L89 239ZM124 236V237H123ZM132 236L133 237H135V239L136 240H133L132 239ZM155 236V237H154ZM31 237H32V239H31ZM40 237V238H39ZM46 237H48V238H46ZM97 237V238H96ZM142 237H145V238H142ZM154 237V239L153 240H151L152 238ZM3 238H4V240H3ZM7 240H6V239ZM22 238H26L24 241H27L26 242V248H24L25 246V242L23 241V240H21ZM29 238V239H28ZM15 239H20V240H18V242H17V240H15ZM37 239V240H36ZM95 239H97V240H95ZM105 239V240H104ZM106 239H108V241L106 240ZM115 239H117V240H115ZM128 239H129V241H128ZM160 239V241H158ZM204 239H208V242L206 241V240H204ZM6 240V241H5ZM29 240V241H28ZM115 240V241H114ZM156 240V242L155 243H153V247H152V241H155ZM172 241V242H170V241ZM200 240H203V241H200ZM211 240L213 241V242H211ZM0 241V245H1V242ZM15 242V245H17V243H18V245H19V248H18V245L17 246H14V242ZM33 241H34V244H33ZM38 243H37V242ZM90 241H91V243L92 244H90ZM99 241V242H98ZM113 241H114V243H113ZM4 242H6V245H13L12 247L11 246H6L5 245V243ZM10 242V243H9ZM19 242L21 243V244H19ZM22 242H24L23 244H22ZM99 243V246L97 245L98 243ZM102 242H103V244H102ZM109 242H110V244H109ZM119 242H121V244H119ZM193 242V243H192ZM194 242L195 243H197L196 245L194 244ZM200 242L203 244H200ZM205 242V243H204ZM45 243V244H44ZM86 243V244H85ZM159 243H160V245H159ZM165 243L167 244V245H165ZM168 243H170V244H168ZM174 243V244H173ZM207 243V244H206ZM35 244H36V246H35ZM39 246H38V245ZM84 244H85V246H84ZM96 244V245H95ZM113 244V245H112ZM173 244V245H172ZM192 244H194V245H192ZM92 245V246H91ZM131 245V246H130ZM133 245V246H132ZM135 245V246H134ZM162 245H164V247L162 246ZM168 245H170V249L168 248V247H166V246H168ZM198 245L200 246V247H198ZM201 245H202V247H201ZM43 246V247H42ZM88 247L89 249H91V251H93V253L92 252H90V254L86 251L88 248H85V247ZM93 246H95L94 248H93ZM99 248H98V247ZM195 246H196V248H195ZM6 247V248H5ZM17 248V250H15L16 248ZM31 248V250H30V248ZM40 247V248H39ZM91 247V248H90ZM105 247V248H104ZM132 247V248H131ZM134 247V248H133ZM137 249H136V248ZM15 248V249H14ZM22 250H21V249ZM36 248H39V249H36ZM102 248V249H101ZM116 250H114V249ZM152 248V249H151ZM167 248V249H166ZM201 248V249H200ZM28 249V250H27ZM42 249V250H41ZM107 249V250H106ZM113 249V250H112ZM133 249V250H132ZM145 249V250H144ZM102 250V251H101ZM134 250H136V251H134ZM151 250V251H150ZM153 250V251H152ZM169 250V251H168ZM21 253H20V252ZM31 251V252H30ZM37 251V252H36ZM114 251V252H113ZM118 251V252H117ZM10 254H9V253ZM26 252V253H25ZM35 254H33V253ZM42 252V253H41ZM110 252H111V255L112 256H109L110 255ZM135 252V253H134ZM137 252V253H136ZM152 252H154L153 254H152ZM20 253V254H19ZM28 253V254H27ZM79 253H80V255H79ZM97 253H99L100 255H98ZM118 253V254H117ZM200 253V254H199ZM26 254L27 255H32V256H30L31 257V259H32V257H33V259L31 260V262H30V258H29V256H28V258L29 259H26L27 258V256H26ZM37 254L38 255H40L39 257H36L37 256ZM44 254V255H43ZM76 254V255H75ZM87 254V255H86ZM98 255V256H96V255ZM105 254H107V255H104ZM159 254V255H158ZM199 254V255H198ZM206 256H205V255ZM91 255H93V256H91ZM121 255V256H120ZM139 255H141V256H139ZM195 255H196V258H195ZM76 256V257H75ZM88 256V257H87ZM95 256V257H94ZM139 258H138V257ZM152 256V257H151ZM200 256V258H198ZM202 256H204V258L202 257ZM42 257V258H41ZM62 257V258H61ZM97 257V258H96ZM104 257H105V259H104ZM134 257V258H133ZM137 257V258H136ZM143 257V258H142ZM38 258H40V259H38ZM45 258V257H44ZM61 258V259H60ZM85 258V259H84ZM87 258H89V259H87ZM92 258V259H91ZM100 258V259H99ZM149 259V260H147V259ZM152 258V259H151ZM195 258V259H194ZM22 259H23V261H22ZM24 259H26V260H24ZM38 259V260H37ZM66 259V260H65ZM94 259H96V260H94ZM100 260V262H99V260ZM144 260V263H143V260ZM165 259V260H164ZM202 259H205L206 261H202ZM21 260V261H20ZM36 260V262H34ZM65 260V261H64ZM91 260V261H90ZM93 260H94V262H93ZM134 260V261H133ZM141 261V262H136V261ZM169 262H168V261ZM199 262H198V261ZM18 261H20V262H18ZM28 262V263H26V262ZM86 261V262H85ZM96 261H98V262H96ZM102 261V262H101ZM208 261V262H207ZM30 262V263H29ZM70 262V263H69ZM85 262V263H84ZM92 262V263H91ZM112 262H115V263H112ZM134 262V263H133ZM164 262V263H163ZM147 263V264H148ZM87 264V263H86Z\"/></svg>",
    "mask_w": 264,
    "mask_h": 264
},
{
    "label": "bare ground",
    "instance_id": "bare-ground-1",
    "mask_svg": "<svg viewBox=\"0 0 264 264\" xmlns=\"http://www.w3.org/2000/svg\"><path fill=\"white\" fill-rule=\"evenodd\" d=\"M5 1H6V0H5ZM16 1H17V0H16ZM20 1H21V0H20ZM47 1H48V0H47ZM60 1H61V0H60ZM63 1H64V0H63ZM63 1H61V2H63ZM72 1H73V0H72ZM75 1H76V0H75ZM87 1H88V0H79V4H80V6H79V11H78V13L75 14V19H74L77 23L80 22V18H81L80 16L83 14V12H84L85 9H86V6L88 5ZM91 1H92V0H91ZM116 1H117V0H116ZM118 1H119V0H118ZM122 1H123V3H124V0H122ZM138 1H139V0H134V2H136V3H137ZM153 1H154V0H147V1H146V0H141V4H140V5L143 4V5H145V7L147 6V7H148V10H149L151 7H152V9H153V8H155V7H153V6H150V8H149V5H150ZM155 1H156V0H155ZM170 1H172V0H170ZM183 1H184V0H183ZM204 1H206V0H204ZM209 1H210V0H209ZM214 1H215L214 4H215V3H218V4H219L218 6L216 5V6H217L216 8H217L218 10L223 11L224 14L227 13V10L229 9L230 6L233 5L234 7H236V5H234V4L231 5L232 0H218L217 2H216V0H214ZM233 1H235V0H233ZM239 1L241 2L242 0H239ZM245 1H246V0H245ZM1 2H2V1H1ZM94 2H96V1H94ZM101 2H102V0H101ZM101 2H100V4H101ZM104 2H105V1H104ZM160 2H161V1H160ZM160 2H159V3H160ZM163 2H164V1H163ZM163 2H162V3H163ZM177 2H178V1H177ZM184 2H185L184 4H187V6H188V4H191L192 2H194V0H185ZM212 2H213V1H212ZM242 2H244V1H242ZM249 2H250V1H249ZM249 2H248V3H249ZM9 3H10V2H9ZM15 3H16V2H14L13 4L15 5ZM21 3H22V2H21ZM53 3L55 4V0L53 1ZM53 3H52V4H53ZM56 3L59 4L60 2L57 1ZM72 3H73V2H72ZM96 3H98V2H96ZM126 3H127V1H126ZM126 3H125V4H126ZM153 3H154V2H153ZM157 3H158V2H157ZM170 3H172V2H170ZM173 3L176 4L175 2H173ZM180 3L183 4V3L181 2V0H180ZM199 3H200V2H199ZM236 3H237V2H236ZM16 4H17V3H16ZM54 4H53V5H54ZM60 4H61V3H60ZM131 4H132V3H131ZM133 4H134V3H133ZM178 4H179V3H178ZM181 4L178 5V6L180 7ZM196 4H197V3H196ZM255 4H256V3H255ZM257 4H258V3H257ZM260 4H261V3H260ZM22 5H23V3H22ZM67 5H69V4L67 3ZM72 5H73V4H72ZM90 5H91V3H90ZM96 5H97V4H96ZM102 5H103V4H102ZM129 5H130V4H129ZM129 5H127L126 7L128 8ZM143 5H142V6H143ZM176 5H177V4H176ZM176 5H174V6H176ZM197 5H198V4H197ZM203 5H205V4H203ZM206 5H207V4H206ZM0 6H1V5H0ZM23 6H24V5H23ZM50 6H51V5H50ZM63 6H64V5H63ZM77 6H78V4H77ZM94 6H95V5H94ZM94 6H93V7H94ZM130 6H131V5H130ZM155 6H156V5H155ZM163 6H164V5H163ZM166 6H167V5H166ZM178 6H177L176 8H179ZM212 6H213V5H212ZM212 6H211V7H212ZM260 6H262V4H261ZM19 7H20V6H19ZM21 7H22V6H21ZM36 7H38V6H36ZM59 7H61V6L58 5V10H59V9H62V8H59ZM66 7H67V6H66ZM69 7H72V6H69ZM95 7H96V6H95ZM97 7H98V6H97ZM97 7H96V8H97ZM156 7H157V6H156ZM164 7H165V6H164ZM170 7H172V6H170ZM181 7H182L183 9H185V8L183 7V5H182ZM181 7H180V8H181ZM195 7H196V5H195ZM208 7H209V5H208ZM241 7H242V6H241ZM252 7H253V6H252ZM255 7H256V5H254V8H255ZM15 8H16V7H15ZM17 8H18V6H17ZM27 8H29V6H28ZM43 8H44V7H43ZM47 8H48V6H47ZM67 8H68V7H67ZM77 8H78V7H77ZM127 8H126V9H127ZM136 8H137V7H136ZM143 8H144V7H143ZM172 8H175V7H172ZM182 8H181V9H182ZM205 8H206V7H205ZM248 8H249V7H248ZM254 8H252L253 13H254V10H253ZM9 9H10V8H9ZM74 9H76V8H74ZM87 9H89V8L87 7ZM130 9H132V8H130ZM167 9H168V8H167ZM193 9H195V8H193ZM203 9H204V8H203ZM207 9H208V8H207ZM207 9H205V11H206V13L209 14V13H210V9H213V8H209V11H208V12H207ZM239 9H240V8H239ZM249 9H250V8H249ZM258 9H259V8H258ZM20 10H21V9H20ZM20 10H19V11H20ZM25 10H26V9H25ZM46 10L48 11V9H46ZM62 10H63V9H62ZM68 10H69V8H68ZM71 10H72V9H71ZM71 10H70V11H71ZM89 10H90V9H89ZM89 10H88V11H89ZM135 10H136V9H135ZM142 10H144V9H142ZM155 10H156V9H155ZM157 10L159 11V8H158ZM157 10H156V11H157ZM160 10H161V8H160ZM195 10H196V9H195ZM234 10H235V9H234ZM255 10H257V9H255ZM259 10L262 11V9H259ZM259 10H258V11H259ZM0 11H1V10H0ZM36 11H37V10H36ZM53 11H54V10H53ZM53 11H52V12H53ZM98 11H99V10H98ZM126 11H127V10H126ZM126 11H123V13L126 12ZM128 11H129V10H128ZM132 11H133V12H136V11H134L133 9H132ZM146 11H147V10H146ZM153 11H154V10H153ZM153 11H152V12H153ZM158 11H157V12H158ZM173 11H175V10L173 9ZM187 11H189V10H187ZM190 11H191V10H190ZM221 11H220V12H221ZM224 11H226V12H224ZM245 11H247V9H245ZM245 11H244V12H245ZM258 11H257V12H258ZM3 12H6V11H3ZM9 12H10V11H9ZM48 12H49V11H48ZM54 12H55V11H54ZM62 12H63V11H62ZM139 12H140V11H138V13H139ZM152 12H151V10H150V13H152ZM178 12H179V11H178ZM192 12H193V11H192ZM195 12H196V11H195ZM195 12H194V13H195ZM199 12H200V11H199ZM211 12L213 13L214 11H211ZM230 12H232V10H231ZM250 12H251V10H250ZM250 12H249V13H250ZM255 12H256V11H255ZM259 12H260V11H259ZM12 13H13V10H12ZM50 13H51V12H50ZM69 13H70V12H69ZM69 13H68V14H69ZM90 13H91V12H89V15H90V18H91V15H93L92 13H94V12H92L91 14H90ZM120 13H121V12H120ZM120 13H119V14H120ZM127 13H128V12H127ZM145 13L147 14V12H145ZM171 13H172V12H171ZM176 13H177V11H176ZM180 13H181V12H180ZM187 13H188V12H187ZM187 13H186V17L188 18V16H187L188 14H187ZM212 13H211V14H212ZM214 13H215V14L217 13V14L219 15V13L216 12V11H215ZM245 13H246V12H245ZM8 14H9V13H8ZM58 14L60 15L59 12H58ZM68 14H67V15H68ZM97 14H98V13H97V9H96V15H97ZM117 14H118V13H117ZM119 14H118V16H120ZM129 14H131V12H130ZM129 14H127V15H129ZM136 14H137V13H136ZM136 14H135V15H136ZM146 14H145V15H146ZM152 14H153V13H152ZM162 14H163V13H162ZM169 14H170V13H168V15H169ZM173 14H174V13H173ZM173 14H172V15H173ZM184 14H185V13H184ZM198 14H199V13H198ZM203 14H205V13H203ZM215 14H214V16H215ZM217 14H216V15H217ZM228 14H230L229 11H228L227 15H228ZM235 14H236V13H235ZM255 14H256L257 16H259V14H257V13H255ZM255 14H254L253 16H256ZM6 15H7V14H6ZM13 15H14V14H13ZM13 15H12V16H13ZM17 15H19V14H17ZM25 15H27V14L25 13ZM38 15H39V14H38ZM56 15H57V14H56ZM56 15H55V16H56ZM70 15H74V14H71V13H70ZM89 15H87V16H89ZM122 15H124V14H122ZM131 15H132V14H131ZM135 15L133 14V17H134ZM148 15H149V14H147V16H148ZM163 15H164V14H163ZM177 15H178V14H177ZM209 15H210V14H209ZM209 15H208V16H209ZM218 15H217V16H218ZM221 15H222V13H221ZM230 15H231V14H230ZM236 15H237V14H236ZM236 15H235V17H236ZM262 15H263V14H262ZM1 16H2V14H1ZM1 16H0V17H1ZM29 16H30V15H29ZM52 16H53V14H52ZM52 16H51V18H52ZM87 16H86V17H87ZM116 16H117V15H116ZM138 16H139V15H138ZM143 16H144V15H143ZM149 16H150V15H149ZM152 16H153V15H152ZM155 16H157V14H156ZM184 16H185V15H184ZM190 16H191V15H190ZM195 16H196V15H195ZM197 16H199V15H197ZM204 16H205V15H204ZM206 16H207V15H206ZM210 16H211V15H210ZM210 16H209V17H210ZM223 16H226V15H222V16H220V17H223ZM231 16H232V15H231ZM253 16H251V17H253ZM257 16H256V18H257ZM17 17H18V16H17ZM49 17H50V16H49ZM49 17H48V18H49ZM53 17H54V16H53ZM60 17H61V16H60ZM92 17H93V16H92ZM94 17H95V15H94ZM127 17H128V16H127ZM136 17H137V16H136ZM145 17H146V16H144V18H145ZM181 17H183V16L181 15ZM200 17H201V16H200ZM211 17H213V14H212ZM215 17H216V16H215ZM215 17H214V18H215ZM232 17H233V16H232ZM242 17H243V16H241L240 19L238 18V20H240V22H241ZM249 17H250V14H249ZM259 17H260V16H259ZM10 18H11V17H10ZM30 18H31V17H30ZM46 18H47V16H46ZM48 18H47V19H48ZM72 18H73V17H72ZM117 18H118V20H119V17H117ZM125 18H126V17H125ZM138 18H139V17H138ZM149 18L151 19V17H149ZM155 18H156V17H155ZM160 18H162V17H160ZM160 18H159V20H160ZM187 18H186V19H187ZM194 18H195V17H194ZM227 18H228V17H227ZM227 18H226V20H227ZM230 18H231V17H230ZM246 18H248V13H247V17H246ZM246 18H244L242 21H244ZM256 18H253V19H256ZM260 18H261V17H260ZM83 19H84V18H83ZM91 19H92V18H91ZM150 19H149V20H150ZM162 19H163V18H162ZM180 19H182V18H180ZM186 19H185V21H186ZM190 19H191V18H190ZM190 19H189V21H190ZM202 19H203V18H202ZM206 19H207V18L205 17V20H204V21H206ZM208 19H209V18H208ZM211 19H212V20H211L210 22L214 21L213 18H211ZM215 19H218V17H216ZM221 19H222V18H221ZM228 19H229V18H228ZM7 20H8V19H7ZM7 20L5 19L4 21L7 23ZM13 20H14V19H13ZM26 20H27V19H26ZM44 20H46V19H44ZM55 20H56V18H55ZM65 20H66V19H65ZM71 20H72V19H71ZM132 20H133V19H132ZM132 20H131V21H132ZM141 20H142V19H141ZM145 20H146V18H145ZM152 20L154 21V19H152ZM165 20H166V19H165ZM171 20H174V19H171ZM171 20H170V21H171ZM175 20H176V19H175ZM175 20H174V21H175ZM209 20H210V19H209ZM209 20H208V21H209ZM218 20H219V19H218ZM222 20H223V19H222ZM222 20H221V22H222L221 25H224V24H223V21H224V20H223V21H222ZM233 20H234V19H233ZM238 20H236V21L238 22ZM247 20H248V19H247ZM249 20H250V18H249ZM249 20H248L247 22H249ZM32 21H33V19H32ZM51 21H52V19H51ZM59 21H60V20H59ZM89 21H90V19H89ZM89 21H88V22H89ZM91 21H92V20H91ZM135 21H136V20H135ZM138 21H140V19L137 20V23H138ZM143 21H144V20H143ZM147 21H148V20H147ZM150 21H151V20H150ZM150 21L148 22V23H149L148 25H150ZM156 21H157V19H156ZM156 21H155V22H156ZM189 21L187 20L186 24H187V23H190L192 20H191L190 22H189ZM198 21H199V20H198ZM198 21H197V22H198ZM219 21H220V20H219ZM262 21H263V20H261V22H262ZM42 22H43V21H42ZM52 22H53V21H52ZM52 22H49V24L52 23ZM55 22H57V21H55ZM55 22H54V23H55ZM69 22H71V21H69ZM69 22H68V24H69ZM133 22H134V21H133ZM140 22H141V21H140ZM163 22H165V21H163ZM180 22H181V21H180ZM192 22H193V21H192ZM206 22H207V21H206ZM206 22H205V24L208 25V23H206ZM210 22H209V23H210ZM225 22H226V21H225ZM232 22H233V21H232ZM240 22H239V23H240ZM247 22H246V23H247ZM0 23H1V22H0ZM39 23H41V22H39ZM44 23L46 24V22H44ZM44 23H43V24H44ZM72 23H73V22H72ZM91 23H92V22H91ZM119 23H121V22H119ZM122 23H123V22H122ZM145 23H146V22H145ZM153 23H154V22H153ZM153 23H151V27H152V24H153ZM157 23H158V21H157ZM172 23H173V21H172ZM182 23H183V22H182ZM198 23H199V24H203V21H202L201 23H200V22H198ZM212 23H213V22H212ZM242 23H243V22H242ZM246 23H245V24H246ZM252 23H253V22H251V24H252ZM255 23H257V22H254V23H253L254 26H255ZM258 23H259V21H258ZM262 23L264 24V21H263ZM262 23H260V24H262ZM2 24H3V23H2ZM57 24H58V23H57ZM61 24H62V23H60L59 25H61ZM66 24H67V23H66ZM68 24H67V25H68ZM74 24H75V22H74ZM81 24H82V23H80V26H81ZM89 24H90V23H89ZM117 24H118V23H117ZM123 24H124V23H123ZM135 24H136V22H135ZM139 24H140V23H139ZM141 24L143 25V22H141ZM154 24H155V23H154ZM158 24H159V23H158ZM158 24H157V25H158ZM160 24H161V23H160ZM160 24H159V25H160ZM167 24H169V23H167ZM170 24H171V23H170ZM190 24H191V23H190ZM190 24H189V25H190ZM196 24H197V23H196ZM214 24H215V22H214ZM231 24H232V23H231ZM243 24H244V23H243ZM243 24L240 23V25H242V26H243ZM249 24H250V23H249ZM9 25H10V24H9ZM14 25H15V24H14ZM46 25H47V24H46ZM52 25H54V24H52ZM76 25H78V24H76ZM76 25H75V26H76ZM83 25H84V22H83ZM87 25H88V24H87ZM133 25H134V23H133ZM133 25L131 24L132 27H134ZM136 25H137V24H136ZM136 25H135V26H136ZM145 25H146V26H145ZM159 25H158V26H159ZM162 25H163V24H162ZM178 25H180V24H178ZM189 25H188V27H190ZM194 25H195V24H194ZM203 25H204V24H203ZM203 25H202V26H203ZM216 25L218 26V24H216ZM221 25H220V26H221ZM234 25H235V24H234ZM237 25H238V23H237ZM21 26H22V25H21ZM28 26H29V25H28ZM38 26H39V25H38ZM41 26H42V25H41ZM41 26H40V27H41ZM62 26H63V25H62ZM89 26H90V25H89ZM89 26H88V27H89ZM100 26H101V25H100ZM118 26H119V25H118ZM122 26H123V25H122ZM140 26H141V25H140ZM140 26H139V27H140ZM144 26H145V28H146V31H147V28L150 27V26L147 27V24H144L143 27H144ZM164 26H165V28H168V29H169V27H170V26L166 27V24H165ZM172 26H174V25H172ZM172 26H171V27H172ZM191 26H192V25H191ZM197 26H198V25H197ZM197 26H196V27H197ZM199 26H200V25H199ZM199 26H198V27H199ZM202 26H201V27H202ZM225 26H226V25H225ZM244 26H245V25H244ZM244 26H243V28L245 29L246 27H244ZM247 26H248V24H247ZM257 26H258V25H257ZM9 27H11V26H9ZM30 27H31V26H30ZM47 27H48V26H47ZM52 27H53V26H52ZM64 27H65V26H64ZM76 27H77V26H76ZM81 27H82V26H81ZM84 27H85V26H84ZM88 27H87V29H88ZM128 27H129V26H128ZM139 27H138V28H139ZM143 27H142V28H143ZM151 27H150V28H151ZM156 27H157V26H156ZM160 27H161V25H160ZM181 27H182V26H181ZM196 27H195V26L192 27V28H194L193 31H195V28H196ZM204 27H206V26H204ZM212 27H215V26H212ZM228 27H229V26H228ZM232 27H233V26H232ZM238 27H239V26H238ZM248 27H249L248 29L252 30V29L250 28L251 26H248ZM258 27H260V26H258ZM258 27H256V28H258ZM263 27H264V25H263ZM263 27H262V28H263ZM16 28H17V27H16ZM33 28H34V26L32 27V29H33ZM42 28H44V26H43ZM50 28H51V27H49V29H50ZM67 28H68V26H66L65 29H67ZM89 28H90V27H89ZM134 28H135V27H134ZM138 28H136V29H138ZM153 28H155V27H153ZM153 28H152V30H153ZM179 28H180V27H179ZM199 28H200V27H199ZM233 28H234V27H233ZM260 28H261V27H260ZM32 29H31V31H32ZM34 29H35V28H34ZM47 29H48V28H47ZM59 29H60V27H59ZM61 29H63V28L61 27ZM61 29H60V30H61ZM65 29H64V30H65ZM68 29H69V28H68ZM79 29H80V27H79ZM81 29H82V28H81ZM90 29H91V28H90ZM129 29H130V28H129ZM158 29L160 30V28H158ZM172 29H175V27L172 28ZM200 29H201V28H200ZM200 29H199V30H200ZM212 29H213V28H212ZM231 29H232V28H231V26H230V30H231ZM263 29H264V28H263ZM37 30H38V29H37ZM52 30H54V28H53ZM69 30H70V29H69ZM74 30H76L75 27H74ZM83 30H84V29H83ZM131 30H133V29H131ZM139 30H142V29L140 28ZM155 30H156V29H155ZM164 30H165V29H164ZM169 30H171V29H169ZM180 30H181V29H180ZM189 30H191V29H189ZM189 30H188V31H189ZM196 30H197V29H196ZM199 30H197V31L199 32ZM205 30H206V29H205ZM214 30H215V29H214ZM216 30H217V29H216ZM216 30H215V31H216ZM218 30H220V29H218ZM218 30H217V31H218ZM222 30H223V29H222ZM222 30H221V31H222ZM224 30H225V29H224ZM230 30H229V28H228V29H227V33H228V31L230 32ZM239 30H240V29H239ZM253 30L256 31V29H254V28H253ZM259 30H260V29H259ZM259 30H258V31H259ZM11 31H12V30H11ZM35 31H36V29H35ZM35 31H34V32H35ZM38 31H39V30H38ZM67 31H68V30H67ZM70 31H71V30H70ZM88 31H89V29H88ZM135 31H136V30H135ZM135 31L133 30V33H134ZM153 31H154V30H153ZM182 31H183V29H182ZM200 31H201V30H200ZM206 31H208V30H206ZM237 31H238V30L236 29V30L233 31L232 33H235V32H237ZM244 31L246 32L247 30L245 29ZM258 31H256L257 34L252 35V39H253V40L251 39V40H252V42H251L252 47H251L250 45H249V46H250L251 48L247 47V44H248V41H247L248 39H247V40H245V41H247V44H244V45L242 46V48H241V49H238V52H236V53L239 54V50H241V52H242L241 55H242V54H246V55H247L249 51H250V53H251V49L254 51V52H252V53H259V52L261 53V51L263 52V51H264V30H263V32H261V33H259V34H258ZM21 32H22V31H21ZM21 32H20V33H21ZM23 32H24V31H23ZM34 32H33V33H34ZM53 32H54V31H53ZM57 32H58V31H57ZM64 32H65V31H64ZM90 32H91V30H90ZM90 32H88V33H90ZM124 32H126V31H124ZM139 32H140V31H139ZM162 32H163V31H162ZM190 32H191V31H190ZM198 32H196V33H198ZM224 32H225V31H224ZM256 32H255V33H256ZM259 32H260V31H259ZM36 33H37V32H36ZM142 33H144V32H142ZM160 33H161V32H160ZM193 33H195V32H193ZM193 33H192V35H193ZM199 33H200V32H199ZM202 33H203V32H202ZM202 33H200V34H202ZM206 33H207V32H206ZM225 33H226V32H225ZM232 33H231V36H230L231 39H232V37H233V36H232ZM237 33H238V32H237ZM237 33H236V34H237ZM240 33L242 34L243 31L241 30ZM240 33H239V34H240ZM253 33H254V32H253ZM34 34H35V33H34ZM79 34H80V33H79ZM81 34H82V33H81ZM130 34H131V33H130ZM134 34L136 35L137 33L135 32ZM146 34H147V33H146ZM148 34H149V33H148ZM153 34H154V33H153ZM156 34H157V30H156ZM156 34H155V35H156ZM189 34H191V33H189ZM200 34H199V35H200ZM203 34H204V33H203ZM229 34H230V33H228L226 36H228ZM239 34H237V35H239ZM247 34H248V33H247ZM0 35H2V34H0ZM4 35H6V34L4 33ZM4 35H3V36H4ZM8 35H9V34H8ZM43 35H45V34H43ZM47 35L49 36V34H47ZM51 35H52V34H51ZM61 35H62V34L60 33V37H61ZM132 35H133V34H132ZM138 35H139V33H138ZM161 35H163V33H161ZM196 35H197V34H196ZM208 35H209V34H208ZM208 35H207V36H208ZM237 35H235V36L238 37ZM242 35H243V34H242ZM242 35H241V36L239 35V37H243ZM3 36H2V37H3ZM86 36H87V35H86ZM144 36H147V35L144 34ZM144 36H142V37L144 38ZM157 36H159V38H160V34H158ZM188 36H189V35H188ZM202 36H203V35H202ZM207 36H206V37H207ZM210 36H211V35H210ZM210 36H209V37H210ZM218 36H219V34H218ZM235 36H234V38H235ZM246 36H247V35H246ZM38 37H39V36H36V38H38ZM62 37H63V36H62ZM67 37H68V36H67ZM80 37H81V36H80ZM88 37H89V36H88ZM90 37H91V36H90ZM132 37H134V36H132ZM135 37H136V36H135ZM142 37L139 36V38H142ZM162 37H163V36H162ZM181 37H182V36H181ZM196 37H197V36H196ZM196 37L193 38V37L191 36V38H193V39H195ZM206 37H205V39H206ZM213 37H214V36H213ZM221 37H222V36H221ZM221 37H220V39H221ZM239 37L236 39L237 41L235 40L237 43H238V41H239V39H240ZM249 37H250V36H249ZM3 38H4V37H3ZM6 38H7V37H6ZM32 38H33V36H32ZM63 38H64V37H63ZM81 38H82V37H81ZM81 38H80V39H81ZM136 38H137V37H136ZM136 38H135V39H136ZM139 38H137V39H139ZM147 38H148V37H147ZM154 38H155V37H154ZM168 38L170 39V37H168ZM184 38H187V39H188V37H184ZM184 38H182V39H184ZM199 38H201V35L199 36ZM214 38H215V37H214ZM222 38H223V37H222ZM1 39H2V38H1ZM28 39H29V38H28ZM43 39H44V38H43ZM50 39H52V38H50ZM57 39H58V38H57ZM61 39H62V38H61ZM65 39H66V38H65ZM65 39H64V40H65ZM73 39H74V38H73ZM73 39H71V40H73ZM125 39H126V37H125ZM130 39H131V38H130ZM137 39H136V41H137ZM163 39H164V37H163ZM163 39H160V40H163ZM182 39H181V41H182ZM189 39H190V38H189ZM193 39H192V40H193ZM196 39H198V37H197ZM196 39L194 40V41H195V42H194L195 44H196ZM201 39H203V38H201ZM209 39H210V38H209ZM218 39H219V37H218ZM220 39H219V40H220ZM224 39H225V40H228L229 38H226V37H225ZM2 40H3V39H2ZM38 40H39V38H38ZM48 40H49V38H48ZM48 40H47V41H48ZM62 40H63V39H62ZM75 40H76V39H75ZM75 40H74V41H75ZM77 40H78V39H77ZM145 40H146V39H143V41H145ZM149 40H150V39H149ZM149 40H146V41L149 42ZM154 40H155V42H157L159 39H158V40L153 39V41H154ZM174 40H175V38L173 39V41H174ZM190 40H191V39H190ZM192 40H191V41H192ZM198 40H199V39H198ZM216 40H217V39H216ZM219 40H218V41H219ZM222 40H223V39H222ZM225 40H224L223 42H222V41H221V42H222V43L225 42V44H226V41H225ZM240 40H242V39H240ZM243 40H244V39H243ZM28 41H29V40H28ZM47 41H44V42L47 43ZM86 41H87V40H86ZM109 41H110V40H109ZM125 41H126V40H125ZM133 41H134V39H133ZM141 41H142V39L140 40V42H141ZM181 41H180V42H181ZM186 41H187V40H186ZM208 41H210V40H208ZM208 41H206V42H208ZM218 41H216V42H218ZM230 41H233V42H234V40H230V39H229V42H230ZM29 42H30V41H29ZM29 42H28V44H29ZM32 42H33V41H32ZM38 42H39V41H38ZM71 42H72V41H71ZM95 42H96V41H95ZM130 42H131V40H130ZM137 42H138V41H137ZM137 42H136V44H139V43H137ZM150 42H151V40H150ZM158 42H160V41H158ZM158 42H157V45L159 44ZM161 42H163V41H161ZM201 42H203V44L205 43V41H199V42L197 41V43H201ZM233 42H232V43H233ZM236 42H235V44H236ZM0 43H1V42H0ZM34 43L37 44V42H34ZM134 43H135V42H134ZM141 43H142V42H141ZM141 43H140V45H141ZM145 43H146V42H145ZM187 43H188V42H187ZM214 43H215V41H214ZM230 43H231V42H230ZM232 43H231V44H232ZM31 44H32V43H31ZM36 44H33V46H36ZM40 44H41V43H39L38 45H40ZM42 44H43V43H42ZM50 44H51V42H50ZM96 44H97V46H98V43H96ZM128 44H129V43H128ZM147 44H148V43H147ZM160 44H161V43H160ZM166 44H169V43H166ZM188 44H189V43H188ZM201 44H202V43H201ZM203 44H202V45H203ZM212 44H213V43H212ZM231 44H230V45H231ZM235 44H234V45H235ZM29 45H30V44H29ZM29 45H27V46L25 45L24 48H26V47L28 48ZM84 45H86V44H84ZM108 45H109V43H108ZM125 45H126V44H125ZM131 45H132V44H131ZM133 45H134V44H133ZM143 45H144V43H142L141 46H143ZM161 45H162V44H161ZM161 45H160V46H161ZM164 45H165V44H164ZM174 45H175V44H174ZM174 45H173V46H174ZM176 45H177V44H176ZM202 45L199 44V47L202 46ZM210 45H211V43H210ZM216 45H217V43H216ZM220 45H221V47L223 46V44H221V43H220ZM228 45H229V43H228ZM236 45H237V44H236ZM241 45H242V44H241ZM0 46H1V45H0ZM30 46H32V45H30ZM30 46H29V47H30ZM44 46H45V45H44ZM50 46H51V45H50ZM50 46H49V48H50ZM74 46H75V45H74ZM82 46H83V45H82ZM99 46H101V44H100ZM129 46H130V45H129ZM134 46H135V45H134ZM160 46H159V47H160ZM166 46H167V45H166ZM197 46H198V44H196V47H197ZM218 46H219V45H218ZM231 46H233V45H231ZM40 47H41V45H40ZM46 47H47V46H46ZM46 47L44 48L45 50H46ZM60 47H61V46H60ZM64 47H65V46H64ZM107 47H108V46H107ZM143 47H144V46H143ZM145 47H146V46H145ZM147 47H149V46H147ZM150 47H151V46H150ZM161 47H162V46H161ZM167 47L171 49V48H172V45L167 46ZM190 47H192V46L190 45ZM214 47H215V46H214ZM239 47H240V45H239ZM5 48H6V47H5ZM30 48H32V47H30ZM58 48H59V46H58ZM62 48H63V47H62ZM81 48H82V47H81ZM119 48H120V47H119ZM131 48H133V47H131ZM134 48H135V47H134ZM136 48H138V47H136ZM162 48H164V47H162ZM162 48H161V50H162ZM168 48H166V49L164 48L163 50H164V51H168V50H167ZM186 48H187V50L189 49L188 47H186ZM192 48H193V47H192ZM201 48H202V47H201ZM203 48H204V47H203ZM215 48H216V47H215ZM229 48H230V47H229ZM231 48H232V47H231ZM231 48H230L229 50H231ZM234 48H235V47H234ZM36 49H39V48L36 47ZM40 49H41V48H40ZM65 49H66V48H65ZM100 49H101V47H100ZM128 49H129V48H128ZM138 49H140V48H138ZM148 49H149V51H151V50L153 51V50H154L153 47H152V49H150V48H148ZM170 49H169V50H170ZM182 49H183V47H182ZM204 49H205V48H204ZM211 49H212V48H211ZM220 49H221V48H220ZM224 49H225V48H224ZM2 50H3V47H2ZM32 50H35V49H32ZM32 50H31V52H32ZM47 50H48V49H47ZM49 50H51V49H49ZM71 50H72V49H71ZM85 50H86V49H85ZM125 50H126V49H125ZM133 50H134V49H133ZM136 50H137V49H136ZM141 50H142V49H141ZM141 50H139V51H141ZM156 50H158V46H157V49H156ZM175 50H176V49H174V51H175ZM195 50H196V48H195ZM195 50H194V51H195ZM199 50H200V49H199ZM205 50H207L206 52L208 53V48L205 49ZM205 50H204V52H205ZM227 50H228V49H226V51H227ZM83 51H84V49H83ZM128 51H129V50H128ZM131 51H132V50H131ZM134 51H135V50H134ZM152 51H151V53H152ZM158 51H159V50H158ZM164 51H163V52H164ZM171 51H172V50H171ZM181 51H183V50H181ZM189 51H191V50H189ZM213 51H215V50L213 49ZM3 52H4V51H3ZM34 52H35V51H34ZM40 52H41V51H40ZM73 52H74V51H73ZM88 52H89V51H88ZM161 52H162V51H161ZM172 52H173V51H172ZM223 52H224V51H223ZM233 52H234V50L232 51V53H233ZM29 53H30V52H28V54H29ZM36 53H37V54H36L35 56H36V58L38 59L37 56H38L39 52L37 51ZM43 53L45 54V52H43ZM43 53L40 54V55H42V58L44 57V56H43ZM49 53H50V52H48V54H49ZM69 53H70V52H69ZM82 53H83V52H82ZM114 53H115V52H114ZM118 53H119V51H118ZM126 53H129V52H126ZM131 53H132V52H131ZM131 53H129L128 55H130ZM134 53H136V52H134ZM134 53H133V54H134ZM142 53H143V50H142V52H141L140 54H142ZM146 53H148V52H146ZM146 53L144 52L145 55H146ZM149 53H150V52H149ZM159 53H160V52H159ZM168 53H169V52H168ZM168 53H167V54L165 53V54H166L167 56H168V55H169V56L172 55V54H168ZM184 53H185V52H184ZM190 53H191V52H190ZM196 53H197V51H196ZM202 53H203V51H202ZM202 53H201V54H202ZM211 53H212V52H211ZM213 53H214V52H213ZM225 53H226V52H225ZM229 53H230V52H229ZM234 53H235V52H234ZM252 53H251V58H252V55H253ZM30 54H31V53H30ZM30 54H29V55H30ZM70 54H72V53H70ZM70 54H69V55H70ZM85 54H86V52H85ZM111 54H112V53H111ZM119 54H120V53H119ZM124 54H125V52H124ZM165 54H164V55H165ZM186 54H188V53H186ZM199 54H200V53H199ZM201 54H200V55H201ZM216 54H217V53H216ZM219 54H222V52H219ZM230 54H231V53H230ZM25 55H27L26 52H25ZM72 55H74V54H72ZM108 55H109V54H108ZM108 55H107V57H108ZM120 55H121V54H120ZM122 55H123V54H122ZM137 55H138V54H137ZM149 55H151V54H149ZM154 55H155V53H154ZM161 55H162V53H161ZM161 55H160V56H161ZM173 55H174V54H173ZM189 55H190V54H189ZM189 55H188V56H189ZM202 55H203V54H202ZM217 55H218V54H217ZM223 55H224V54H223ZM226 55L229 56V54H226ZM33 56H34V55H33ZM75 56H76V55H75ZM117 56H119V55H117ZM117 56H116V57H117ZM125 56H126V55H125ZM125 56H124V57H125ZM130 56H131V55H130ZM130 56H129V57H130ZM142 56H144V55H142ZM158 56H159V55H158ZM174 56H175V55H174ZM183 56H184V55H183ZM188 56H187V57H188ZM193 56H194V55H193ZM195 56H196V55H195ZM207 56L209 57L210 54H209V55L207 54ZM207 56H206V54H205V58H206ZM215 56H216V55H215ZM215 56H214V57H215ZM220 56H221V55H220ZM227 56H225V57L228 58ZM234 56H235V55H234ZM236 56H237V55H236ZM238 56H239V55H238ZM256 56H257V55H256ZM6 57H8V56H6ZM19 57H20V56H19ZM73 57H74V56H73ZM111 57H112V56H111ZM119 57H120V56H119ZM124 57H123V58H124ZM129 57H127V59H128ZM132 57H133V56H132ZM135 57H136V55H135ZM149 57H150V56H149ZM163 57H164V58H161V59L159 58V60H161V62H162L163 59H165L166 56H163ZM171 57H172V56H171ZM203 57H204V55H203ZM232 57H233V56H232ZM241 57L243 58L244 55L241 56ZM241 57H240V58H241ZM245 57H247V56H245ZM259 57H260V54H259ZM2 58H3V57H2ZM28 58H29V57H28ZM39 58H41V57H39ZM71 58H72V57H71ZM147 58H148V57H147ZM152 58H153V57H152ZM152 58H151V59H152ZM156 58H157V54H156ZM156 58L154 59V61L156 60ZM168 58H169V57H168ZM172 58H173V57H172ZM175 58H176V60H177V57H176V56L174 57V59H175ZM184 58H185V57H184ZM226 58H225V60H226ZM229 58H231V57H229ZM240 58H239V59H240ZM248 58H249V57H248ZM251 58H250V59H251ZM254 58H255V57H254ZM256 58H257V57H256ZM256 58H255V59H256ZM3 59H4V58H3ZM80 59H81V57H80ZM83 59H84V58H83ZM104 59H105V58H104ZM124 59H126V57H125ZM129 59H130V58H129ZM141 59L143 60L144 58L142 57ZM141 59H140V60L138 59V60L140 61V63H142V62H141ZM169 59H170V58H169ZM192 59H193V57H192ZM194 59H195V58H194ZM199 59H200V57H199ZM199 59L196 60V62L198 61V64H200L199 61L202 63V61L199 60ZM206 59H207V58H206ZM209 59H212V58H209ZM216 59H217V58H216ZM223 59H224V58H223ZM231 59H232V58H231ZM235 59H236V58H235ZM235 59H234V61H235ZM258 59H260V58H258ZM5 60H7V59L5 58ZM33 60H34V59H33ZM105 60H107V59H105ZM109 60H110V59H109ZM111 60H112V58H111ZM113 60H114V58H113ZM133 60H135V58H134ZM133 60H132V61H133ZM136 60H137V59H136ZM136 60H135V61H136ZM159 60H158V63H157V62H154V64H155V63H156V64H159ZM166 60H167V58H166ZM183 60H184V59H183ZM187 60L190 61L189 58H188ZM204 60H205V59H204ZM217 60H218V59H217ZM227 60H228V59H227ZM227 60H226V61H227ZM237 60H238V59H237ZM237 60H236L235 62L238 63L239 61H237ZM242 60H243V59H242ZM246 60L248 61L249 59H246ZM252 60H253V59H252ZM260 60H261V59H260ZM3 61H4V60H3ZM8 61H9V60H8ZM72 61H73V60H72ZM107 61H108V60H107ZM125 61H126V60H125ZM144 61H145V60H144ZM156 61H157V60H156ZM163 61H165V60H163ZM170 61H171V60H170ZM205 61H206V60H205ZM222 61H223V60H222ZM226 61L223 62V63H226ZM255 61H257V59H256ZM255 61H254V62H255ZM261 61H263V59H262ZM6 62H7V61H6ZM123 62H124V61H123ZM126 62H127V61H126ZM136 62H137V61H136ZM136 62H135V63H136ZM146 62H147V61H146ZM171 62H173V61H171ZM178 62H179V61H178ZM219 62H220V61H219ZM245 62H246V61H245ZM13 63H14V62H13ZM70 63H71V62H70ZM83 63H84V62H83ZM85 63H86V62H85ZM135 63H134V64H135ZM140 63H139V65H140ZM147 63H148V62H147ZM164 63H165V62H164ZM164 63H162V65H163ZM186 63H187V61H186ZM213 63H215V62H213ZM231 63H233L232 65H234V62H231ZM259 63H260V61H259ZM259 63H258V62H257V63L255 62V65L257 64V66H258V65L260 66ZM124 64H125V63H124ZM126 64H127V63H126ZM126 64H125V65H126ZM130 64H131V63H130ZM132 64H133V63H132ZM152 64H153V63H152ZM154 64H153V65H154ZM169 64H170V63H169ZM173 64H174V62H173ZM195 64H197V63H194V64H193L194 67H195ZM220 64L222 65V63H220ZM227 64H228V61H227ZM229 64H230V61H229ZM238 64H239L240 67H241L242 64H240V62H239ZM243 64H244V61H243ZM263 64H264V62H262L261 65L263 66ZM71 65H72V64H71ZM85 65H87V64H85ZM141 65H142V64H141ZM141 65H140V66H141ZM147 65H148V64H147ZM162 65H161V63H160V66H162ZM164 65H166V64H164ZM170 65H171V64H170ZM189 65L191 66V63H189ZM193 65H192V66H193ZM200 65H201V64H200ZM208 65H209V63H208ZM208 65H207V66H208ZM247 65H248V64H247ZM253 65H254V64H253ZM2 66H3V65H2ZM2 66H1V67H2ZM69 66H70V65H69ZM73 66H74V65H73ZM129 66H131V65H129ZM132 66H133V65H132ZM143 66H144V63H143V65H142V67H143ZM150 66H151V63H150ZM150 66H147L148 69H149ZM154 66H155V65H154ZM160 66H158V67H160ZM167 66H168V65H167ZM185 66H186V65H185ZM185 66L183 65L182 67H185ZM198 66H199V65H198ZM207 66H205V67H207ZM223 66H225V64H223ZM223 66H220V67L223 68ZM3 67H5V66H3ZM109 67H110V66H109ZM142 67H141V68H142ZM145 67H146V66H145ZM145 67H144V69H145ZM147 67H146V68H147ZM165 67H166V66H165ZM180 67H181V66H180ZM196 67H197V65H196ZM196 67L194 68V70L196 69ZM200 67L202 68L203 66H200ZM200 67H197V68H200ZM220 67H219V68H220ZM237 67H238V66H237ZM240 67H239V69H240ZM242 67H243V65H242ZM250 67H251V66H250ZM260 67H261V66H260ZM10 68H11V67H10ZM72 68H73V67H72ZM72 68H71V69H72ZM172 68H173V65H172ZM185 68L187 69V67H185ZM201 68H200V70H201ZM214 68H217V67H214ZM226 68H227V65H226ZM234 68H235V67H234ZM234 68L232 67V69H234ZM243 68H244V67H243ZM246 68H248V67H246ZM255 68H256V67H255ZM257 68H258V67H257ZM257 68H256L255 70H258ZM263 68H264V66H263ZM80 69H81V68H80ZM130 69H131V67H130ZM135 69H136V70H135ZM135 69H133L134 72H137V69L139 70V68H136V67H135ZM142 69H143V68H142ZM164 69H165V70H164ZM167 69H168V68H167ZM179 69H181V68H179ZM186 69H185V70H186ZM192 69H193V67H192ZM74 70H75V69H74ZM119 70H120V69H118V71H119ZM126 70H127V69H126ZM158 70H159V69H158ZM160 70H162V68H160ZM160 70H159V71H160ZM163 70L165 71V72H164L165 74L168 73V72L166 73V71H167L166 68H163ZM169 70H170V69H169ZM181 70H182V69H181ZM187 70H189V69H187ZM202 70H203V69H202ZM202 70H201V71H202ZM205 70H206V69H205ZM221 70H222V69H221ZM228 70H229V69H228ZM236 70H237V69H236ZM244 70H246V69L244 68ZM255 70H254V71H255ZM263 70H264V69H263ZM3 71H4V70H3ZM5 71H6V69H5ZM77 71H78V70H77ZM82 71H83V70H82ZM127 71H128V70H127ZM129 71H130V70H129ZM131 71H132V70H131ZM131 71H130L129 73H131ZM146 71H147V70H146ZM150 71H151V70H150ZM191 71H192V70H191ZM197 71H198V70H197ZM222 71H223V70H222ZM232 71H233V70H232ZM232 71H230V72H232ZM247 71H248V70H247ZM247 71H246V72H247ZM254 71L252 72V70H251V72H252L253 74H254ZM258 71H259V70H258ZM258 71H257V72H258ZM72 72H73V71H72ZM75 72H76V71H75ZM119 72H120V71H119ZM138 72H141V70L138 71ZM156 72H157V71H156ZM160 72H161V71H160ZM171 72L173 73L174 71H171ZM187 72H188V71H187ZM194 72H195V71H194ZM202 72H203V71H202ZM239 72H240V71H239ZM242 72H243V71H242ZM117 73H118V72H117ZM144 73H145V72H144ZM146 73H147V72H146ZM146 73H145L144 75L147 76V78L145 77L146 80H147V79H148V73H147V75H146ZM169 73H170V71H169ZM172 73H170V77L173 76V75H171ZM183 73H185V72H183ZM205 73H207V72H205ZM213 73H215V72H213ZM240 73H241V72H240ZM247 73H248V72H247ZM247 73H246V74H247ZM252 73H251V74H252ZM255 73H256V72H255ZM261 73H262V68H261ZM4 74H5V73H4ZM79 74H80V70H79ZM123 74H124V73H123ZM125 74H126V73H125ZM133 74H134V73H133V71H132V75H133ZM140 74H141V73H140ZM140 74L138 73V75H140ZM142 74H143V73H142ZM151 74H152V73H151ZM153 74H154V72H153ZM187 74L191 75V74H193V73H191V74H190V73H187ZM197 74L200 75L199 73H197ZM202 74H203V73H202ZM202 74H201V76H202ZM207 74H208V73H207ZM219 74H220V73H219ZM232 74H233V72H232ZM232 74H230L231 77H233ZM234 74H235V73H234ZM242 74H243V73H242ZM258 74H259V73H257V75H258ZM65 75H66V74H65ZM68 75H69V74H68ZM80 75H81V74H80ZM120 75H121V73H120ZM129 75H130V74H129ZM159 75H160L161 77H163V76L161 75V73H159ZM174 75H175V73H174ZM180 75H183V74H181V72H180ZM194 75H195V74H194ZM194 75H193V76H194ZM217 75H218V74H217ZM223 75L226 76V73L223 74ZM223 75H222V76H223ZM228 75H229V73H228ZM248 75L250 76V74H248ZM248 75H247V76H248ZM257 75H255V76L258 77L259 75H258V76H257ZM262 75H263V74H262ZM6 76H7V75H6ZM136 76H137V75H136ZM141 76H142V75H141ZM149 76L152 77L151 75H149ZM175 76H176V75H175ZM184 76H185V74H184ZM184 76H183V77H184ZM201 76H200V77H201ZM208 76H209V75H208ZM213 76H215V74H214ZM213 76H211V77H213ZM249 76H248V77H249ZM251 76H252V75H251ZM251 76H250L251 80H249V84H251V81H253L254 79H255V80H258V79H256L254 76H253L254 78L251 77ZM7 77H8V76H7ZM69 77H70V75H69ZM78 77H80V76L78 75ZM123 77H124V75H122L121 79H122ZM127 77H128V79H129V82H130V78H129L128 75H127ZM130 77H131V76H130ZM139 77H140V76H139ZM139 77L137 76V78L139 79V82H140V81H142V80H140V79H141L142 77H144V76H142V77H140V78H139ZM154 77L156 78V75H155ZM168 77H169V76H168ZM173 77H174V76H173ZM186 77H187V76H186ZM190 77H192V75H191ZM194 77H195V76H194ZM196 77H197V76H196ZM231 77H230V78H231ZM237 77H238V76H237ZM240 77H241V75H240ZM259 77H260V76H259ZM259 77H258V78H259ZM4 78H5V77H4ZM64 78H65V77H63V79H64ZM70 78L73 79V77H70ZM112 78H113V77H112ZM115 78H116V77H115ZM117 78H118V77H117ZM125 78H126V76H125ZM125 78L123 79L124 82H125ZM131 78H132V77H131ZM133 78H134V76H133ZM155 78H154V79H155ZM157 78H159V77H157ZM157 78H156V79H157ZM166 78H167V76H166ZM171 78H172V77H171ZM184 78H185V77H184ZM187 78L190 79L189 77H187ZM192 78H193V77H192ZM197 78L199 79V77H197ZM201 78H202V77H201ZM214 78H215V77H213V79H214ZM220 78H221V77H220ZM226 78H227V77H223V80H226ZM252 78H253V80H252ZM262 78H264V77H262ZM76 79L78 80V78H75V80H76ZM142 79L145 81L144 78H142ZM150 79H151V78H150ZM150 79H149V80H150ZM156 79H155V80H156ZM198 79L195 80L197 83L199 82V81H197ZM203 79H204V78H203ZM228 79H229V78H228ZM232 79H233V78H232ZM232 79H231V80H232ZM236 79H238V78H235V80H236ZM241 79H242V77H241ZM241 79H240V80H241ZM247 79H248V78H247ZM52 80H53V79H52ZM67 80H69V79H67ZM70 80H71V79H70ZM116 80H117V79H116ZM116 80H115V81H116ZM136 80H137V79H135V81H136ZM149 80H147V84L149 83V82H148ZM155 80H152V81H155ZM157 80H158V79H157ZM157 80H156V81H157ZM159 80H161V79H159ZM162 80L165 81V82L167 81V80H165V78H164V79L162 78ZM162 80H161V83L163 82ZM185 80H187V79H185ZM211 80H212V79H211ZM218 80H219V78H218ZM218 80H217V78H216V82L219 83L218 86L220 87V86H221L220 83H221L222 81L219 82ZM229 80H230V79H229ZM231 80H230V81H231ZM233 80H234V79H233ZM244 80H245V82H246V79H244ZM78 81H80V80H78ZM118 81L121 82L122 80L118 79ZM133 81H134V80H133ZM133 81H132V83H133V85H134L135 82H133ZM144 81H142L143 84H144ZM150 81H151V80H150ZM203 81H205V79H204ZM214 81H215V79H214ZM227 81H228V80H227ZM227 81H225V82L227 83ZM237 81H238V80H237ZM237 81H236V82H235V81H232L233 83H231V84L236 83L237 86H240V85H238V84H240V83L242 84V82L237 83ZM260 81H262V80H260ZM260 81H258V82L260 83ZM22 82H23V81H22ZM66 82H67V81H66ZM75 82H76V81H75ZM85 82H86V81H84V83H85ZM124 82H122V83H124ZM129 82H128V83H129ZM139 82H137V83H139ZM157 82H158V81H157ZM169 82H170V80H169ZM173 82H174V81H173ZM177 82H178V81H177ZM177 82H176L175 84H177ZM200 82H202V81H200ZM206 82H207V80H206ZM228 82H229V81H228ZM245 82L243 83L244 86H245ZM263 82H264V81H263ZM30 83L32 84L31 81H30ZM47 83H49V82H47ZM62 83H63L64 85L66 84V83L64 82V80L62 81ZM76 83H77V82H76ZM81 83H82V82H81ZM116 83H117V82H116ZM116 83H115V84H116ZM122 83L117 84V85L122 86ZM130 83H131V82H130ZM132 83H131V86H132ZM152 83H154V82H152ZM158 83H159V82H158ZM178 83H179V82H178ZM253 83H254V85H255L256 81L253 82ZM261 83H262V82H261ZM70 84H71V82H70ZM77 84H79V83H77ZM106 84H107V83H106ZM140 84H141V83H140ZM150 84H151V82H150ZM154 84H155V83H154ZM175 84H174V85H175ZM180 84H181V83H180ZM191 84H192V83H191ZM199 84H202V83H199ZM206 84H208V83H206ZM249 84H248V85L246 84V87L249 86ZM66 85H67V84H66ZM87 85H88V82H87ZM99 85H100V83H99ZM103 85H104V84H103ZM117 85H115V86H117ZM123 85H124V84H123ZM125 85L129 86L128 84H125ZM141 85H142V84H141ZM158 85H159V84H158ZM160 85H161V84H160ZM183 85H184V84H182L181 86L183 87ZM203 85H205V84H203ZM203 85H202V86H203ZM214 85H215V84H214ZM234 85H235V84H234ZM67 86H68V85H67ZM67 86H66V87H67ZM69 86H70V85H69ZM72 86H73V85H72ZM74 86H75V85H74ZM76 86H78V85H76ZM83 86H84V85H83ZM115 86H114V84H113V86H112V87H114L113 89L116 88ZM131 86H130V87H131ZM134 86H135V85H134ZM149 86H150V85L148 84L147 87H149ZM156 86H157V85H156ZM171 86H173V84H172ZM184 86H185V85H184ZM191 86H192V85H191ZM199 86H200V85H199ZM202 86H201V87H202ZM206 86H207V85H206ZM235 86H236V85H235ZM259 86H260V84H259ZM8 87H9V86H8ZM59 87H60V85H59ZM59 87L57 86L58 89H59ZM96 87L98 88V86H96ZM112 87H111V88H112ZM132 87H133V86H132ZM138 87H139V86H138ZM150 87H152V86H150ZM163 87H164V83H163ZM163 87H161V88L164 89L165 87H164V88H163ZM166 87L168 88V84L166 85ZM175 87H177V85H176ZM188 87H189V86H188ZM196 87H198V86H196ZM213 87H214V86H213ZM226 87H227V86H226ZM229 87H230V86H229ZM229 87H228V88H229ZM231 87H232V86H231ZM231 87H230V89H231ZM242 87H243V86H242ZM246 87H245V88H246ZM255 87H257V85H256ZM255 87H254V88H255ZM263 87H264V86H263ZM60 88H61V87H60ZM67 88H68V87H67ZM83 88H84V87H83ZM85 88H86V85H85ZM100 88H101V86H100L97 90L100 91ZM102 88H103V86H102ZM102 88H101V89H102ZM106 88H107V87H106ZM108 88H109V87H108ZM117 88H118V86H117ZM117 88H116V89H117ZM121 88L124 89L123 86H122ZM125 88L127 89L128 87H125ZM135 88H137V87H135ZM141 88H142V87H141ZM152 88H153V87H152ZM154 88H156V87H154ZM172 88H173V87H172ZM180 88H181V87H180ZM204 88H205V86H204ZM211 88H212V87H211ZM216 88H217V86H216ZM216 88H214V89H216ZM220 88H221V87H220ZM235 88H236V87H235ZM235 88H234V90H235ZM238 88H239V87H238ZM250 88H253V87H251V85H250ZM254 88H253V89H254ZM259 88H260V87H259ZM12 89H13V87H12ZM61 89L63 90V87H62ZM75 89H76V87H75ZM126 89H125V90H126ZM131 89H132V88H129V91H130ZM133 89H134V88H133ZM133 89H132V90H133ZM138 89H139V88H138ZM145 89H147V88H145ZM173 89H174V88H173ZM177 89H178V88H177ZM184 89H185V88H184ZM221 89H224V88H221ZM221 89H218V90H221ZM246 89L248 90V88H246ZM253 89H252V90H253ZM261 89H262V88H261ZM261 89H260V90H261ZM77 90H78V89H77ZM81 90H82V89H81ZM93 90H94V89H93ZM106 90H107V89H106ZM109 90H110V89H109ZM118 90H121V89H117V91H118ZM132 90H131V91H132ZM135 90H136V89H135ZM158 90H159V88H158ZM160 90H161V89H160ZM165 90H168V89H165ZM171 90H172V89H170V93L172 94L173 92H172ZM188 90H190V89H188ZM203 90H204V89H203ZM210 90H211V89H210ZM227 90H228V89H227ZM242 90H243V89H242ZM247 90H246V91H247ZM8 91H9V90H8ZM60 91H61V90H60ZM63 91H65V89H64ZM74 91H75V90H74ZM98 91H97V92H98ZM101 91H102V90H101ZM122 91H123V90H122ZM151 91H152V90H151ZM154 91H155V90H154ZM154 91H152V93H154ZM176 91H177V90H176ZM176 91H174V92H176ZM180 91H181V89H180ZM192 91H193V89H192ZM200 91H201V90H200ZM204 91L206 92V90H204ZM207 91H208V90H207ZM216 91H217V90H216ZM221 91H222V90H221ZM239 91H240V90H239ZM239 91H238V92H239ZM244 91H245V90H244ZM255 91H256V90H255ZM262 91H263V89H262ZM2 92H3V91H1V93H2ZM102 92H103V91H102ZM106 92H108V91H106ZM125 92H128V90L125 91ZM125 92H124V94H125ZM137 92H138V91H137ZM156 92H157V91H156ZM156 92H155V93H156ZM167 92H168V91H167ZM167 92H166V93H167ZM181 92H182V91H181ZM193 92H195V91H193ZM197 92H198V91H197ZM208 92H209V91H208ZM224 92H225V90H224ZM232 92H233V88H232ZM234 92H235V91H234ZM258 92H259V91H258ZM1 93H0V95H1ZM4 93H6V92H4ZM4 93H3V94H4ZM67 93H69V92H67ZM83 93H84V92H83ZM95 93H96V92H95ZM99 93H101V92H99ZM104 93H105V88H104ZM113 93H115L114 90L112 91V93H111V91H110V95L112 94V96H114ZM118 93H119V92H118ZM118 93H117V94H118ZM128 93H129V92H128ZM128 93H126V94H128ZM132 93H133V92H132ZM158 93H160V92L158 91ZM176 93H177V92H176ZM187 93H188V91H187ZM210 93H211V92H210ZM218 93H219V92H218ZM242 93H244V92H242ZM7 94H8V93H7ZM56 94H57V93H56ZM65 94H66V93H65ZM69 94H70V93H69ZM74 94L76 95V93L73 92V95H74ZM81 94H82V92H81ZM108 94H109V92H108ZM117 94H116V95H117ZM126 94H125V95H126ZM164 94H165V93H164ZM167 94H169V93H167ZM167 94H166V95H167ZM173 94H174V93H173ZM179 94H180V93H179ZM179 94L177 95V97L180 96ZM202 94H203V93H202ZM207 94H208V93H207ZM213 94H215V92H214ZM213 94H212V95H213ZM225 94H226V93H225ZM238 94H241V92L238 93ZM238 94H237V95H238ZM57 95H58V94H57ZM66 95H67V94H66ZM73 95H72V96H73ZM78 95H79V94H78ZM92 95H93V94H92ZM99 95H100V94H99ZM102 95H107V94H103V93H102L100 96L102 97ZM118 95H119V94H118ZM118 95H117V96H118ZM128 95H130V94H128ZM148 95H149V93H148ZM152 95H153V94H152ZM156 95H158V94L156 93ZM156 95H154V96L156 97ZM162 95H163V93H162ZM162 95H161V96H162ZM166 95H164V96H166ZM187 95H189V94H187ZM208 95H209V94H208ZM218 95H219V94H218ZM227 95H228V94H226V96H227ZM230 95H231V94H230ZM234 95H235V94H234ZM234 95H233V97H234ZM246 95H247V93H246ZM248 95H251V93L248 94ZM257 95H258V94H257ZM79 96H80V95H79ZM81 96H82V95H81ZM89 96H90V94H89ZM120 96H121V95H120ZM131 96H132V94H131ZM134 96H135V94H134ZM134 96H133V97H134ZM161 96H159V97H161ZM175 96H176V95H175ZM175 96L173 95V97H175ZM182 96H183V95H182ZM182 96H181V97H182ZM196 96L198 97V94H197ZM203 96H204V95H203ZM223 96H225V95L223 94ZM228 96H229V95H228ZM254 96H255V95H254ZM67 97H69V96H67ZM74 97H75V96H73V97H71V98H74ZM95 97H97V96L95 95ZM128 97H129V96H127V98H128ZM133 97H130V102L133 100V99H132ZM138 97L140 98V96H138ZM162 97H163V96H162ZM170 97H171V96H170ZM173 97H171L170 99L173 100ZM177 97H176V98H177ZM192 97H193V96H192ZM192 97H191V98H192ZM197 97H196V98H197ZM215 97H216V96H215ZM219 97H220V96H219ZM221 97H222V95H221ZM251 97H252V95H251ZM256 97H257V96H256ZM256 97H255V101H256ZM263 97H264V95H263ZM63 98H64V97H63ZM76 98H77V97H76ZM92 98H93V97H92ZM92 98H91V99H92ZM108 98H109V95L106 96V99H105V100H108ZM110 98H112V97H110ZM115 98H117V97L115 96ZM121 98H123V97L121 96ZM124 98H126V96H125ZM151 98H153V96H152ZM167 98H168V97H167ZM191 98H190V99H191ZM198 98H199V97H198ZM203 98H204V97H203ZM208 98H209V97H208ZM231 98H232V97H231ZM237 98H238V97H237ZM245 98H246V97H245ZM245 98H244V100H245ZM252 98H253V97H252ZM252 98H251V99H252ZM95 99H96V98H95ZM97 99H98V98H97ZM100 99H101V98H100ZM128 99H129V98H128ZM131 99H132V100H131ZM136 99L138 100L137 96H136ZM155 99H156V98H154V100H155ZM188 99H189V98H188ZM220 99H221V98H220ZM223 99H224V98H223ZM242 99H243V98H242ZM246 99H247V98H246ZM253 99H254V98H253ZM259 99H260V98H259ZM68 100H69V99H68ZM73 100L75 101L76 99H73ZM102 100H103V97H102ZM105 100H103V101L105 102ZM115 100H116V99H115ZM123 100H124V99H123ZM166 100H167V99H166ZM166 100H165V101H166ZM191 100H193V99H191ZM197 100H198V99H196V102L194 101V106L197 105V103L199 102V101L197 102ZM200 100H201V99H200ZM206 100H207V99L205 98V102H206ZM229 100H230V99H229ZM244 100H243V101H244ZM249 100H250V97H249ZM0 101H1V100H0ZM4 101H5V100H4ZM8 101H10V100H8ZM39 101H40V100H39ZM45 101H46V100H45ZM62 101H64V100H62ZM74 101H73V102H74ZM116 101H117V100H116ZM128 101H129V100H128ZM160 101H161V100H160ZM169 101H170V100H169ZM169 101H167V102L169 103ZM173 101H174V100H173ZM186 101H187V100H186ZM188 101H189V100H188ZM208 101H209V99H208ZM217 101H218V100H217ZM222 101H223V100H222ZM231 101H232V100H231ZM231 101H230V102H231ZM235 101H236V100H235ZM239 101H240V100H239ZM251 101H253V100H251ZM262 101H263V100H262ZM262 101H261V102H262ZM2 102H3V101H2ZM2 102H1V103H2ZM69 102H70V101H69ZM69 102H68V103H69ZM71 102H72V100H71ZM94 102H95V101L93 100V103H94ZM96 102H97V101H96ZM100 102H101V101L98 102L99 105H100ZM107 102H108V101H107ZM114 102H115V101H114ZM121 102H123V101H121ZM133 102H134V101H133ZM133 102H132V103H133ZM138 102H139V100H138ZM171 102H172V101H171ZM175 102H177L176 99H175ZM178 102H180V100H179ZM189 102H190V103H189ZM189 102H188V103H189L188 105H191V103H193V101H192V102L189 101ZM202 102H203V101H202ZM227 102H228V101H227ZM227 102H226V100H225V103H227ZM232 102H233V101H232ZM240 102H241V101H240ZM247 102H248V101H247ZM4 103H5V102H4ZM51 103H52V102H51ZM102 103H103V102H102ZM105 103H106V102H105ZM115 103H116V102H115ZM115 103H112V102H111V104H115ZM126 103H128V102H125L124 106L126 105ZM136 103H137V102H136ZM149 103H150V102H149ZM160 103H161V102H160ZM160 103H159V104H160ZM162 103H163V102H162ZM162 103H161V104H162ZM168 103H167V104H168ZM185 103H186V102H185ZM221 103H222V102H221ZM237 103H238V100H237ZM22 104H23V103H22ZM44 104H45V103H44ZM49 104H50V103H49ZM56 104H57V103H56ZM63 104H65V103H63ZM66 104H67V102H66ZM95 104H97V103H95ZM103 104H104V103H103ZM103 104H101V105L103 106ZM107 104H108V103H107ZM119 104H120V103H119ZM119 104L117 103V105H119ZM122 104H123V103H122ZM122 104H121V106H119L120 108L123 107ZM152 104H153V103H152ZM165 104H166V103H165ZM165 104H164V107H165ZM171 104H172V103H171ZM171 104H169V105H171ZM182 104H183V103H182ZM200 104H201V102H200ZM235 104H236V102H235ZM239 104H240V103H239ZM248 104H249V102H248ZM253 104H254V107H258V106H260L259 104H258V106H257V104H255L254 101H253V103L251 104V108H250V109H252V105H253ZM72 105H75V104H72ZM99 105H98V106H99ZM115 105H116V104H115ZM134 105H135V102H134ZM176 105H178V103H177ZM201 105H203V104H201ZM208 105H209V104H208ZM223 105H224V104H223ZM226 105H227V104H226ZM230 105H231V104H230ZM244 105H245V104H244ZM255 105H256V106H255ZM1 106L4 107L5 104H4V105H1ZM65 106H66V105H65ZM68 106H69V105H68ZM68 106H67V107H68ZM98 106H97V107H98ZM105 106H106V105H105ZM109 106H110V105H109ZM113 106H114V105H113ZM113 106H112V107H113ZM138 106H139V105H138ZM167 106H168V105H166V107H167ZM172 106H173V104H172ZM172 106H171V107H172ZM179 106H180V104L178 105V108H179ZM210 106H211V105H210ZM210 106H209V107H210ZM224 106H225V105H224ZM231 106H232V105H231ZM247 106H248V105H247ZM247 106L245 105V107H247ZM261 106H262V104H261ZM67 107H66V108H67ZM69 107L72 108V106H69ZM110 107H111V106H110ZM127 107H131V105L129 104V106H127ZM133 107H134V106H133ZM133 107L131 108L132 110L129 111V112L132 113V111L134 110ZM164 107H163V105H162V108H164ZM174 107H175V106H174ZM200 107H201V106H200ZM200 107L198 106V108H200ZM209 107H208V108H209ZM222 107H223V106H222ZM238 107H239V106H238ZM240 107H244V106L241 105ZM245 107H244V108H245ZM254 107H253V108H254ZM77 108H78V107H77ZM107 108H108V106H107ZM107 108H106V109H107ZM114 108H116V107H114ZM149 108L152 109L151 107H149ZM149 108H147V109H149ZM160 108H161V107H160ZM162 108H161V109H162ZM175 108H177V106H176ZM202 108H203V106H202ZM202 108H201V109H202ZM233 108H234V107H233ZM3 109H6V108H3ZM3 109H2V110H3ZM55 109H57V108H55ZM62 109H63V108H62ZM62 109H60V110H62ZM72 109H73V108H72ZM99 109H101V108L99 107ZM104 109H105V108H104ZM111 109H113V108H111ZM123 109H124V108H123ZM123 109H122V111H123ZM126 109H127V108H126ZM128 109H129V108H128ZM128 109H127V112H128ZM143 109H144V108H143ZM145 109H146V108H145ZM153 109H154V108H153ZM164 109H165V108H164ZM164 109H163V112L161 111L160 113H157V114H155L154 116L151 115V116H152V117H151L152 119L150 120V121H153V122H154V130L151 132V136H150L151 139H150V140L152 141V144H153L154 147L156 146V147H159V148H160V147H163L162 145L164 144V141H165V139L167 138V137H166L167 134H164V132H163L165 129H164V130L162 129V123H163V120H165V119H170L171 122H169V120H166V121L169 122L168 124L172 123V125H171V124H170V125H171V127L173 128V130L176 131L177 133L179 132V133L181 134L180 136L182 137L183 135H182L181 132H183V131H181V130H182L181 124H182V126H183V123L187 120L186 118L188 117V116H187L188 114H186V113H187V112H190V111L188 110V111H186V113H185L184 110H182V109H184V108H182V109L179 108V109L182 111V113L184 112L183 115H184V114L186 115V117L182 119V120H184V121H183L181 124H179V123H178V122H180V120H179V118H178V114H179L178 112H179V111L177 112V111H175V109L171 110L172 108L169 109V107H168V110H165V111H164ZM201 109H200V110H201ZM203 109H205V108H203ZM214 109H215V108H214ZM231 109H232V108H231ZM231 109H230V106H229V110H231ZM247 109H248V107H247ZM250 109H249V110H250ZM254 109H255V108H254ZM260 109H261V108H260ZM8 110H9V109H8ZM16 110H18V109H16ZM24 110H25V109H24ZM37 110H38V109H37ZM66 110H68V109H66ZM69 110H70V109H69ZM76 110H77V109H76ZM92 110H95L94 113L97 112L95 108H93ZM97 110H98V108H97ZM102 110H103V108H102ZM109 110H110V109H108V111H109ZM135 110H136V109H135ZM138 110H139V109H138ZM138 110H137V112H139ZM194 110H195V109H193V111H192V110H191V111H192V112H195ZM206 110H207V108H206ZM227 110H228V109H227ZM227 110H226V111H227ZM21 111H22V110H21ZM38 111H39V110H38ZM57 111H58V110H57ZM114 111H115V109H114ZM116 111H117V110H116ZM119 111H120V110H119ZM122 111H121V112H122ZM157 111H159V110H157ZM204 111H205V110H203V112H204ZM215 111H216V110H215ZM217 111H218V110H217ZM220 111H221V110H220ZM232 111H233V109H232ZM234 111L237 112V111H240V109H239V110H234ZM244 111H245V109H244ZM244 111L241 109V112H244ZM246 111H247V110H246ZM251 111H252V110H251ZM263 111H264V110H263ZM263 111H262V113H263ZM4 112H6V111H4ZM8 112H9V111H8ZM8 112H6V113L9 115L10 112H9V113H8ZM13 112H15V111H13ZM39 112H40V111H39ZM43 112H45V111H43ZM58 112H59V111H58ZM69 112H70V111H68L67 113H69ZM98 112H99V111H98ZM109 112H110V111H109ZM129 112H128V113H129ZM151 112H152V110H151ZM151 112H150V114H152ZM205 112H207V111H205ZM229 112H230V111H229ZM247 112H248V111H247ZM259 112H260V111H259ZM6 113H5V114H6ZM15 113H18V112H15ZM59 113H60V112H59ZM71 113H72V112H71ZM71 113H69V115H70ZM88 113H89V112H88ZM99 113H100V114H102V113H106V114H107L106 111H105V112L102 111V113H101V111H100ZM111 113H112V112H111ZM125 113H126V112H125ZM135 113H136V112H135ZM146 113H147V112H146ZM182 113H181V114H182ZM190 113H191V112H190ZM190 113H189V116H190ZM226 113H227V112H226ZM233 113H234V112H233ZM249 113H250V112H249ZM10 114H11V113H10ZM20 114H21V113H20ZM23 114H24V113H23ZM43 114H46V112L43 113ZM57 114H58V113H57ZM60 114H61V113H60ZM60 114H59V115H60ZM77 114H78V113H77ZM89 114H90V113H89ZM92 114H93V113H92ZM97 114H98V113H97ZM97 114H96L95 116H97ZM118 114H119V113H118ZM126 114H127V113H126ZM150 114H149V117H150ZM199 114H200V113H199ZM203 114H204V116H202V117L205 118V119H207V118L205 117L207 114H206V113H203ZM208 114H210V116L208 117V115H207V117H208L207 121L204 120V119H202V121H203V120L206 121V123H208L209 125H210V123H212L213 126H215V125H216V126H220V125H219V124H220V121L217 119V118H218V117H216L217 115L215 116L216 113L213 115L212 112L209 110V111H208ZM223 114L225 115V113H223ZM228 114H230V113H228ZM241 114H242V113H241ZM252 114H253V113H252ZM254 114H255V112H254ZM263 114H264V113H263ZM263 114H256V115L252 118L253 120H250V119H249V120H250V121H249L248 119H246L247 115H246V117H245V116H243V115L240 116V115L237 113V115H235V117H237V118H236V119L234 118V120H235V122H236L235 124H238V125H237V126H238L237 129H239V130L237 131V130L235 129L236 127H235L234 129L237 131V133H239V134H238L239 137H238L237 133L234 132L235 130H234V131L232 130L233 128H232V125L230 124V125H231V130L228 131V135H230L231 137H228V138L225 140L224 146H222V148H221V149H223V151L221 150V152H220V151L218 150V151H219L220 153H222V154H219V153H218L219 155H217V153H215V152H214V153H213V152H212V153L207 152V154L209 153V155H207V154L205 153L207 156H209V158H210V160H211V166H210V168L212 167L211 169H212L213 171H215V173H216V172H222V173H223V171H226V172L228 173V178H229L228 183L225 182V181H223V184H224V183H225V184L227 183L228 186H229L230 188H234V187H236L239 183H242V180H243V181H246L245 179H243V178H244V175H245V173L247 174V170H251L252 167H255V168L258 169V172H257L256 174H254V175H255V176H254L255 179H256V178H260V177H261V178L264 177V165H263L264 163H262L261 160H260V158H259V157L261 156V154L263 153V148H262V147H257V146L255 145V144L258 143V142H257V141H258L257 138L262 137V135L264 134V115H263ZM3 115H4V114H3ZM13 115H14V114H13ZM90 115H91V114H90ZM110 115H111V114H110ZM191 115L194 116L192 113H191ZM195 115H196V114H195ZM230 115L232 116V113H231ZM230 115H229V116H230ZM244 115H245V112H244ZM66 116H67V115H66ZM93 116H94V115H93ZM95 116H94V117H95ZM105 116H106V115H104V117H105ZM116 116H117V115H116ZM121 116H122V114H121ZM125 116H126V115H125ZM140 116H141V115H140ZM147 116H148V115H147ZM147 116H146V117H147ZM192 116H191V117H192ZM233 116H234V115H233ZM250 116H252L251 113H250ZM250 116H249V117H250ZM0 117H1V116H0ZM2 117H3V116H2ZM6 117H7V116H6ZM18 117H19V116H18ZM84 117H86V116H84ZM89 117H90V116H89ZM98 117H99V116H98ZM111 117H112V115H111ZM117 117H118V116H117ZM119 117H120V116H119ZM181 117H182V115H181ZM183 117H184V116H183ZM194 117H195V116H194ZM194 117H192V118H194ZM3 118H5V117H3ZM3 118H2L0 121H3ZM7 118H8V117H7ZM10 118H11V117H10ZM22 118H23V117H22ZM35 118H36V117H35ZM68 118H69V117H68ZM86 118H87V117H86ZM105 118H107V117H105ZM108 118H110L109 115H108ZM113 118H114V117H113ZM113 118H112V120H113ZM140 118H141V117H140ZM140 118H139V119H140ZM144 118H145V117H144ZM147 118H148V117H147ZM198 118H199V117H198ZM198 118H196V119H198ZM222 118H223V117H222ZM225 118H226V117H225ZM232 118H233V117H231L230 119L232 120ZM12 119H13V118H11V120H12ZM15 119H16V118H15ZM17 119H18V118H17ZM17 119H16V120H17ZM59 119H60V118H59ZM84 119H85V118H84ZM94 119H95V118H94ZM134 119H135V118H134ZM142 119H143V118H141L140 120H142ZM149 119H150V118H149ZM185 119H186V120H185ZM188 119H189V118H188ZM190 119H191V118H190ZM4 120H5V119H4ZM8 120H9V121H6V122L11 123V122H10V119H8ZM88 120H89V119H88ZM88 120H87V121H88ZM91 120H92V118H91ZM101 120H102V121L104 120L103 117H102V119H101V117H100L99 122H100ZM128 120H129V119H128ZM140 120H139V122H140ZM145 120H146V119H145ZM178 120H179V121H178ZM182 120H181V121H182ZM191 120H192V119H191ZM200 120H201V119H200ZM14 121H15V120H14ZM65 121H66V120H65ZM67 121L69 122L70 120L67 119ZM95 121H96V120H95ZM102 121H101V123H103L104 121H106V119H105L103 122H102ZM130 121H131V120H130ZM143 121H144V120H143ZM143 121H142V122H143ZM147 121L150 122L149 120H147ZM166 121H165V122H166ZM187 121H188V123H189L190 120H187ZM192 121H194V120H192ZM197 121H199V120H197ZM248 121H249V122H248ZM19 122H20V120H19ZM126 122H127V121H126ZM126 122H125V123H126ZM144 122H146V121H144ZM144 122H143V124H144ZM148 122H146V123H148ZM200 122H201V121H200ZM231 122H232V121H231ZM2 123H3V122H2ZM15 123H16V122H15ZM66 123H67V122H66ZM66 123H65V124H66ZM69 123H70V122H69ZM69 123H67V124L69 125ZM73 123H74V122H73ZM84 123H85V122H84ZM104 123L107 124V122H104ZM104 123H103V124H104ZM135 123H136V122H135ZM150 123H151V122H150ZM185 123H186V122H185ZM188 123H187V126H188ZM197 123H198V122H197ZM202 123H203V122H202ZM202 123H201V124H202ZM206 123L204 122L203 124H206ZM232 123H233V122H232ZM12 124H13V123H12ZM16 124H17V123H16ZM78 124H79V123H78ZM109 124H110V123H109ZM111 124H112V123H111ZM111 124L109 125V127L111 126ZM118 124H119V123H118ZM127 124H128V122L125 124V126L128 127ZM143 124H142V125H143ZM152 124H153V123H151V125H152ZM163 124H164V123H163ZM192 124H194V123L192 122ZM195 124H196V123H195ZM195 124H194V125H195ZM18 125H19V124H18ZM88 125H89V124H88ZM99 125H100V124H98V126H99ZM101 125H102V124H101ZM107 125H108V124H107ZM107 125H106V127H107ZM131 125H132V124H131ZM139 125H141V124H139ZM147 125H148V124H147ZM170 125H169V127H170ZM190 125H191V123H189V126H190ZM196 125H197V124H196ZM199 125H200V124H199ZM226 125H228V123H227ZM230 125H229L228 128H230ZM5 126H6V125H5ZM12 126H13V125H12ZM22 126H23V125H22ZM24 126H25V125H24ZM63 126H64V125H63ZM77 126L79 127V125H77ZM84 126H85V125H84ZM84 126H83V127H84ZM92 126H93V124H92ZM92 126L90 125V127H92ZM104 126H105V125H104ZM132 126H133V125H132ZM135 126L138 127V125H135ZM149 126H150V125H149ZM185 126H186V125H185ZM9 127H10V126H9ZM9 127H8V128H9ZM64 127H67V126H64ZM69 127H70V126H69ZM73 127H74V126H73ZM90 127H89V129H90ZM101 127H102V126H101ZM137 127H136V128H137ZM147 127H148V126H147ZM171 127H170V128H171ZM200 127H201V126H200ZM200 127L197 128V130L200 129ZM203 127H204V125H203ZM211 127H212V126H211ZM5 128H6V127H5ZM67 128H68V127H67ZM67 128H65V129H66L65 131H67ZM70 128H71V127H70ZM76 128H77V127H76ZM84 128H85V127H84ZM92 128H93V129H92ZM92 128H91V129L94 130V131L96 132V129H94V127H92ZM95 128H97V126H96ZM104 128H105V127H104ZM140 128H141V127H140ZM172 128H171V129H172ZM183 128H184V127H183ZM187 128H188V127H187ZM190 128H191V127H190ZM190 128H189V129H190ZM193 128H194V126H193ZM193 128H192V129H193ZM201 128H202V127H201ZM205 128H206V125H205ZM15 129H16V128H15ZM50 129H51V128H50ZM80 129H82V128L79 127L78 130H80ZM89 129H88V130H89ZM105 129H106V128H105ZM108 129H109V128H108ZM108 129H107V130H108ZM148 129H151V128L149 127ZM152 129H153V128H152ZM171 129H169V130H171ZM185 129H186V127H185ZM195 129H196V128H195ZM203 129H204V128H203ZM5 130H6V129H5ZM8 130H9V129H8ZM11 130H12V128H11L9 131H11ZM21 130H22V129H21ZM43 130H44V129H43ZM51 130H52V129H51ZM63 130H64V129H63ZM63 130H61V131H63ZM78 130H77V131H78ZM83 130H84V129H83ZM92 130H90V132H91ZM100 130L102 131V128H100ZM103 130H104V129H103ZM119 130H120V129H119ZM132 130H133V129H132ZM169 130H168V131H169ZM173 130L170 131V133H171L170 135H173V133H172ZM183 130H184V129H183ZM186 130H187V129H186ZM201 130H202V129H201ZM208 130H209V129H208ZM208 130H207V131H208ZM0 131L3 132L4 130L2 129V130H0ZM12 131H13V130H12ZM30 131H32V130H30ZM86 131H87V128H86ZM98 131H99V130H98ZM98 131H97V132H98ZM144 131H145V130H144ZM168 131L166 130V133H167ZM187 131H188V130H187ZM202 131H203V130H202ZM205 131H206V130H205ZM5 132L7 133V131H5ZM15 132H16V131H15ZM22 132H23V131H22ZM32 132H33V131H32ZM38 132H39V131H38ZM49 132H50V130H49ZM54 132H55V131H54ZM57 132H59V131H57ZM69 132H70V131H69ZM79 132H81V131H79ZM82 132H83V131H82ZM82 132H81V133H82ZM95 132H94V133H95ZM124 132H125V131H124ZM134 132H135V131H134ZM176 132H175L174 134H176ZM185 132H186V131H185ZM199 132H200V130H199ZM199 132H198V133H199ZM8 133H9V132H8ZM12 133H13V132H12ZM12 133H11V134H12ZM20 133H21V132H20ZM30 133H31V132H30ZM30 133H29V134H30ZM33 133H34V132H33ZM33 133H31L30 135H33V136L35 137L36 135L33 134ZM66 133H67V132H66ZM66 133H65V134H66ZM81 133H80V134H81ZM83 133H87V134H88V132H85V131H84ZM98 133H99V134H98L97 136L101 135L100 132H98ZM102 133H103V131H102ZM104 133H105V131H104ZM110 133H111V131H110ZM115 133H116V132H115ZM117 133H118V132H117ZM117 133H116V134H117ZM119 133H120V132H119ZM119 133H118V134H119ZM141 133H144V132H141ZM168 133H169V132H168ZM186 133H187V132H186ZM189 133H190V132H189ZM189 133H188V134H189ZM193 133H194V132H193ZM202 133H203V132H202ZM11 134H10V136L13 135V134H12V135H11ZM37 134H40V133H37ZM70 134H71V133H70ZM123 134H124V133H123ZM125 134H126V136L128 135L127 133H125ZM144 134H145V133H144ZM183 134H184V133H183ZM196 134H197V133H196ZM208 134H209V132H208ZM233 134H234V136H233ZM30 135H29V136H30ZM60 135H61V134L59 133V136H60ZM63 135H64V132H63ZM63 135H62V136H63ZM89 135H91V134H89ZM92 135H93V133H92ZM92 135H91V137H92ZM114 135H115V134H114ZM141 135H142V134H141ZM194 135H195V134H194ZM197 135H198V134H197ZM203 135H205V134H203ZM0 136H1V135H0ZM40 136H42V135H40ZM47 136H48V135H47ZM64 136H65V135H64ZM67 136H68V134H67ZM81 136H83V134H82ZM86 136H87V135H85L84 137L86 138ZM93 136H94V135H93ZM103 136H104V134H103ZM106 136H110V134H109V135L107 134ZM106 136H105V137H106ZM129 136H130V135H129ZM137 136H138V135H137ZM143 136H144V135H143ZM185 136H187V134H185ZM205 136H206V135H205ZM209 136H210V135H209ZM209 136H208V137H209ZM6 137H7V136H5V138H6ZM8 137H9V135H8ZM14 137H15V136H14ZM57 137H58V136H57ZM91 137H89V140H90ZM95 137H96V136H95ZM105 137H104V138H105ZM112 137H113V136H112ZM112 137H109L108 140L110 141ZM141 137H142V136H141ZM144 137L147 138V143H148V142L150 143V140L148 139V137H146V136H144ZM175 137H176L175 139H177L179 136L176 135ZM201 137H202V136H200L199 139H201ZM206 137H207V136H206ZM221 137H222V136H221ZM224 137H225V136H224ZM1 138L4 139L2 136H1ZM17 138H18V137H17ZM17 138H16V141L18 140ZM20 138H21V137H20ZM20 138H19V139H20ZM64 138H66V137H64ZM97 138H98V137H96V139H97ZM100 138H101V137H100ZM104 138H102V139H104ZM107 138H108V137H107ZM172 138H173V137H172ZM187 138H188V137H187ZM203 138H205V137H203ZM231 138H232V139H231ZM2 139H1V140H2ZM12 139H13V138H12ZM43 139H45V138H43ZM43 139H42V140H43ZM86 139H87V138H86ZM94 139H95V138H94ZM98 139H99V138H98ZM98 139H97V140H98ZM124 139H126V138H124ZM132 139H133V138H132ZM135 139H136V137H135ZM169 139H171V137H169ZM169 139L167 138V141H169ZM175 139H173V140H175ZM189 139H190V138H189ZM193 139H197V137H196V138H193ZM199 139H198V140H199ZM224 139H225V138H224ZM252 139H256L257 141H255V140H254L255 142H254V141H251ZM9 140H11V139H8V141H9ZM63 140H65V139H63ZM69 140H70V139H69ZM69 140H68V141H69ZM100 140H101V139H100ZM100 140H98V141H100ZM137 140H138V139H137ZM177 140H180V139H177ZM177 140H176V141H177ZM181 140H183V142H184V139L181 138ZM181 140H180V141H181ZM190 140H191V139H190ZM190 140H189V141H190ZM198 140H196V141H198ZM203 140H204V139H203ZM206 140H207V138H206ZM21 141H22V139H21ZM35 141H36V140H34V143H35ZM70 141H71V140H70ZM72 141H73V140H72ZM102 141H103V140H101L100 142L102 143ZM106 141H107V140H106ZM186 141H187V140H186ZM200 141H201V140H200ZM250 141L255 143V144L253 143V145H252V146H253V147H252V150L255 149V148L257 147V149H255V151H250V150H249V149H250V148H249ZM3 142H4V140H3ZM17 142H18V141H17ZM37 142H39V141L37 140ZM63 142H64V141H63ZM81 142H83L82 139H81L80 143H81ZM95 142H96V141H95ZM124 142H125V141H124ZM128 142H129V141H128ZM132 142H134V141H132ZM173 142H174V141H173ZM198 142H199V141H198ZM198 142H197V143L194 142V143L197 145ZM256 142H257V143H256ZM0 143H2V141H1ZM5 143H6V140H5ZM5 143H4V144H5ZM53 143H54V142H53ZM57 143H58V142H57ZM65 143H66V142H65ZM65 143H62V144H65ZM87 143H88V141H87ZM96 143H97V142H96ZM105 143H106V142H105ZM117 143H118V141H117ZM130 143H131V142H130ZM145 143H146V141H145ZM169 143H172L171 140L169 141ZM184 143H185V142H184ZM186 143H189L188 145L191 144V143L188 142V141H187ZM192 143H193V142H192ZM201 143H203V142H200V144H201ZM259 143H260V145H262L263 142H259ZM7 144H8V143H7ZM17 144H18V143H17ZM20 144H21V143H20ZM45 144H46V146H48V144L46 143V141H45ZM71 144H72V143H71ZM73 144H74V143H73ZM85 144H86V143H85ZM103 144H104V143H103ZM107 144H108V143H107ZM110 144H111V143H110ZM126 144H127V143H126ZM166 144H168V143L166 142ZM174 144L176 145V143H174ZM181 144H182V143H181ZM204 144H205V143H204ZM204 144H203V146H204ZM251 144H252V143H251ZM23 145H24V144H23ZM77 145H78V143H77ZM77 145H75V146H77ZM104 145H105V144H104ZM111 145H112V144H111ZM115 145H116V144H115ZM115 145H114V146H115ZM124 145H125V144H124ZM127 145H129V144H127ZM127 145H126V146H127ZM183 145H184V144H183ZM193 145H194V144H193ZM210 145H212V144L210 143ZM210 145H205V146H210ZM221 145H222V144H221ZM254 145L256 146L255 148H254ZM5 146H6V144H5ZM31 146H32V145H31ZM39 146H40V145H39ZM41 146H42V145H41ZM54 146H55V144H54ZM58 146H59V144H58ZM64 146H67V147H68V144H67V145H64ZM81 146H83V145H81ZM91 146H92V145H91ZM100 146H101V145H100ZM105 146H106V145H105ZM105 146H104V147H105ZM109 146H110V145H109ZM117 146H118V145H117ZM120 146H121V145H120ZM171 146H172V145H171ZM185 146H186V144H185ZM185 146H184V147H185ZM194 146H195V145H194ZM22 147H23V146H22ZM42 147H43V146H42ZM67 147H64L63 149H65V148H67ZM71 147L74 149L73 146H71ZM71 147H70V148H71ZM78 147H79V145H78ZM78 147H77L76 151L79 149ZM134 147H135V146H134ZM145 147H146V146H145ZM145 147H144V148H145ZM174 147H175V146H174ZM177 147H178V148L180 147V148H179L180 150H181V149H182V150H183V149L185 150V148H184V147L181 148V145L179 146V144L177 145ZM191 147H193V146L190 145V147L187 148V149H190ZM195 147H196V146H195ZM195 147H193V148H195ZM212 147H213V146H212ZM43 148H44V147H43ZM47 148H48V147H47ZM51 148H52V147H51ZM51 148H50V149H51ZM59 148H60V147H59ZM89 148H90V146H89ZM99 148H100V147H98V150H99ZM108 148H112V147H108ZM115 148H117V147H115ZM121 148H124V147L122 146ZM142 148H143V147H142ZM168 148H169V146H168ZM171 148H172V147H171ZM178 148H176V150H177ZM198 148H199V147H198ZM200 148H201V149H200L201 152H202V150H203V151L206 150V148H205V149H202V146H200ZM210 148H211V147H210ZM213 148H214V147H213ZM213 148L211 149L212 151H213ZM3 149H4V148H3ZM3 149H2V150H3ZM17 149H18V148H17ZM32 149H33V148H32ZM94 149H95V148H94ZM100 149L103 151L102 148H100ZM124 149H125V148H124ZM124 149H120V150H124ZM134 149H135V148H134ZM173 149H175V148H173ZM195 149H196V148H195ZM195 149H194V150H195ZM26 150H27V149H26ZM36 150H37V148H36ZM40 150H45V149H41V148H39V150H37V151H40ZM53 150H54V149H53ZM65 150H66V149H65ZM74 150H75V149H74ZM79 150H81V149H79ZM101 150H100V151H101ZM116 150H117V149H116ZM118 150H119V149H118ZM126 150H127V149H126ZM131 150L133 151V149H130V151H131ZM76 151H75V152H76ZM91 151L96 152L97 150H91ZM105 151H107V150H105ZM128 151H129V150H128ZM141 151H142V150H141ZM177 151H179V150H177ZM190 151H192V148L190 149ZM200 151H199V152H200ZM209 151H210V150H209ZM215 151H217V150L215 149ZM3 152H4V151H2L1 153H3ZM15 152H17V151H15ZM15 152H13V153H15ZM19 152H20V151H19ZM25 152H26V151H25ZM28 152H29V151H28ZM28 152H26V153H28ZM44 152H45V151H44ZM60 152H61V151H60ZM63 152H64V150H63ZM67 152H68V151H67ZM67 152H66V153H67ZM85 152L88 153L86 150H85ZM98 152H99V151H98ZM118 152H122V151H118ZM150 152H153V151L151 150ZM185 152L187 153V151H185ZM1 153H0V154H1ZM31 153H32V152H31ZM35 153H37V152L35 151ZM35 153H32V154H33V155H32L33 157L35 156ZM47 153H48V152H47ZM47 153H46V154H47ZM78 153H79V152H78ZM78 153H77V154H78ZM99 153H100V152H99ZM115 153H117V152H115ZM129 153H130V152H129ZM133 153H134V152H133ZM142 153H143V152H142ZM183 153H184V152H183ZM16 154H17V153H16ZM41 154H42V153H41ZM41 154H39V155H41ZM60 154H61V153H60ZM80 154H81V153H80ZM97 154H98V153H97ZM113 154H114V152H113ZM113 154H112V155H113ZM127 154H128V152H127ZM191 154H192V153H191ZM200 154H201V153H200ZM200 154H199V155H200ZM263 154H264V153H263ZM1 155H2V154H1ZM1 155H0V157H1ZM24 155H25V154H24ZM43 155H44V154H43ZM48 155L50 156L49 153H48ZM48 155H47V158H48ZM62 155H64V154L62 153ZM62 155H60V156L63 158ZM95 155H96V154H95ZM115 155H116V157H115ZM119 155H120V154H119ZM133 155H134V154H133ZM133 155H132V156H133ZM139 155H140V154H138V156H139ZM143 155H144V154H142V156H143ZM177 155H179V154H177ZM193 155H194V154H193ZM199 155H197V156H199ZM3 156H6V155H3ZM22 156H23V155H22ZM22 156H21V157H22ZM26 156H28V155H26ZM30 156H31V155H30ZM86 156H89V154L86 155ZM91 156L93 157L94 155L91 153ZM97 156H98V155H97ZM97 156L94 157V158L97 159ZM117 156H118L117 154H114V157L116 158V160L120 161L119 157H118V159H117ZM121 156H123V153L121 154ZM138 156L136 155V157H138ZM146 156H147V155H146ZM146 156H145V157H146ZM150 156H151V155H150ZM180 156H181V153H180V155H179V158L181 159ZM185 156H186V155H185ZM203 156H205V155H203ZM203 156H202V157H203ZM263 156H264V155H263ZM79 157H80V156H79ZM79 157H78V158H79ZM92 157H91V159H93ZM128 157H129V156H128ZM133 157H135V155H134ZM133 157H132V160H134ZM140 157H141V155H140ZM140 157H139V158H140ZM188 157H189V156H188ZM188 157H186V158H188ZM195 157H196V156H195ZM202 157H200V158H202ZM39 158H40V157H39ZM42 158H43V157H42ZM98 158H99V157H98ZM108 158H109V157H108ZM108 158H107V159H108ZM111 158H112V157H111ZM139 158H138V160H139ZM186 158H185L184 160H186ZM192 158H193V157H192ZM37 159H38V158H37ZM50 159H51V158H50ZM56 159H57V158H56ZM88 159H89V158H88ZM88 159H87V160H88ZM91 159H90V160H91ZM109 159H110V158H109ZM123 159H125L124 156H123ZM123 159H122L121 161H123ZM176 159H178V156L176 157ZM198 159H199V157H198ZM202 159H203V158H202ZM2 160H3V159H2ZM59 160H60V159H59ZM59 160H58V163H59V164L62 163V167H63V168L66 170V172H67L68 174H70V175H71V174L73 175L74 173H79V172H82V171L85 170V167H84V164H83L84 162H83V163H82V161L80 162V161L77 159L76 154H75V156H73V155H71V154H68L67 156H65V157L63 158V160H61V161H62L61 163L59 162ZM116 160H115V161H116ZM128 160H129V161H132V160H130V159H126V161H124L125 163H122V165H123V164H126ZM136 160H137V159H136ZM138 160H137V162H138ZM167 160H168V159H167ZM200 160H201V159H200ZM91 161H92V160H91ZM109 161H111V160H109ZM113 161H114V159H112L111 163H112ZM134 161H135V160H134ZM159 161H161V160H159ZM171 161H172V160H171ZM205 161H206V160H205ZM5 162H6V161H5ZM28 162H29V161H28ZM50 162H52V160H51ZM85 162H88V161H85ZM95 162H96V161H95ZM98 162H99V161H98ZM180 162H181V160H180ZM180 162H179V165H180ZM189 162H191V161H189ZM200 162H201V161H200ZM200 162H199V163H200ZM203 162H204V160H203ZM0 163H1V162H0ZM32 163H34V162H32ZM32 163H30V164H32ZM39 163H40V162H39ZM43 163H44V162H43ZM47 163H49L48 160H47ZM89 163H90V162H89ZM111 163H110V164H111ZM118 163H119V162H118ZM130 163L132 164V162H130ZM130 163H129V165H130ZM135 163H136V161H135ZM135 163H133L132 166L135 165ZM156 163H157V164H156L155 166H157V165L159 164L158 161H157ZM169 163H170V162H169ZM205 163H206V162H205ZM45 164H46V163H45ZM92 164H93V162H92ZM119 164H121V163H119ZM137 164H138V163H136V165H137ZM139 164H140V162H139ZM165 164H166V163H165ZM187 164L189 165L188 162H187ZM28 165H29V164H28ZM39 165H40V164H39ZM88 165H89V164H88ZM88 165L86 164V166H87L86 169L89 170V172H90L93 168H92L91 170L88 169ZM93 165H94V164H93ZM93 165H92V166H93ZM95 165L97 166V164H95ZM95 165H94V166H95ZM107 165H108V164H107ZM129 165H127L128 168H129ZM136 165H135V167H136ZM167 165H169V164H167ZM181 165H183V163H182ZM181 165H180V167H181ZM190 165H191V164H190ZM205 165H206V164H204V168H205ZM29 166H31V165H29ZM40 166H42V164H41ZM48 166L51 167L50 164H49ZM56 166H57V165H56ZM60 166H61V165H60ZM114 166H117V164L114 165ZM123 166H125V165H123ZM137 166H140V165H137ZM141 166H142V165H141ZM158 166H159V165H158ZM172 166H175V165H173V162H172ZM176 166H177V165H176ZM185 166H186V164H185ZM43 167H44V166H42V168H43ZM90 167H91V166H90ZM118 167L120 168L121 165L118 166ZM118 167H115L114 169H117ZM163 167H166V165H164ZM167 167H168V166H167ZM170 167H171V165H170ZM186 167H187V166H186ZM190 167H192V166H190ZM201 167H202V166H201ZM37 168H39V167H37ZM42 168H41L40 170H42ZM56 168H58V167H56ZM108 168H109V167H108ZM125 168H126V166H125ZM125 168L122 167V169H125ZM128 168H126V169H128ZM130 168H132L131 165H130ZM159 168H160V167H159ZM172 168H174V167H172ZM178 168H179V166L177 167V169H178ZM194 168H196V170H197V168H198L197 165H196ZM202 168H203V167H202ZM204 168H203V169H204ZM207 168H208V167H207ZM210 168H209V169H210ZM33 169H34V168H33ZM94 169H95V168H94ZM99 169H100V168H99ZM105 169H106V168H105ZM120 169H121V168H120ZM122 169H121V170H122ZM126 169H125V170H126ZM132 169H133V168H132ZM161 169H162V168H161ZM177 169H176V171H177ZM180 169H181V168H180ZM183 169L185 170L186 168H183ZM187 169H188V167H187ZM187 169H186L185 171H188ZM199 169H201V168H199ZM12 170H13V169H11L10 172H11ZM28 170H29V169H28ZM56 170H58V169H56ZM87 170H86V173H85V174H87ZM100 170H101V169H100ZM107 170H108V169H107ZM121 170H120V171H121ZM129 170H130V169H129ZM167 170H168V168H167ZM170 170H172V169H170ZM184 170H182V171H184ZM189 170H190V169H189ZM201 170H202V169H201ZM205 170H206V169H205ZM222 170H223V171H222ZM0 171H2V168H1V167H0ZM14 171H15V170H14ZM45 171H46V170H45ZM45 171H44V172H45ZM59 171H60V170H59ZM120 171H119V173H120ZM134 171H136V169H135ZM162 171H163V170H162ZM162 171H161V173H162ZM168 171H169V170H168ZM180 171H181V170H180ZM185 171H184V172H185ZM209 171H211V170H209ZM213 171H212V172H213ZM5 172H6V171H5ZM18 172H19V171H18ZM18 172H17V173H18ZM36 172H37V171H36ZM51 172H52V171H51ZM53 172H54V174H55V171H53ZM56 172H58V171H56ZM84 172H85V171H84ZM97 172H98V170H97ZM97 172H96V173H97ZM108 172H109V171H108ZM112 172H113V170H111V172L108 173V174H111ZM114 172H115V171H114ZM122 172H123V171H122ZM124 172H125V171H124ZM131 172H132V170H131ZM170 172H171V171H170ZM170 172H167V171H166V173H170ZM184 172H180V173H181V174H182V173L184 174ZM188 172H189V171H188ZM196 172H197V171H196ZM252 172L255 173V170L252 169L251 174H253ZM7 173H8V171H7ZM17 173H16V175H17ZM27 173H28V172H27ZM31 173H32V172H31ZM45 173H46V172H45ZM63 173H64V171H63ZM90 173H91V172H90ZM126 173H127V171H126ZM133 173H135V172H133ZM145 173H147V172H145ZM145 173H144V174H145ZM171 173H172V172H171ZM174 173L176 174V172H174ZM180 173H178L177 175L180 176V175H181ZM209 173H210V175H211V172H209ZM222 173H220V174H222ZM3 174H4V173H2V176H3ZM14 174H15V173H14ZM14 174H13V176H14ZM20 174H21V173H20ZM43 174H44V173H43ZM57 174H60V173L58 172ZM91 174H93V172H92ZM97 174H98V173H97ZM105 174H106V173H105ZM108 174H106V175H107V177L109 178L110 175H108ZM129 174H130V172H129ZM131 174H132V173H131ZM135 174H136V173H135ZM137 174H138V173H137ZM152 174H153V173H152ZM152 174H151V175H152ZM183 174H182V176L186 177V176H185L186 173H185L184 175H183ZM204 174H205V173H204ZM4 175L6 176V174H4ZM22 175L25 176V174H22ZM22 175H21V176H22ZM27 175H28V174H27ZM27 175H26V176H27ZM37 175H39V174L37 173ZM70 175H69V176H70ZM112 175H113V174H112ZM112 175H111V179L109 178V181L112 180V183H114V182H116V180H115L114 182H113V180H114L116 177L114 176L115 178L112 179V177H113ZM116 175H117V174H116ZM121 175H122V174H121ZM138 175H139V174H138ZM145 175H146V174H145ZM160 175H162V174H160ZM171 175H173V174H170V176H171ZM189 175H190V174H189ZM217 175H219V174H217ZM224 175H226V173H225ZM30 176H31V175H30ZM39 176H40V175H39ZM44 176H45V174H44ZM59 176H60V175H59ZM97 176H98V175H97ZM99 176H100V175H99ZM124 176H126V175L124 174ZM128 176H129V175H128ZM130 176H131V175H130ZM133 176H134V175H133ZM133 176H132V177H133ZM135 176H136V175H135ZM135 176H134V177H135ZM146 176L149 177V175H146ZM205 176H207V173H206ZM251 176H252V175H251ZM16 177H19V175H17ZM33 177L36 178L34 175H33ZM50 177H51V179H53L52 176H50ZM50 177H48L49 181L51 180ZM72 177H73V176H72ZM72 177H71V178H72ZM87 177H89V175H88ZM117 177H118V176H117ZM143 177H144V176H143ZM143 177H142V178H143ZM160 177H161V176H160ZM166 177H167V176H166ZM189 177H190V176H189ZM211 177H212V176H210V178H211ZM245 177H246V176H245ZM12 178L14 179L15 177H12ZM22 178H23V177H22ZM26 178H28V177H26ZM29 178H30V177H29ZM40 178H41V177H40ZM55 178H57V177H55ZM74 178H75V177H74ZM83 178H85V177L83 176ZM96 178H97V177H96ZM96 178H95V179H96ZM102 178H103V177H102ZM105 178H106V176H105ZM108 178H107V179H108ZM136 178H137V177H135V179H136ZM144 178H146V177H144ZM150 178H151V177H150ZM171 178H172V176H171ZM177 178H178V177H177ZM179 178H181V176H180ZM179 178H178V180H180V182H181V179H179ZM207 178H208V177H207ZM221 178H223V177L221 176ZM221 178H220V179H221ZM224 178H225V177H224ZM246 178H247V177H246ZM248 178H249V177H248ZM3 179H5V178H3ZM3 179H2V180H3ZM6 179H7V178H6ZM30 179H31V178H30ZM38 179H39V178H38ZM57 179H58V178H57ZM66 179H67V178H66ZM69 179H70V178H69ZM79 179H80V178H79ZM91 179H92V178H91ZM95 179H92V180L94 181ZM98 179H100V177H99ZM117 179H118V178H117ZM122 179H123V178H122ZM130 179H131V177H130ZM139 179H140V178H139ZM162 179H164V178H162ZM166 179H167V178H166ZM166 179H165V180H166ZM168 179H169V178H168ZM196 179H199V178H196ZM213 179L216 180L215 177H214ZM213 179H212V181H214ZM225 179H226V178H225ZM225 179H222V180H225ZM2 180H1V182H3ZM15 180H16V179H15ZM26 180H27V179H26ZM26 180H25V181H26ZM32 180L34 181V179H32ZM60 180H63V179L61 178ZM70 180H72V179H70ZM70 180H69V181H70ZM80 180H81V179H80ZM105 180H106V179H105ZM119 180H120V179H119ZM131 180L133 181V183L136 182V181L133 180V178H132ZM137 180H138V178H137ZM148 180H149V178H148ZM148 180H147V181H146V180H143V182H145V181L148 182ZM158 180H159V179H158ZM189 180H190V179H189ZM203 180H204V179H203ZM207 180H210V179H207ZM262 180H263V179H262ZM18 181H19V180H18ZM42 181H43V180H42ZM49 181L47 180V182H49ZM55 181H56V182H59V180H55ZM72 181H73V180H72ZM77 181H78V180H77ZM83 181L86 182V179H85V180L83 179ZM87 181H88V180H87ZM95 181H98V180H95ZM95 181H94V182H95ZM99 181H100V180H99ZM125 181H126V179H125ZM132 181H130V182L132 183ZM138 181H139V180H138ZM138 181H137V182H138ZM153 181H154V180H153ZM166 181H167V180H166ZM184 181H185V180H184ZM190 181H191V180H190ZM198 181H199V180H198ZM200 181H201V180H200ZM200 181H199V182H200ZM217 181H219V180H217ZM248 181H250V179H249ZM248 181H247V182H248ZM260 181H261V180H260ZM66 182H67V181H66ZM66 182H65V183H66ZM80 182H81V181H80ZM103 182H104V180H103ZM105 182H108V181L106 180ZM127 182H128V180L126 181V183H127ZM130 182H129L128 184H130ZM137 182H136V183H137ZM178 182H179V181H178ZM180 182H179V184H180ZM186 182H188L189 185H190V182H189V181H186ZM196 182H197V181H196ZM202 182H203V181H202ZM202 182H201V183H202ZM204 182H205V181H204ZM204 182H203V183H204ZM221 182H222V181H221ZM255 182H256V181H255ZM257 182H259L258 179H257ZM261 182H262V181H261ZM27 183H28V182H27ZM50 183H51V182H50ZM53 183H54V182H53ZM61 183H62V182H60L59 184H61ZM65 183L63 182L64 185H65ZM67 183H68V182H67ZM96 183H97V182H96ZM101 183H102V181H101ZM133 183H132L131 185H133ZM136 183H135V184H136ZM141 183H142V182H141ZM168 183H169V182H168ZM184 183H185V182H184ZM192 183H193V182H192ZM192 183H191V185H192ZM206 183H207V182H206ZM206 183H205V184H206ZM215 183H217V182L215 181ZM219 183H220V181H219ZM251 183H252V182H251ZM253 183H254V181H253ZM259 183H260V182H259ZM259 183H258V184H259ZM16 184H17V183H16ZM20 184H21V183H20ZM20 184H19V185H20ZM56 184H58V183H56ZM83 184H84V183H83ZM98 184H99V183H98ZM135 184H134L133 188L135 187ZM137 184H138V183H137ZM143 184H144V183H143ZM143 184H142V186H143ZM150 184H151V183H149V185H150ZM161 184H162V183H161ZM179 184H178V185H179ZM199 184H200V183H199ZM207 184H208V183H207ZM209 184H210V182H209ZM212 184H214V182H213ZM223 184H222V185H223ZM225 184H224V186H225ZM227 184H226V185H227ZM242 184H243V183H242ZM255 184H257V183H255ZM260 184H263V182L260 183ZM0 185H1V184H0ZM13 185H14V184H13ZM19 185H17V186H19ZM33 185H34V184H33ZM38 185H39V183H38ZM41 185H42V183H40V188H41ZM54 185H55V184H53L52 186H54ZM77 185H78V183H77ZM101 185H102V184H101ZM114 185H115V183H114ZM146 185H147V183H145V186H146ZM164 185H165V184H164ZM170 185H171V183H170ZM183 185H184V184H183ZM183 185H181L182 187H181V186H179V187H180V188H185V187H183ZM185 185H186V184H185ZM216 185H217V184H216ZM216 185H215V186H216ZM218 185H219V184H218ZM222 185H221V186H222ZM243 185H244V184H243ZM245 185H247V184H245ZM250 185H251V184H250ZM250 185H248V187H249ZM6 186H7V185H6ZM9 186H12V183H11V185H9ZM14 186H15V185H14ZM17 186L14 187V188H17ZM21 186H22V185H21ZM29 186H30V185H29ZM29 186H28V187H29ZM73 186H74V185H73ZM84 186H85V185H84ZM96 186H97V185H95V187H96ZM126 186H127V185H126ZM151 186H152V185H151ZM153 186H155V185L153 184ZM193 186H195V185H193ZM215 186H214V187H215ZM253 186H254V185H253ZM253 186H252V187H253ZM1 187H2V186H1ZM36 187H37V186H36ZM48 187H49V186H48ZM61 187H62V186H61ZM78 187H79V185H78ZM81 187H82V186H81ZM98 187H99V185H98ZM112 187H113V185H112ZM127 187H128V186H127ZM138 187H139V186H138ZM138 187H135V189H138ZM146 187L148 188L149 186H146ZM146 187L144 188V190L147 189ZM165 187H166V186H165ZM175 187L177 188V186H175ZM175 187H173V188H171V189L173 190V189H175ZM216 187H217V186H216ZM216 187L214 188V191H215ZM238 187H241L240 184H239ZM252 187H251V188H252ZM254 187H255V186H254ZM262 187H263V186H262ZM22 188H23V186H22ZM24 188H25V187H24ZM40 188H39V189H40ZM55 188H56V187H55ZM83 188H84V187H83ZM96 188H97V187H96ZM115 188H116V187H115ZM140 188H141V187H140ZM168 188H169V187H168ZM195 188H196V187H195ZM224 188H225V187H224ZM258 188H259V187H258ZM260 188H261V187H260ZM1 189H2V188H1ZM1 189H0V190H1ZM11 189H12V187H11ZM26 189H27V188H26ZM30 189H31V188H30ZM36 189H37V188H36ZM39 189H38V190H39ZM67 189H69V187H68ZM79 189H80V187H79ZM91 189H92V188H91ZM101 189H102V188H101ZM103 189H104V188H103ZM108 189H109V187H108ZM108 189H104V190H107V191H108ZM119 189H120V188H119ZM131 189H132V188H131ZM131 189L129 190V188H128L129 193H130ZM149 189H154V187H153V188H150V187H149L147 190L149 191ZM217 189H218V188H217ZM217 189H216V190H217ZM221 189H222V188H221ZM226 189H227V188H226ZM5 190L7 191L6 188H5ZM12 190H13V189H12ZM12 190H10L11 192H9V195L12 193ZM17 190H18V192H16V193H20V195H21V192L19 191V187L17 188ZM34 190H35V187H34ZM49 190H50V188H49ZM64 190H65V189H64ZM71 190H72V189H71ZM71 190H70V192L73 191V190H72V191H71ZM104 190H103V192L100 191L99 189H98L97 191H98V192H102V194H103V193L106 194V192H104ZM128 190H127L126 192H128ZM133 190H134V189H133ZM133 190H132V192H133ZM160 190H161V187H160ZM175 190H176V189H175ZM178 190H179V189H178ZM180 190H182V192H180V193H182L183 195H185V194L183 193V192H184V189H180ZM180 190H179V191H180ZM196 190H197V189H196ZM196 190H195V192H196ZM199 190H200V189H199ZM199 190H198V191H199ZM205 190H207V189H205ZM205 190H204V191H205ZM218 190H219V189H218ZM218 190H217V191H218ZM223 190H224V189H223ZM246 190H247V189H246ZM256 190H257V189H256ZM259 190H260V189H258L257 192H258ZM1 191H2L1 193L3 194V193H4V192H3V189H2ZM6 191H5V193H6ZM14 191H15V190H14ZM27 191H28V190H27ZM53 191H54V190H53ZM56 191H57V190H56ZM56 191H54V192H56ZM62 191H63V190H62ZM62 191H60V192H62ZM84 191H86V190H83V192H84ZM87 191H88V190H87ZM91 191L93 192V190H91ZM97 191L94 189V193L97 192ZM135 191H136V190H135ZM139 191H140V190H139ZM142 191H143V190H142ZM150 191H151V190H150ZM161 191H162V190H161ZM166 191L168 192L169 190H166ZM173 191H174V190H173ZM173 191H172V192H173ZM204 191H203V192H204ZM220 191H222V190H219V193H223V194H225L224 192H220ZM224 191H225V190H224ZM226 191H227V190H226ZM226 191H225V192H226ZM243 191H244V190H243ZM22 192H23V189H22ZM40 192H42V191H40ZM50 192H51V191H50ZM54 192H53V193H54ZM67 192H68V191H67ZM117 192H118V191H117ZM124 192H125V191H124ZM153 192H154V191H153ZM157 192H158V191H157ZM167 192H166V193H167ZM174 192H175V191H174ZM176 192H177V191H176ZM176 192H175V193H176ZM200 192H201V191H200ZM205 192H206V191H205ZM205 192H204V193H205ZM212 192H213V191H212ZM228 192H229V191H228ZM231 192H232V191H231ZM235 192H236V191H235ZM7 193H8V192H7ZM29 193H30V192H29ZM29 193L27 194L28 196H29ZM58 193H59V192H58ZM58 193H54V194L56 195V194H58ZM78 193H79V192H78ZM80 193H81V192H80ZM85 193H86V192H85ZM87 193H88V192H87ZM90 193H91V192H90ZM94 193H93V194H94ZM133 193H134V192H133ZM155 193H156V190H155ZM158 193H160V192H158ZM213 193H214V192H213ZM215 193H217V192H215ZM237 193H239V195H240L241 192L239 191V192H237ZM255 193H256V191H255ZM258 193H259V192H258ZM2 194H0V195H1V198H2ZM43 194H44V192H43ZM49 194H50V193H49ZM68 194H69V193H68ZM97 194H98V193H97ZM99 194H101V193H99ZM107 194H108V193H107ZM119 194H120V193H119ZM126 194H127V196H128V193H124V195L122 194V195H123L122 197H124ZM135 194H136V193H135ZM135 194H134V197H135L136 195H138V194H136V195H135ZM140 194H141V193H140ZM148 194H150V193H148ZM163 194H165V193H163ZM176 194H177V193H176ZM176 194H175V195H176ZM194 194H195V193H194ZM198 194H199V193H198ZM228 194H230V193H228ZM233 194H234V193H233ZM248 194H249V192H248ZM5 195H6V194H5ZM9 195H8V196H9ZM11 195H14V194H11ZM11 195H10L9 197H11ZM25 195H26V194H25ZM25 195H24V196H25ZM30 195H31V194H30ZM34 195H37V193L34 194ZM40 195H41V194H40ZM55 195H54V196H55ZM73 195H74V193H73ZM82 195H84V193L81 194L80 197H82ZM88 195H89V194H88ZM90 195H91V194H90ZM95 195H96V194H95ZM95 195H94V196H95ZM108 195H109V194H108ZM112 195H113V194H112ZM120 195H121V194H120ZM129 195H130V197H131V194H129ZM143 195H144V193L142 194V196H143ZM156 195H157V194H156ZM160 195H162V192H161V194H159V196H160ZM169 195H170V194H169ZM195 195H197V194H195ZM199 195H201V194H199ZM211 195H212V193H211ZM234 195H235V194H234ZM234 195H232V197H233ZM239 195L237 194V196H239ZM241 195H242V194H241ZM258 195L260 196L261 193L258 194ZM262 195H263V193H262ZM15 196H17V195H15ZM18 196H19V195H18ZM18 196L15 198V201H16V199L18 200ZM28 196H27V197H28ZM32 196H33V195H32ZM58 196H60V194H59ZM99 196L101 197V195H99ZM132 196H133V194H132ZM153 196H154V195H153ZM159 196H158V197H159ZM163 196H164V195H163ZM166 196H167V195H166ZM192 196L194 197V195H192ZM216 196H217V194H216ZM225 196H227V195H225ZM225 196H222V197L224 198ZM229 196H230V195H229ZM6 197H7V195H6ZM6 197H5V199H6ZM49 197H50V195H49ZM84 197H85V196H84ZM103 197H104V196H103ZM117 197H118V196H117ZM117 197H116V200L119 199V198L117 199ZM130 197H129V198H130ZM145 197H148V196H143L144 199H147V198H145ZM179 197L182 199V196L179 194L177 200H179ZM206 197H207V196H206ZM217 197H218V196H217ZM217 197H216V198H217ZM222 197H221V199H222ZM232 197H231V198H232ZM241 197H242V196H241ZM241 197H239V198H241ZM245 197H246V196H245ZM251 197H252V196H251ZM251 197H249V198H251ZM1 198H0V200H1ZM42 198H43V197H42ZM54 198H56V196H55ZM92 198H93V197H92ZM126 198L128 199V197H126ZM156 198H157V197H156ZM174 198L176 199L177 197H174ZM183 198H185V196H184ZM200 198H203V197H200ZM207 198H208V197H207ZM233 198H234V197H233ZM242 198H243V197H242ZM259 198H260V197H259ZM259 198H258V200H259ZM261 198H262V197H261ZM5 199H4V200H5ZM8 199H10V198H8ZM13 199H14V198H13ZM23 199H24V198H23ZM52 199H53V198H52ZM82 199H84V198H82ZM82 199H81V202H82ZM98 199L100 200V198L97 197V201H98ZM122 199H123V198H122ZM132 199H133V200L135 199V200L137 201V196H136V198H133V197H132ZM139 199H140V198H139ZM141 199H142V198H141ZM160 199H161V197H160ZM181 199H180V200H181ZM188 199H189V198H188ZM188 199H183L180 203H182V202H184V201H185V202H188ZM227 199H229V198L227 197ZM252 199H253V198H251V200H252ZM29 200H30V198H29ZM31 200H33V199H31ZM58 200H59V199H58ZM61 200H62V199H60L59 201H61ZM65 200H66V199H65ZM68 200H70V199H68ZM68 200H67V201H68ZM77 200H79V199L77 198ZM85 200H86L87 203H90V202L87 201V199H85ZM107 200H110V199H106V201H107ZM129 200H131V198H130ZM129 200H124V201H123L124 204H125V201L127 202V201H129ZM135 200H134V201H135ZM142 200H143V199H142ZM142 200H140V202H141ZM148 200H149V198H148ZM150 200H151V199H150ZM164 200H165V199H164ZM168 200L170 201V199H168ZM189 200H190L191 203H192V199H191V197H190ZM197 200H198V203H199L200 200H199V199H197ZM206 200H207V199H205V201H206ZM218 200H219V199H218ZM225 200H226V199H225ZM230 200H231V199H230ZM230 200H229V201H230ZM241 200H242V199H241ZM241 200L238 199V201H241ZM15 201H14V202H15ZM54 201H55V200H54ZM67 201H66V202H67ZM79 201H80V200H79ZM95 201H96V200H95ZM118 201H119V200H118ZM118 201H117V202H118ZM121 201H122V200H121ZM138 201H139V200H138ZM145 201H147V200H145ZM152 201H155V199L152 200ZM159 201H160V200H159ZM165 201H166L167 203H169V201H167V200H165ZM174 201H176V200H174ZM212 201H213V199H212ZM220 201H221V200H220ZM220 201H219V204H218V205H220ZM243 201H244V200H243ZM259 201H260V200H259ZM5 202H7L8 205H10V204H9V203H10L9 201H5ZM33 202H36V201H33ZM49 202H50V201H49ZM61 202H63V201H61ZM70 202H72V201H69L68 203H70ZM91 202H93V200H92ZM103 202H105V200H103ZM107 202H108V201H107ZM110 202H111V201H110ZM110 202H109V203H110ZM115 202H116V201H115ZM166 202H165V203H166ZM217 202H218V201H217ZM227 202H228V201H227ZM247 202H249L248 199H247ZM252 202H253V201H252ZM252 202H250V203H252ZM7 203H6V204H7ZM16 203H17V202H15V204H16ZM20 203H21V202L19 201V205H20ZM22 203H23V202H22ZM41 203H42V202H41ZM53 203H54V202H53ZM56 203H57V202H56ZM132 203H133V202H132ZM132 203L130 202L131 205H132ZM142 203H144V202H142ZM162 203H163V201H162ZM167 203H166V204H167ZM205 203H206V202H205ZM211 203H212V202H211ZM236 203H237V208H238V206H240V205H238L239 202H236ZM1 204H2V203H1ZM35 204H36V203H35ZM54 204H55V203H54ZM60 204H61V203H60ZM64 204H65V202H64ZM77 204H78V203H77ZM101 204H103V203L101 202L100 205H101ZM106 204H107V203H106ZM156 204H157V203H156ZM160 204H161V203H160ZM170 204H171V203H170ZM177 204H178V203H177ZM177 204H173V203H172V206H173V205H176V206H177ZM192 204H193V203H192ZM221 204H222V203H221ZM226 204H228V203H226ZM231 204H232V202H231ZM11 205H12V204H11ZM17 205H18V204H17ZM21 205H22V204H21ZM28 205H29V204H28ZM28 205H27V206H28ZM41 205H42V204H41ZM43 205H44V204H43ZM43 205H42V206H43ZM48 205H49V204H48ZM62 205H63V204H62ZM62 205H60V207H62ZM94 205H95V204H94ZM104 205H105V204H104ZM107 205H108V204H107ZM109 205H110V204H109ZM109 205H108V206H109ZM135 205H136V203H135ZM168 205H169V204L165 205L164 207L166 208V206H168ZM178 205H179V204H178ZM195 205H196V204H195ZM234 205H235V204H234ZM252 205H253V204H252ZM4 206H5V205H4ZM29 206H30V205H29ZM36 206H37V205H36ZM36 206H35V208H36ZM38 206H39V205H38ZM46 206H47V205H46ZM66 206H67V205H66ZM66 206H65V207H66ZM70 206H72V205H70ZM81 206H83V204H82ZM90 206H91V205H90ZM140 206H141V205H140ZM143 206H145V205H143ZM169 206H170V205H169ZM169 206H168L166 209H169ZM181 206H182V204H181ZM206 206H207V205H206ZM212 206H213V205H212ZM212 206H210V207H212ZM220 206H221V205H220ZM225 206L228 207V206H230V205H228V206L225 205ZM225 206H224V207H225ZM1 207H2V206H1ZM8 207H9V206H8ZM12 207H13V206H12ZM12 207H11V208H12ZM14 207L17 208L18 206H17V207L14 206ZM14 207H13V208H14ZM19 207H20V206H19ZM48 207L50 208V206H48ZM53 207H54V206H53ZM55 207H56V206H55ZM63 207H64V206H63ZM78 207H80V205H78ZM84 207H86V205H85ZM87 207H88V206H87ZM99 207H101V206H99ZM104 207H105V206H104ZM106 207H107V206H106ZM109 207H110V206H109ZM135 207H136V206H135ZM137 207H138V205H137ZM137 207H136V209H137ZM158 207H161V206H158ZM183 207H184V206H182V208H183ZM195 207H196V206H195ZM208 207H209V206H207L206 208H208ZM216 207H217V206H216ZM216 207L214 206L213 213H215V211H216L215 208H216ZM218 207H219V206H218ZM230 207H231V206H230ZM233 207H234V206H233ZM252 207H253V206H252ZM13 208H12V209H13ZM29 208H30V207H29ZM35 208H33V209L35 210ZM57 208H58V207H57ZM81 208H82V207H81ZM111 208H112V207H111ZM129 208H130V206H129L128 208H126L125 210H127V209H129ZM144 208H146V207H144ZM174 208H175V207H174ZM199 208H200V207H199ZM239 208H240V207H239ZM257 208L260 209V205H259V207H258L257 205H255L254 209L251 210V206H250V204L243 203V204L241 205V209H240V210H241V212L244 213L243 215H248V214L254 212L255 210H257ZM263 208H264V206H263ZM2 209H3V208H1V211H2ZM26 209L28 210V208H26ZM30 209H31V208H30ZM67 209H68V208H67ZM67 209H66V210H67ZM86 209H87V208H86ZM92 209H93V208H92ZM102 209H103V208H102ZM102 209H99V211H97V212H96L95 214H93L92 216H90L89 213H88V211H87L88 216H90V219H89V221L87 222V225H88L87 227H88V229H89L90 231H92V230H99L100 227H102L103 224L105 223V217H104V215L102 214ZM121 209H122V208H121ZM140 209L142 210L143 208H140ZM161 209H162V207H161ZM175 209H176V208H175ZM192 209L194 210V208H192ZM226 209H228V208H226ZM226 209H225V211H226ZM6 210H7V207H6ZM6 210H5V212H7ZM23 210H25V209H23ZM45 210H46V209H45ZM57 210H58V209H57ZM57 210L55 211L56 214H57V212H58ZM60 210H61V209H60ZM68 210H69V209H68ZM68 210H67V211H68ZM74 210H76V209H74ZM79 210H81V209H79ZM87 210H88V209H87ZM129 210H130V209H129ZM129 210H128V211H129ZM131 210H132V209H131ZM141 210H140V212H141ZM169 210H170V212H169V214H170V213L172 212V210H171V209H169ZM178 210H179V212H180V211H181V208L178 209ZM178 210H177V211H178ZM193 210H192V212H193V214H194V211H193ZM217 210H218V208H217ZM220 210H221V209H220ZM223 210H224V209H223ZM233 210H234V212H235L236 209H233ZM31 211H32V210H31ZM35 211L38 212V211H37V208H36ZM46 211H47V210H46ZM49 211H50V210H49ZM77 211H78V210H77ZM77 211H76V212H77ZM89 211H90V210H89ZM106 211H107V210H106ZM121 211L124 212L123 210H121ZM152 211H153V209H152ZM160 211H161V210H160ZM230 211H231V209H230ZM230 211H229V212H230ZM3 212H4V211H3ZM11 212H12V211H11ZM19 212H20V211H19V209H18V213H19ZM25 212H26V210H25ZM53 212H54V211H53ZM55 212H54V213H55ZM72 212H73V210H72ZM72 212H70V213H72ZM79 212H80V211H79ZM112 212H113V210H112ZM117 212L119 213V211H117ZM132 212L134 213V212H137V211H133V210H132ZM143 212H144V211H143ZM145 212H147V211H145ZM145 212L142 213V214H145ZM150 212H151V210H150ZM164 212L167 213L168 211H166V210H162V211H161V213H164ZM207 212H209V211H207ZM229 212H228V213H229ZM15 213H16V212H15ZM23 213H24V212H23ZM28 213H30V211H28ZM31 213H33V212H31ZM38 213H39V212H38ZM54 213H52V214H54ZM63 213H64V212H63ZM110 213H111V211H110ZM110 213H109V214H110ZM128 213H129V212H128ZM137 213H139V212H137ZM147 213H149V212H147ZM147 213L145 214V216L147 215ZM153 213H154V212H153ZM157 213H158V215L160 214V212H157ZM157 213H156V214H157ZM165 213H164V215H165ZM176 213H177V212H175L174 214H176ZM182 213H183V212H182ZM185 213H187V212H185ZM190 213H191V212H190ZM218 213H219V211H218ZM257 213H258V212H257ZM3 214H4V213H2V216H3ZM8 214H10L9 211L7 212V217L10 218L11 216H8ZM19 214H21V213H19ZM24 214H25V213H24ZM26 214H27V213H26ZM36 214H37V213H36ZM56 214H55V217H54V215H53V218H54V219L50 222L51 224H50V228H49V232H48L49 235H46V236L49 237V239H48V241H46V239H44V240H45V243L47 244V247H46V253H45V256H42L43 259H45V261H44V263H42L43 261L41 260V264H57L58 262H62V260H59L58 262H56V261L59 259V256H60V255H59V250H60V251H61V250L63 251V253L67 256V260L69 261V260L72 258V256H73L74 250L77 248L79 242L83 239V236H84V232H85V229H84V228H85V227H83L82 225H77L74 221H70V222L67 221V222H65L66 220H62V219L60 218V217H61L60 214H59L60 217H59V216H56ZM65 214L67 215V212H66ZM65 214H64V215H65ZM73 214H75V213H72V215H73ZM77 214H78V213H77ZM124 214L126 215V212H124ZM142 214H141V215H142ZM156 214H155V215H156ZM167 214H168V213H167ZM169 214H168V215H169ZM178 214H179V213H178ZM183 214H184V213H183ZM183 214H182V215H183ZM219 214H220V213H219ZM219 214H218V215H219ZM241 214H242V213H241ZM259 214H260V212H259ZM12 215H13V214H12ZM28 215H29V214H28ZM32 215H33V214H32ZM32 215H30V216L32 217ZM34 215H35V212H34ZM39 215L41 216V212H40V214H38V218H40ZM42 215H43V214H42ZM62 215H63V214H62ZM64 215H63V216H64ZM78 215H80V217L82 216L81 214H78ZM119 215H120V213H119ZM135 215H136V214H135ZM138 215H139V214H138ZM151 215H152V214H151ZM155 215H154V216H155ZM185 215H187V214H185ZM202 215H204L203 212H202ZM210 215H213V214H210ZM216 215H217V211H216ZM230 215H231V214H230ZM18 216H19V215H18ZM25 216H26V215H25ZM47 216H48V215H46V217H47ZM68 216H69V215H68ZM68 216H67V217H68ZM74 216H76V214L73 215V217H74ZM117 216H118V215H117ZM121 216H122V215H121ZM127 216H128V215H127ZM127 216H126V217H127ZM154 216H153V217H154ZM165 216H166V215H165ZM178 216H179V215H178ZM188 216H190V214H189ZM199 216H200V214H199ZM258 216H260V215H258ZM3 217H4V216H3ZM5 217H6V216H5ZM5 217H4V218H5ZM14 217L16 218L17 216H14ZM42 217H43V216H42ZM42 217H41V218H42ZM70 217H71V216H70ZM109 217H110V216H109ZM118 217L120 218V216H118ZM124 217H125V216H124ZM135 217H136V216H135ZM147 217H149V216H147ZM147 217L145 218L146 221H147ZM155 217H158V216L156 215ZM160 217H161V219L164 218V217H162V215H160ZM166 217H167V216H166ZM176 217H177V215H176ZM0 218H1V216H0ZM19 218H20V217H19ZM23 218H24V217H23ZM26 218H27V217H26ZM26 218H25V219H26ZM32 218L34 219V218H36V216H35V217H32ZM43 218H44V217H43ZM83 218H84V217H83ZM112 218H113V217H112ZM115 218H117L116 215H115ZM136 218H137V217H136ZM25 219H24L23 221H28V220H25ZM139 219H141V218H137L136 221L139 220ZM143 219H144V218H143ZM143 219H142V221H143ZM150 219H151V218H149V221L152 220V219H151V220H150ZM161 219H160L159 221H161ZM166 219H168V218H166ZM43 220H44V219H43ZM45 220H46V219H45ZM74 220H75V219H74ZM111 220H112V219H111ZM117 220H118V218H117ZM117 220H116V221H117ZM157 220H158V218H157ZM157 220H155V221L158 222ZM170 220H172V219H170ZM170 220H169V221H170ZM173 220H174V219H173ZM173 220H172V221H173ZM186 220H188V219H186ZM5 221H6V220H5ZM9 221H10V220H9ZM13 221L15 222V220H13ZM16 221H17V220H16ZM19 221H20V220H19ZM31 221H32V220H31ZM31 221L29 220V222H31ZM37 221H40V223L43 222L42 219H38ZM47 221H48V220H47ZM114 221H115V219H114ZM116 221H115V222H116ZM120 221H121V219H120ZM120 221L118 222V224L120 223ZM129 221H130V220H129ZM142 221L140 220V221H137V222H139V224H140V222L142 223ZM146 221H145V222H146ZM164 221H165V220H164ZM174 221H175V220H174ZM177 221H178V220H176L175 222H177ZM188 221H189V220H188ZM115 222H114V223L111 222V224L113 223V224L115 225V224H116ZM145 222H143V223H145ZM156 222H155V223H156ZM162 222H163V221H162ZM175 222H172V223L177 224L179 221H178L177 223H175ZM182 222H184V224H187V223H185V220L182 221ZM3 223H4V222H3ZM15 223H17V222H15ZM22 223H24V222H22ZM25 223H26V222H25ZM36 223L38 224L39 222H36ZM127 223H129V222H127ZM146 223H147V222H146ZM146 223H145V224H146ZM151 223H153V220L151 221ZM155 223H153V224H155ZM163 223H164V222H163ZM163 223H162V224H163ZM4 224H5V223H4ZM8 224H9V223H8ZM31 224H32V223H31ZM31 224H30V226H31ZM34 224H35V223H34ZM78 224H79V223H78ZM109 224H110V223H109ZM113 224H112V226H113ZM120 224H121V223H120ZM120 224H119V226L115 225V226H117L116 228H119V227H120ZM122 224L125 226L124 223H122ZM122 224H121V226H122ZM165 224H167L166 221H165ZM180 224H181V223H180ZM9 225H10V224H9ZM23 225L26 226V224H23ZM28 225H29V224H27V226H28ZM39 225H40L39 227H41V224H39ZM126 225H130V224H126ZM143 225H144V224H143ZM158 225H159V224H158ZM5 226H6V225H5ZM11 226L13 227L12 224H11ZM11 226H9V227H11ZM17 226H19V225H17ZM27 226H26V228L29 229ZM44 226H45V225H44ZM112 226H111V227H112ZM115 226H113L112 228H110V229H109V232L111 231V229H112V232H113V228H114ZM124 226H122V227H124ZM130 226H132V225H130ZM150 226H151V225H150ZM150 226H148V228H149ZM155 226H156V225H155ZM155 226H154V227H155ZM163 226H164V225H163ZM163 226H162V227H163ZM15 227H16V226H15ZM15 227H13V231H14V228H15ZM21 227H22V226H21ZM34 227H36V226H34ZM39 227H36V228H39ZM125 227H126V226H125ZM127 227H129V226H127ZM146 227H147V226H146ZM146 227H145V228H140V227L137 228V233H136L135 235L144 234V232H148V233H150L151 231H150V230L148 231V229H146ZM160 227H161L160 225H159L158 229H157V227H156V230H158V231H156V230H155V231H156V232H159V228H160ZM36 228H34L33 230H35ZM41 228H42V227H41ZM41 228H40V229H41ZM47 228H48V227H47ZM133 228H134V227H133ZM150 228H151V227H150ZM5 229H6V228H5ZM15 229L18 230L17 228H15ZM114 229H115V228H114ZM127 229H128V228H127ZM2 230H3V229H2ZM2 230H1V231H2ZM23 230H24V229H23ZM23 230L20 229L19 232H21V231H23ZM25 230H26V229H25ZM131 230H132V229H131ZM160 230H161V229H160ZM4 231H5V230H4ZM28 231H30V230H28ZM31 231H32V230H31ZM37 231L39 232V230H37ZM45 231H46V230H45ZM47 231H48V230H47ZM115 231H116V229H115ZM155 231H154V232H155ZM15 232H16V231H15ZM19 232H18V233H19ZM32 232H34V231H32ZM38 232H37V233H38ZM43 232H44V231H43ZM95 232H96V231H95ZM102 232H104V231H102ZM154 232H153V233H154ZM11 233H14V232H11ZM16 233H17V232H16ZM16 233H15V234H16ZM24 233H25V232H22V234H24ZM37 233L35 232V234H37ZM40 233H41V230H40ZM44 233H45V232H44ZM110 233H111V232H110ZM124 233H125V232H124ZM127 233H128V232H127ZM127 233H126L125 235H127ZM3 234H4V232H3ZM3 234H2V236H3ZM35 234H34V235H35ZM19 235H21V234L19 233ZM32 235H33V234L30 233V236H32ZM37 235H38V234H37ZM37 235H36L35 237H37ZM115 235H116V234H115ZM131 235H132V234H131ZM154 235L156 236V238H157L158 236H160V235L157 236L156 234H154ZM13 236H15V235L13 234ZM26 236H27V235H26ZM26 236H25V237H26ZM30 236H29V237H30ZM121 236H122V234H121ZM155 236H154V237H155ZM0 237H1V235H0ZM3 237H4V236H3ZM18 237H20V236H18ZM21 237H24V236H21ZM41 237H42V236H41ZM48 237H46V238H48ZM92 237H93V236H92ZM92 237L89 236V239L92 238ZM102 237H103V235H102ZM102 237H101V235H100V238H101L100 240H102ZM123 237H124V236H123ZM154 237H153L151 240H153ZM9 238H11V237L9 236ZM16 238H17V234H16ZM26 238H27V237H26ZM26 238H22V239L20 238V239H21V240H23V239L25 240ZM37 238H38V237H37ZM39 238H40V237H39ZM43 238H44V236H43ZM96 238H97V237H96ZM103 238H104V237H103ZM133 238H134V239H133ZM142 238H145V237H142ZM5 239H6V238H5ZM20 239H15V240H17V242H18V240H20ZM28 239H29V238H28ZM31 239H32V237H31ZM132 239H133V240H136L135 237H133V236H132ZM157 239H158V238H157ZM3 240H4V238H3ZM6 240H7V239H6ZM6 240H5V241H6ZM24 240H23V241H24ZM36 240H37V239H36ZM95 240H97V239H95ZM104 240H105V239H104ZM106 240L108 241V239H106ZM115 240H117V239H115ZM115 240H114V241H115ZM204 240H206V239H204ZM0 241H1V240H0ZM28 241H29V240H28ZM114 241H113V243H114ZM128 241H129V239H128ZM158 241H160V239H159ZM169 241H170V240H169ZM200 241H203V240H200ZM206 241L208 242V239H207ZM1 242H2V243H1V245H0V249H1V246H2V244H3V241H1ZM13 242H14V241H13ZM24 242H25V245H24L25 247H24V248H26V242H27V241H24ZM24 242H22V244H23ZM36 242H37V241H36ZM98 242H99V241H98ZM98 242H97V243H98ZM155 242H156V240H155V241H152V244H151L152 247H153V243H155ZM170 242H172V241H170ZM211 242H213V241L211 240ZM4 243H5V245H6V242H4ZM9 243H10V242H9ZM37 243H38V242H37ZM45 243H44V244H45ZM192 243H193V242H192ZM204 243H205V242H204ZM19 244H21V243L19 242ZM33 244H34V241H33ZM85 244H86V243H85ZM85 244H84V246H85ZM90 244H92L91 241H90ZM102 244H103V242H102ZM109 244H110V242H109ZM119 244H121V242H119ZM168 244H170V243H168ZM173 244H174V243H173ZM173 244H172V245H173ZM194 244L196 245L197 243L194 242ZM194 244H192V245H194ZM200 244H202V243L200 242ZM206 244H207V243H206ZM17 245H18V243H17ZM17 245H15V242H14V246H17ZM37 245H38V244H37ZM95 245H96V244H95ZM97 245L99 246V243H98ZM112 245H113V244H112ZM159 245H160V243H159ZM165 245H167V244L165 243ZM202 245H203V244H202ZM202 245H201V247H202ZM3 246H4V244H3ZM6 246L9 247V246H11V245H6ZM12 246H13V245H12ZM12 246H11V247H12ZM35 246H36V244H35ZM38 246H39V245H38ZM91 246H92V245H91ZM98 246H97V247H98ZM130 246H131V245H130ZM132 246H133V245H132ZM134 246H135V245H134ZM162 246L164 247V245H162ZM36 247H37V246H36ZM42 247H43V246H42ZM94 247H95V246H93V248H94ZM166 247L169 248L170 245H168V246H166ZM198 247H200V246L198 245ZM5 248H6V247H5ZM15 248H16V247H15ZM15 248H14V249H15ZM18 248H19V245H18ZM29 248H30V247H29ZM39 248H40V247H39ZM39 248H36V249H39ZM85 248H88V247L86 246ZM90 248H91V247H90ZM98 248H99V247H98ZM104 248H105V247H104ZM131 248H132V247H131ZM133 248H134V247H133ZM135 248H136V247H135ZM137 248H138V247H137ZM137 248H136V249H137ZM170 248H171V247H170ZM170 248H169V249H170ZM195 248H196V246H195ZM202 248H203V247H202ZM20 249H21V248H20ZM101 249H102V248H101ZM113 249H114V248H113ZM113 249H112V250H113ZM151 249H152V248H151ZM166 249H167V248H166ZM200 249H201V248H200ZM1 250H3V249H1ZM6 250H7V249H6ZM6 250H5V252H4V250L2 251V252H4V253H3L4 256H6ZM15 250H17V248H16ZM21 250H22V249H21ZM27 250H28V249H27ZM30 250H31V248H30ZM39 250H40V249H39ZM41 250H42V249H41ZM106 250H107V249H106ZM114 250H115V249H114ZM132 250H133V249H132ZM144 250H145V249H144ZM17 251H18V250H17ZM86 251H87V252L89 251V252H88L89 254H90V252L93 253V251H91V249H89V248H88ZM101 251H102V250H101ZM115 251H116V250H115ZM134 251H136V250H134ZM150 251H151V250H150ZM152 251H153V250H152ZM168 251H169V250H168ZM19 252H20V251H19ZM30 252H31V251H30ZM36 252H37V251H36ZM113 252H114V251H113ZM117 252H118V251H117ZM8 253H9V252H8ZM20 253H21V252H20ZM20 253H19V254H20ZM25 253H26V252H25ZM32 253H33V252H32ZM41 253H42V252H41ZM134 253H135V252H134ZM136 253H137V252H136ZM153 253H154V252H152V254H153ZM9 254H10V253H9ZM27 254H28V253H27ZM27 254H26V256H27L26 259H29V258H30V262H31V260L33 259V257H32V259H31L30 256H32V255L29 256V255H27ZM33 254H34V253H33ZM97 254L100 255L99 253H97ZM117 254H118V253H117ZM199 254H200V253H199ZM199 254H198V255H199ZM34 255H35V254H34ZM43 255H44V254H43ZM75 255H76V254H75ZM79 255H80V253H79ZM86 255H87V254H86ZM95 255H96V254H95ZM98 255H96V256H98ZM103 255H104V254H103ZM105 255H107V254H105ZM105 255H104V256H105ZM153 255H154V254H153ZM158 255H159V254H158ZM204 255H205V254H204ZM0 256L2 257V260H4V258H6L7 256H8V258L10 257L9 255H7L6 257H4V256H2L1 254H0ZM28 256H29V258H28ZM39 256H40V255L37 254L36 257H39ZM91 256H93V255H91ZM109 256H112V255H111V252H110V255H109ZM120 256H121V255H120ZM139 256H141V255H139ZM205 256H206V255H205ZM42 257H41V258H42ZM44 257H45V258H44ZM75 257H76V256H75ZM87 257H88V256H87ZM94 257H95V256H94ZM98 257H99V256H98ZM137 257H138V256H137ZM137 257H136V258H137ZM151 257H152V256H151ZM202 257L204 258V256H202ZM61 258H62V257H61ZM61 258H60V259H61ZM96 258H97V257H96ZM133 258H134V257H133ZM138 258H139V257H138ZM142 258H143V257H142ZM195 258H196V255H195ZM195 258H194V259H195ZM198 258H200V256H199ZM26 259H24V260H26ZM38 259H40V258H38ZM38 259H37V260H38ZM84 259H85V258H84ZM87 259H89V258H87ZM91 259H92V258H91ZM99 259H100V258H99ZM99 259H98V260H99ZM104 259H105V257H104ZM146 259H147V258H146ZM151 259H152V258H151ZM200 259H201V258H200ZM65 260H66V259H65ZM65 260H64V261H65ZM94 260H96V259H94ZM94 260H93V262H94ZM142 260H143V259H142ZM144 260H145V259H144ZM144 260H143V263H144ZM147 260H149V259H147ZM164 260H165V259H164ZM0 261H1V260H0ZM20 261H21V260H20ZM20 261H18V262H20ZM22 261H23V259H22ZM90 261H91V260H90ZM133 261H134V260H133ZM167 261H168V260H167ZM197 261H198V260H197ZM202 261H206V260H205V259H202ZM2 262H3V261H2ZM2 262H1V264H3ZM25 262H26V261H25ZM30 262H29V263H30ZM34 262H36V260H35ZM85 262H86V261H85ZM85 262H84V263H85ZM88 262H89V261H88ZM88 262H86V263L88 264ZM96 262H98V261H96ZM99 262H100V260H99ZM101 262H102V261H101ZM136 262H141V261H138V260H137ZM168 262H169V261H168ZM198 262H199V261H198ZM207 262H208V261H207ZM26 263H28V262H26ZM69 263H70V262H69ZM86 263H85V264H86ZM91 263H92V262H91ZM112 263H115V262H112ZM133 263H134V262H133ZM147 263H148V262H147ZM147 263L145 262V264H147ZM163 263H164V262H163ZM5 264H6V263H5ZM19 264H20V263H19ZM21 264H22V263H21ZM34 264H35V263H34ZM37 264H38V263H37ZM76 264H78V263H76ZM102 264H103V263H102ZM125 264H126V263H125ZM136 264H137V263H136ZM139 264H140V263H139ZM148 264H149V263H148ZM165 264H166V263H165ZM201 264H202V263H201Z\"/></svg>",
    "mask_w": 264,
    "mask_h": 264
}]
</instances>
